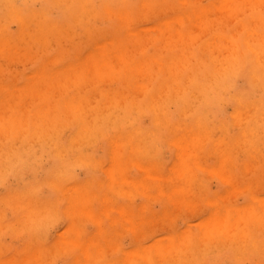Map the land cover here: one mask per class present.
Segmentation results:
<instances>
[{"label":"rangeland","instance_id":"rangeland-1","mask_svg":"<svg viewBox=\"0 0 264 264\" xmlns=\"http://www.w3.org/2000/svg\"><path fill=\"white\" fill-rule=\"evenodd\" d=\"M3 1H5V3L3 2ZM0 0V25L1 24H3V22H4V18H10L9 16H10V13L8 12V10H7V5H5L4 6V4H6V0ZM54 0H13V6H15V7H13L14 9H15V15H14V17L13 18H11L10 20H8V23L6 22H4L5 24H6V26L4 27V25L2 26H0V27H3V29H2V32L0 31V52H5V53H8V51L7 50H9V49H12V50H9V52L11 51V53H9L10 55H8V57L6 58V56L4 57V55H5V53L3 54V53H0V57L2 58H0L1 59V66H0V69H2V70H0L1 71V74H0V81L1 80H3V81H1V83L0 84H3V88H2V85L0 86V115H2L3 116V119H2V116H1V118H0V126L2 127H0V179H1V182H0V196L2 197H0V205H1V208H0V221H2V223L0 222V227H1V231H0V243L2 242V244H0V264L2 263H4L3 261H5V264H16V262H17V264H21V259H23L22 260V262H26V263H28V262H30V263H28V264H37V263H41V264H107L109 261L110 262H112V263H110V264H117V261L119 262V264H126V262L128 263V264H138V263H140V262H138V261H142L143 259H145L144 257H146V261L145 260H143V261H145V262H142V263H140V264H147L146 262H148V264H154V262L156 261L155 260V258L157 257V260H158V263H157V261H156V263L157 264H163V263H165V264H184L185 262H189L188 264H264V224H261L260 223V220H262V218L264 219V216H263V214H264V122H262V121H264V111H262V110H264V65H263V68H262V63H264V60H261L263 57H264V54H262V52L264 53V39L263 40H261L260 39V37L261 36H264V7H262V6H264V4L263 3H260V4H253V5H251V4H248V6H245V5H247V3L246 4H242L238 9H236V10H234L233 11V14L231 15V11L229 12H227V9L224 7V5H222V6H219L218 8H213V9H210V11H207L206 12V14L207 13H209V12H211V11H214V12H211L210 14H207L206 16L208 17L207 19H208V21H206V22H209V25L210 26H212V29H210L209 28V25L208 24H206V22H205V20H206V17H203L204 15H205V13L203 14L202 12H205V11H200L199 9L200 8H202V6H204V7H208L209 6V4L211 5V4H213L214 2H218V3H220V2H222V0H200V2H199V0H196L197 1V3H195V0H189L188 2H187V0H185L186 2H184V0H145L146 1V4H147V2L149 1V3H148V5L150 4V6H145V4L144 5H142V4H140L141 2H144V0H61L60 2H59V0H55V3L53 2ZM71 1V2H70ZM83 1V2H82ZM172 1H173V3H172ZM194 1V2H193ZM2 2V3H1ZM57 2V3H56ZM67 2H70L69 3V5L68 4H66ZM178 2V3H177ZM210 2H212V3H210ZM262 2H264V1H262ZM53 3V4H52ZM60 3V4H59ZM136 3V4H135ZM145 3V2H144ZM191 3V4H190ZM209 3V4H208ZM223 3V2H222ZM21 4V8H23V9H18L17 8V6H19ZM56 4V5H55ZM97 4V5H96ZM104 4H107V5H104ZM183 4V5H182ZM186 4H189V5H186ZM17 5V6H16ZM23 5V6H22ZM25 5V6H24ZM28 5L30 6V8H28ZM52 5H54V6H52ZM61 5H63V6H61ZM175 5V6H174ZM186 5V6H185ZM200 5V6H199ZM249 5H251V6H249ZM258 5V6H257ZM262 5V6H261ZM4 7V9H2L3 7ZM47 6V7H46ZM142 6V7H141ZM184 6L186 7V8H184ZM193 6H195V7H193ZM197 6V7H196ZM198 6L200 7V8H198ZM253 6V8H251ZM43 7V8H42ZM46 7V8H45ZM52 7V8H51ZM57 7H58V9H57ZM65 8V9H63V8ZM84 7H86V8H84ZM139 7H140V9H139ZM174 7H175V9L178 7V9H174ZM192 7H193V10H192ZM224 9H223V8ZM17 8V9H16ZM39 8V9H38ZM42 8V9H41ZM45 8V9H44ZM50 8V9H49ZM105 8V9H104ZM107 8H108V10H107ZM144 8H146L145 10H146V12H147V9L148 8H152V12L150 13L151 15H152V13L155 11V13L152 15V16H150V14H147L146 12H145V10H144ZM194 8H196V9H194ZM257 8V9H256ZM2 9V10H1ZM26 9H28V10H26ZM61 9V10H60ZM89 11H88V10ZM104 9V10H103ZM109 9L110 10H112V12H110L109 11ZM215 9V10H214ZM222 9L224 10V11H222ZM30 10H34V11H30ZM37 10H39L38 12H37ZM49 11V12H47L46 13V17L44 16V15H42V14H44L46 11ZM87 12H86V11ZM140 10V11H139ZM198 10V11H197ZM218 10H221L222 11V13H221V11H219V12H217ZM248 10V11H247ZM27 11H29V12H27ZM45 11V12H44ZM51 11V12H50ZM80 11V12H79ZM179 11H183V12H179ZM191 13V14H189V12ZM196 11V12H195ZM226 11V12H225ZM32 12H34V13H36V14H39V15H36V14H32ZM44 12V13H43ZM67 12H68V14H69V16H68V14H67ZM80 14H79V13ZM88 12H92L93 13V16L90 14V16H88L87 15V13ZM105 12L107 13L106 15H105ZM139 12V13H138ZM163 13L162 15L161 14H159L158 15V13ZM195 12V13H194ZM197 12H199V13H197ZM217 12V13H216ZM223 12H225L226 14L227 13H230V15L231 16H229V14H227L230 18L233 16L234 17V15H236V17H234L235 18V21L234 22H232L231 23V21H233V19H231L230 20V18H227L228 16L224 13L223 14ZM237 12H238V14H240V15H238L237 14ZM7 13V14H6ZM22 13V14H21ZM66 13V14H65ZM118 13L120 14V16H118ZM122 13H123V15L124 16H121L122 15ZM212 13H214V15L212 14ZM234 13H236V14H234ZM17 14H19V16L17 15ZM23 15L24 16V18L25 19H27V20H25V19H23V21H22V18L23 17H21L20 18V16L21 15ZM34 16V17H32V15ZM65 14V15H64ZM83 14H85V15H87L86 16V19H84L83 20V18H85L84 16L85 15H83ZM112 14H114V15H112ZM136 14V15H135ZM138 14V15H137ZM198 14H200V16L198 15ZM203 14V15H202ZM7 15H9L8 17H6ZM40 15H41V17H40ZM79 15H80V17H79ZM109 17H108V16ZM140 15V16H139ZM186 16L184 19H183V21H184V24L187 22V21H189V20H191L190 22H191V24H190V22H187L185 25H181L182 26V32L183 33H181V35L180 36H182V34H188L187 32H189L188 31V29L190 30V28H191V31H190V39H189V36L186 38V39H188L187 41H181L182 39H180L179 37H176L177 36V34H178V32L179 31H177L178 29H180V28H178L179 27V20H178V18L181 16V17H183V16ZM213 15V18L211 17ZM220 16V18L221 19H219V17L218 16ZM243 15V16H242ZM12 16V15H11ZM16 16V17H15ZM20 18V20H19V18ZM30 16V17H29ZM36 16H38L37 18H36ZM112 16H114V17H112ZM128 18H127V17ZM135 16V17H134ZM160 16V17H159ZM192 16V17H191ZM210 16V17H209ZM215 16H217L218 17V20H217V17L215 18ZM239 16H241V17H239ZM255 16H256V18H255ZM41 19H40V18ZM49 19H48V18ZM68 17V18H67ZM69 17H71V18H69ZM102 17H103V19H102ZM112 17V18H111ZM117 17L121 20V22H119V21H117L118 19H117ZM124 19H123V18ZM140 17V18H139ZM142 17V18H141ZM171 17H173L175 20H174V22H175V25H174V27L172 26L173 24H170L169 23V20H171L170 18ZM190 19H189V18ZM199 17H200V19L202 20V22H199L200 21V19H199ZM36 18V19H35ZM43 18H46L45 20L43 19ZM132 19V21H134V22H132L131 21V19ZM136 18H137V20H141V19H143V20H141V21H138V22H136ZM163 18H165V20L163 19ZM209 18H210V20H209ZM241 18H242V20H241ZM252 18H255L254 20H257V21H254ZM258 18V19H257ZM260 18V19H259ZM14 19V20H13ZM35 19V20H34ZM50 19H51V21H50ZM66 19V20H65ZM70 19V20H69ZM81 19V20H80ZM92 19V20H91ZM101 19V20H100ZM262 19V21H260ZM16 20V21H15ZM30 20V21H29ZM38 20V21H37ZM56 20V21H55ZM58 20H59V22H58ZM77 20H78V23H76V24H79V25H77V27H76V24H75V22H77ZM88 20V21H87ZM124 22H123V21ZM126 20H128V21H126ZM182 20V19H181ZM211 20L212 21H215V23L213 22L212 23V25L210 24L211 23ZM1 21H3L2 23H1ZM5 21H7V19L5 20ZM21 21H22V23L24 24V25H22V23H21ZM35 21V23H33ZM40 21H41V23L42 24H40ZM47 23H46V22ZM64 21V22H63ZM84 21V22H83ZM131 21V22H130ZM168 21V25L170 26L171 25V28H169V26L168 25H163L164 23L166 24V22ZM172 21V20H171ZM241 21V22H240ZM260 22V24L258 25L256 22ZM12 22V23H11ZM56 24H55V23ZM74 22V23H73ZM80 22V23H79ZM83 22V24H82V27L80 26L81 25V23ZM122 22H123V24H122ZM127 22V23H126ZM139 22H140V24H139ZM144 22V23H143ZM155 22V23H154ZM173 22V21H172ZM179 22V23H178ZM197 24H196V23ZM204 22H205V24L208 26V28L209 29H207L206 27L207 26H203L202 25V23L204 24ZM253 22H255V26L254 25H252L253 24ZM258 22V23H259ZM38 23V24H37ZM61 23V24H60ZM73 23V24H72ZM86 23H87V25H89V26H91V27H89L88 26V28H87V25H86ZM129 23V24H128ZM130 23H131V25H130ZM134 23V25L132 26V24ZM176 23H177V25H176ZM182 23V22H181ZM180 23V24H181ZM244 23V24H243ZM8 24V25H7ZM20 24H21V26H20ZM34 24V25H33ZM50 24V25H49ZM51 24H52V26H51ZM125 24H127V26L125 25ZM135 24H137V25H135ZM183 24V23H182ZM216 24V26L214 27V25ZM242 24H243V26H242ZM37 25H40V27H38ZM44 25H45V27H44ZM48 25L50 26V27H53V28H51V31L50 32H48L49 30H50V27L48 28L49 30L47 31V28L46 27H48ZM58 25V26H57ZM63 27H62V26ZM68 25H70V26H68ZM74 25V26H73ZM103 25V26H102ZM121 25V26H120ZM150 27H149V26ZM159 25V26H158ZM196 25H199V27L198 26H196ZM23 26V27H22ZM86 26V27H85ZM142 26V27H141ZM146 26V27H145ZM147 26L149 27V28H147ZM158 26V27H157ZM162 26H164V27H162ZM168 27L169 29H173V30H168V29H165V27ZM178 26V27H177ZM184 26H185V28H184ZM189 26V27H188ZM193 26V27H192ZM200 26H202V27H200ZM256 28H254V27ZM19 27V28H18ZM36 27V28H35ZM59 27H61V29L63 28V31L62 30H60V28ZM65 27H67V28H70V29H72L71 31L69 30L68 32H67V28L65 29ZM159 27H162L161 29H156V28H159ZM166 27V28H167ZM196 27V28H195ZM197 27H198V29H197ZM6 28V29H5ZM22 28H24L23 29V31L21 30ZM29 28H32V29H29ZM38 28V30L37 31H35L36 29ZM39 28H43V30H41V29H39ZM45 28V29H44ZM85 28V29H84ZM135 28H137V29H135ZM139 28V29H138ZM147 28V33L149 32V31H151L152 33H150V34H152V35H150L149 33L147 34L146 33V29ZM175 28H177V29H175ZM193 28V29H192ZM206 28V29H205ZM223 28H225V30L223 29ZM238 28H239V31H238ZM251 28H254L253 30H255V32L257 33V34H259L260 35V33H261V35L259 36H257L256 35V33L255 32H253L252 31V29ZM61 31L60 32V34L61 33H63V34H65V36H63V34H58V32H59V30ZM118 29V30H117ZM128 29H130V31L128 30ZM149 29V30H148ZM162 29H163V32H161L162 31ZM197 29V30H196ZM199 29H201V30H203V31H201V33L203 32H205L204 34H202V36H200V34H199V37H196V35L194 36V34H196L195 32L196 31H198V32H200V30ZM205 29V30H204ZM221 29V30H220ZM247 29H251V30H247ZM4 30V31H3ZM7 30V31H6ZM8 30H9V32H8ZM16 30V31H15ZM52 30H58L57 32H56V34L58 35V37L60 36V38H56V34H54V33H52L53 31ZM82 30H84V32H85V30H86V34H84V32L82 31ZM88 30H89V33H88ZM92 30V31H91ZM112 30V31H111ZM132 30H133V32H134V34H139L141 37H139V35H138V37L139 38H142V37H144L143 39H145V37H147L146 39H145V41H147V39L148 38H150L149 39V41H151V43L150 44H148V46L146 47L145 45H144V48H142L143 47V44H145V43H143L142 41L143 40H141V39H139V38H136V35H132L133 33H132ZM140 30H142V32L140 31ZM153 30V31H152ZM154 30H156V31H154ZM159 30H161L159 33H162V34H164L165 35V37H166V39H165V37H164V35L162 36V34H159V36L160 37H164V38H159V40H158V31ZM169 32H168V31ZM186 30V33L184 32V31ZM192 30L194 31V33L192 32ZM206 30H207V32H206ZM211 30V31H210ZM258 32H257V31ZM7 33H6V32ZM12 31V32H11ZM21 31V32H20ZM27 31V32H26ZM29 31H30V33H29ZM35 31V32H34ZM44 31V33H42ZM47 31V32H46ZM66 31V32H65ZM74 31V32H73ZM127 31V32H126ZM181 31V30H180ZM210 31V33H208ZM232 31L234 32V34L232 33ZM236 31V32H235ZM37 32V33H36ZM41 32V33H40ZM55 32V31H54ZM71 32L72 33H75V35H76V33H77V35L75 36L74 34H71ZM130 32L132 33V34H130ZM137 32V33H136ZM144 32V33H143ZM155 32V33H154ZM156 32H157V34H156ZM170 32H173L172 34L174 35V33H176L175 34V36H171L172 34L170 33ZM191 32H192V37L194 36V38H196V39H192L191 38ZM245 32H246V34H247V36H248V34H249V38L252 40L251 41V43H250V41H249V39H248V37L246 36V34H245ZM19 33H22V34H18ZM25 33H27L26 35H25ZM36 34V36L35 35H31V38H30V34ZM40 33V34H39ZM45 33H47V35L45 34ZM49 33H50V35H49ZM51 33H52V35H51ZM97 33V34H96ZM125 33V34H124ZM208 33V34H207ZM251 33H254L253 35L254 36H252V34ZM5 34V38L3 37V35ZM13 34H14V36H13ZM29 34V35H28ZM45 34V35H44ZM82 34V35H81ZM84 34V35H83ZM92 34V35H91ZM144 34V35H143ZM188 34V35H189ZM198 34H197V36H198ZM8 35V36H7ZM21 35V36H20ZM25 35V36H24ZM49 35V36H48ZM69 35V36H68ZM71 35H72V37H71ZM78 35H80L81 37H79ZM86 35H88V36H86ZM131 37H133V38H130V36ZM147 35V36H146ZM148 35H149V37H148ZM169 35L173 38V37H176V38H178L179 39V41H175V39L173 40L171 37H169ZM179 35V34H178ZM205 35V36H204ZM216 35V36H215ZM221 35V36H220ZM222 35H226L225 36V38H223V36ZM227 35H228V38L227 39H229L230 41H232V42H227L228 40L226 39V37H227ZM234 35V36H233ZM235 35H237V36H235ZM9 36H11V37H9ZM14 37V39H13V37ZM17 36V37H16ZM35 36V38H33V37ZM43 36V37H42ZM51 36V37H50ZM63 36V37H62ZM83 36V37H82ZM94 36H96V38L94 37ZM151 36H153V37H151ZM230 36V37H229ZM6 37H8V38H6ZM19 37H26L25 39H27V37L29 38V39H27L26 41H25V43H24V40L25 39H23L22 41H19L21 38H19ZM70 37L72 38V39H70ZM80 39H79V38ZM109 37H110V40H108L109 39ZM126 37H129V38H126ZM135 37V38H134ZM186 37V36H185ZM184 37V38H185ZM214 37H215V40L217 39V37H218V39H217V41H215L214 40ZM236 37V38H235ZM237 37H238V39H237ZM247 37V38H246ZM253 37H256V39H257V41L258 40H260L259 41V43L257 42V41H255V38H253ZM257 37H259V38H257ZM6 40V39H8L9 41H11V39L13 40V41H11V43H12V46H13V44H15L17 41V43L15 44V45H19L20 47L18 48V45H17V47H15V46H9V45H7V40L5 41L4 39ZM19 38V39H18ZM33 38V39H32ZM41 39L42 41H43V43H42V41L40 42L39 40H38V42H40V43H38L37 42V39ZM51 38V39H50ZM53 38V39H52ZM56 38V39H55ZM63 38V39H62ZM64 38H65V40H64ZM84 38H86V39H84ZM104 38H107V39H105L104 40ZM119 38V40H117ZM123 38V39H122ZM183 38V37H182ZM183 38V40H185ZM212 38V39H211ZM231 38V39H230ZM263 38V37H262ZM16 39V40H15ZM76 39H78L77 41H72V40H76ZM112 39V40H111ZM125 39H127V40H125ZM132 39H134L133 41H132ZM138 39L139 40H141V41H139L138 42ZM161 39V40H160ZM177 39V40H178ZM227 41H226V40ZM33 41V42H31L32 44H30V42H28V43H26L27 41ZM34 40H36V42L34 41ZM44 40H46V41H50L51 43L52 42H55V43H50V42H48V43H50L49 45H48V43H47V45H46V41H44ZM54 40V41H53ZM58 40H60V41H58ZM69 40H71L70 41V43L68 42ZM81 40L83 41L82 43H81ZM89 40V41H88ZM108 40V41H107ZM117 40V41H116ZM131 41V43H129L130 41ZM163 40H165V42H164V44L162 43V41ZM191 42H190V41ZM199 40V41H198ZM212 40V41H211ZM214 40V41H213ZM255 42H254V41ZM2 41H3V43H2ZM96 41H97V43H96ZM102 42V44H101V42ZM128 41V42H127ZM144 41V42H145ZM152 41H154V42H152ZM161 41V42H160ZM189 41V42H188ZM206 41V42H205ZM208 41H209V43H208ZM223 41H224V43H225V41H226V43L225 44H227V45H229V44H232V43H235L234 45H236V43H237V46H236V48L234 47V45H233V47L234 48H231V47H226L225 46V44L223 43ZM246 43H248V45H247V49H246V44H245V42ZM249 41V42H248ZM61 42H62V45H61ZM72 42H73V45H75V46H73L72 45ZM86 42V43H85ZM110 44H109V43ZM140 43V42H142V43H140V44H142V45H139L138 43ZM148 42V41H147ZM146 42V43H147ZM195 42H197V43H195ZM211 42H214V43H212L211 44ZM222 42V43H221ZM253 42H254V45H253ZM20 43V44H19ZM25 45H24V44ZM60 43V44H59ZM89 44V46H88V44ZM149 43V42H148ZM208 43V44H207ZM218 43V44H217ZM222 45H224L223 46V48H221V44ZM9 44H10V42H9ZM22 44V45H21ZM38 44V45H37ZM43 44H44V47H43ZM59 44V45H58ZM70 44V45H69ZM79 44V45H78ZM86 44H87V46H86ZM99 44V45H98ZM132 44V45H131ZM134 44H136V45H134ZM200 44V45H199ZM206 44V45H205ZM218 45L219 46V44H220V49H214L213 48V46H215V45ZM73 46V49H72V46ZM78 45V46H77ZM80 45H81V47H80ZM94 45V46H93ZM101 45V46H100ZM110 46V47H108V46ZM130 45H131V48H130ZM168 46V48H166L165 49V46ZM172 45V46H171ZM198 45L200 46V48H198ZM213 45V46H212ZM216 45V46H217ZM231 45V46H232ZM239 45H240V47H239ZM251 45V46H250ZM256 45V47H254ZM1 46L4 48V46L6 47V50L4 51L3 49H1ZM7 46H9L10 48L8 49L7 48ZM31 46H34V50L31 48ZM36 46H38V48L40 47L41 49H38V48H36ZM45 46H50V47H45ZM65 46V47H64ZM66 46H67V48H66ZM76 46H77V48L79 49V51H80V53H78L79 51L78 50H76L77 48H76ZM98 47L99 46V48H101L100 50H102V48H103V50L102 51H100V53H99V51L97 52L96 50L97 49H99V48H96V47ZM129 46V47H128ZM138 46H140V48L142 49H140V50H138L139 49V47ZM155 46H157V47H155ZM162 46H163V50H162ZM171 46V47H170ZM208 46V47H207ZM12 47V48H11ZM22 47V48H21ZM57 47H59V48H57ZM74 47H75V49H74ZM80 47V48H79ZM94 47V48H93ZM107 47V48H106ZM133 47H136L135 49L133 48ZM138 47V48H137ZM211 47L214 49H211ZM249 47H251V50H252V52H251V50L249 49ZM258 47H260V50L258 49ZM14 48H16L15 49V51H19V49H20V51H19V53L17 54L15 51L13 52V49ZM26 48V49H25ZM31 48V49H30ZM55 48V49H54ZM67 50H66V49ZM69 48V49H68ZM110 48V49H109ZM120 48V49H119ZM125 48H128V49H125ZM226 50H225V49ZM25 49V50H24ZM45 49L46 51H48V52H46L45 50L43 51V50ZM48 49V50H47ZM89 49H90V51L92 52V54H90L91 52L89 51ZM96 49V50H95ZM109 49V50H108ZM117 49V50H116ZM119 49V50H118ZM209 49V50H208ZM232 49V51H235L234 53H232V51H231V54H230V50ZM235 49V50H234ZM23 50V51H22ZM33 50V51H32ZM36 50V51H35ZM42 50V51H41ZM77 52H76V51ZM87 50V51H86ZM133 50V51H132ZM136 50H138V54H137V51ZM207 50H208V53H205V52H207ZM211 50V51H210ZM212 50H213V52H212ZM221 50V51H220ZM246 50V51H245ZM257 52L258 50L259 51H261V52H259L258 51V53L256 54V52ZM21 51H22V53H21ZM51 51V52H50ZM55 52V53H53V52ZM58 51H59V54H58ZM69 51H70V53H69ZM71 51H73V53L71 52ZM86 51V52H85ZM89 51V52H88ZM117 51V52H116ZM121 51H124V54H122V52ZM135 51V52H134ZM159 51V52H158ZM251 53H250V52ZM32 52V53H31ZM34 52L36 53L35 55H34ZM39 52H41V53H39ZM57 52V53H56ZM108 52V53H107ZM116 52V53H115ZM193 52V54L191 55V53ZM14 53H16V57H15V54ZM25 53H26V57H25ZM29 53V54H28ZM40 55H39V54ZM44 53V54H43ZM50 55H49V54ZM60 53H61V55H60ZM77 53V54H76ZM93 53L95 54L96 53V55L98 54V56H96V57H94V55H93ZM101 53H103V55H100ZM116 54L117 55V57L115 56V55H113V54ZM117 53H121V54H117ZM132 53V54H131ZM188 53V54H187ZM212 53H213V55H212ZM226 53H229L230 54V56L228 57V59H227V55H226ZM236 53V54H235ZM1 54L3 55V56H1ZM28 54V55H27ZM31 54V55H30ZM48 54V55H47ZM58 54V55H57ZM73 54H74V56H73ZM77 55V57H75L76 55ZM79 54V55H78ZM105 54H107V55H105ZM111 54V55H110ZM157 54V55H156ZM203 54V55H202ZM252 54H256V57H255V55L254 56H252ZM261 54V55H260ZM34 55V57H35V60L33 61V56ZM37 55H39V56H37ZM46 55V56H45ZM53 55V56H52ZM63 55V56H62ZM87 55H89V59H91L92 60V63H90L91 61L90 60H88L87 58H86V56ZM119 55V56H118ZM170 55V56H169ZM212 55V56H211ZM217 55H219V56H217ZM233 55H235V56H233ZM18 56V57H17ZM24 56V57H23ZM41 56H43V57H41ZM62 56V57H61ZM71 56V57H70ZM104 56H106L105 58H104ZM108 56V57H107ZM111 56V57H110ZM113 56H115V57H113ZM122 56H123V58H122ZM148 56V57H147ZM166 56V57H165ZM217 56V58H215ZM225 56H226V58H225ZM263 56V57H262ZM30 57V58H29ZM36 57H38V58H36ZM43 58V59H41V58ZM47 57H48V59H47ZM52 57V58H51ZM57 57V58H56ZM83 57H85L84 59H82ZM167 57H169V58H167ZM181 57H183V59L185 60H183L184 62L181 64V63H179V62H182L181 60ZM185 57V58H184ZM200 59H199V58ZM223 57H224V59H223ZM238 57V58H237ZM255 57V58H254ZM3 58H5L4 60H3ZM10 58V59H9ZM22 58V59H21ZM29 58V61H28V63H27V61H26V59H28ZM53 59V60H51V59ZM62 58V59H61ZM116 58V60H114ZM118 58L119 59H121V61L120 60H118ZM129 58H130V60H129ZM139 58H141V59H144V60H140ZM149 59V60H146V59ZM165 58L167 59V60H165ZM175 58H176V60H175ZM205 58V59H204ZM230 58V59H229ZM233 58V60L234 61H232V62H234V63H232L230 60ZM251 58V59H250ZM8 59V60H7ZM15 59V60H14ZM30 59L32 60V62H30ZM39 59V60H38ZM57 59V60H56ZM61 59V60H60ZM105 61H104V60ZM111 59H113V62H111ZM169 59V60H168ZM178 59V60H177ZM201 59H203V60H205V61H200ZM221 59H223V60H221ZM20 60H22L23 61V63H22V61H20ZM48 60V61H47ZM51 60V61H50ZM60 60V61H59ZM80 60V61H79ZM118 60V61H117ZM125 60V61H124ZM145 60L148 62H145ZM225 60V61H224ZM8 61V62H7ZM12 61V62H11ZM13 61H14V66H13ZM37 61V62H36ZM52 62L51 64L53 65H51L50 63H46V62ZM85 61V62H84ZM89 61V62H88ZM96 61V62H95ZM97 61H98V64H99V66H101L100 64L101 63H103L102 65H104L105 63V66H103V68H104V70H103V68H100L99 66H98V64H95V63H97ZM115 61V62H114ZM139 61H140V63H139ZM141 61H143V64L141 63ZM152 61H154V62H152ZM162 61H164V63L162 62ZM172 62V61H175L174 63H172V64H169L170 62ZM198 61H200V62H198ZM207 61V62H206ZM260 61H262V63L259 65V63H260ZM16 62H17V64H16ZM20 64H19V63ZM49 64V67H47L45 64ZM66 62V63H65ZM69 62V63H68ZM73 62V63H72ZM75 62V63H74ZM94 62V63H93ZM108 62V63H107ZM116 62H118L120 65H117L118 63H116ZM133 62H135V63H133ZM139 64H142L141 65V67H135L134 65H138V63ZM167 62V63H166ZM169 62V63H168ZM221 62V63H220ZM224 62V63H223ZM256 62H259V63H257L256 64ZM8 63V65H6ZM25 63H27V65L25 64ZM53 63H55V64H53ZM72 63V64H71ZM76 63H78V64H76ZM87 63H89V64H87ZM110 63H112V64H110ZM122 63V64H121ZM190 63H191V65H190ZM209 63H211V64H209ZM235 63H237L236 65H231V64H235ZM23 64H25V66H23ZM32 64V65H31ZM40 64H43V65H40ZM65 64H69V70L70 69H72L73 70V72H72V70H70V71H68V68H67V65H65ZM76 64V65H75ZM92 64H93V67H95V66H97L96 68H95V70L93 69V67H92ZM108 64H109V66H108ZM115 64V65H114ZM127 64H130V68H132V67H134V68H132L131 70H135V68H137V71L138 70H142L141 72H143L142 73V75H141V73L139 72L138 74H140V76L139 77H137V74H135L137 71L135 70H133V72H135L134 74L132 73V71L129 69V68H127L128 67V65ZM133 64V65H132ZM152 66H150V65ZM180 64H181V66H180ZM185 64H186V66H185ZM192 64H194V65H192ZM220 64V65H219ZM256 64V65H255ZM5 65V66H4ZM42 67L41 69H40V66ZM45 65V66H44ZM51 65V66H50ZM64 65V66H63ZM70 65H71V67H74V68H71L70 67ZM86 67H85V66ZM119 67H117V66ZM149 65V66H148ZM155 65V66H154ZM162 65H163V67H162ZM165 65H167V66H165ZM175 65V66H174ZM217 67H216V66ZM226 66L227 67V65H229V67H227V70H225L226 69V67L224 68L223 66ZM9 68H8V67ZM21 66V67H20ZM27 66H28V68H27ZM35 66V67H34ZM63 66V67H62ZM132 66V67H131ZM144 66H146L145 68H144ZM178 66L180 67V69L178 68ZM218 66H220V68H222V69H220ZM230 66H231V68H230ZM233 66V67H232ZM244 66V67H243ZM8 69H7V68ZM17 67V68H16ZM19 67V68H18ZM29 67L32 69H29ZM43 67H45L44 69H46L45 71H44V69H43ZM50 67H51V69H52V67H53V70H51L50 69ZM76 67V68H75ZM78 67V68H77ZM82 67V68H81ZM85 67V68H84ZM92 67V68H91ZM102 67V66H101ZM106 67V68H105ZM108 67V68H107ZM116 67H117V69H116ZM155 67H156V69H155ZM168 69H167V68ZM171 67H172V69L176 72H174L175 73V75H174V73L173 72H171L170 73V70L172 71V69H171ZM178 68V69H174V68ZM202 67V68H201ZM239 67H240V70H239ZM59 68V70L58 71H56L57 69ZM66 68V69H65ZM98 68H99V70L101 71V72H99V70H98ZM138 68H140V69H138ZM142 68H144V70L142 69ZM182 68H183V71H182ZM215 68V69H214ZM11 69H12V71H11ZM14 69V70H13ZM15 69H16V71H15ZM35 69H36V71H37V74H35ZM37 69H39V71L41 70H43V72H46V74L44 73H41V71L39 72ZM49 69V70H48ZM65 69V70H64ZM84 69H86V71H84ZM107 69V70H106ZM110 69V70H109ZM111 69H113V70H111ZM128 69V72H126V70ZM161 69V70H160ZM216 69H220L221 71L223 70V72H221V71H216ZM228 69H230V71L228 70ZM232 69H233V72H232ZM242 69H243V71H242ZM263 69V70H262ZM6 70H9V71H6ZM22 70L24 71L25 70V73L24 72H22ZM33 70H34V72H33ZM48 70V71H47ZM55 70V72L54 73H58L57 75H60V73L62 72V70L64 71L63 72V76L62 75H60V76H55V75H52V76H55V77H53L54 78V80H56L57 78H58V80L57 81H53V78L51 77V74L53 73L52 71H54ZM67 70V71H66ZM82 70V71H81ZM115 70L117 71V70H119L120 72L119 73H117V72H115ZM158 70H159V72H158ZM163 70V71H162ZM248 70V71H247ZM254 70V72H252ZM13 71L15 72V73H13ZM19 71V72H18ZM21 71V72H20ZM50 71H51V73H50ZM59 71H60V73H59ZM66 71V72H65ZM76 71H77V74H75L76 73ZM92 71H94L95 73V77H94V74H93V72ZM150 71V72H149ZM179 71V72H178ZM33 72V73H32ZM81 72V73H80ZM88 72L91 74H88ZM99 72V73H98ZM131 72V73H130ZM158 72V73H157ZM211 72V73H210ZM242 72V73H241ZM255 72L257 73V74H255ZM15 75V76H17L18 78H17V80L15 79L16 77L13 75V74ZM22 73H24V75L22 74ZM28 73H29V75H28ZM42 74V77L40 78V75ZM50 73V74H49ZM66 75H65V74ZM68 73V74H67ZM75 74V75H73V74ZM83 73H85V77L87 78V79H85V78H83L84 77V74ZM87 73V74H86ZM125 73V74H124ZM221 73V74H220ZM234 73V74H233ZM11 76H13V77H11ZM22 74V75H21ZM30 74H32V75H30ZM33 74H35V75H33ZM82 74V75H81ZM93 74V75H92ZM102 74H103V76L106 78H103V80H102ZM128 74L129 75H131V78H130V76H128ZM143 74H145V76L143 75ZM166 74V75H165ZM189 74H191L190 76H192V78L190 79V76H189V78H188V80L186 79V77H188V75ZM263 74V75H262ZM19 75V76H18ZM26 75H28V76H26ZM39 77H38V76ZM46 75V78L47 79H45V76ZM50 75V76H49ZM65 75V76H64ZM69 75V76H68ZM80 77V75H81V77L84 79H82V78H79L78 76ZM90 75V76H89ZM117 75V76H116ZM118 75H120L119 77H118ZM122 75H123V77H122ZM124 75H126V77L124 76ZM136 75V77L135 78H133L134 76ZM211 75H212V77H211ZM221 75H223V77L221 76ZM241 77H240V76ZM3 76V77H2ZM34 76V77H33ZM49 76V77H48ZM70 76H72V82H70V80H68V81H65V78H70ZM98 78H97V77ZM112 76H113V78L114 77H116V79H117V81L115 80V81H113V79H112ZM141 76H142V78H141ZM153 76H155V77H153ZM208 76V77H207ZM212 78V81H211V79H210V77ZM239 76V77H238ZM245 76H247V78L245 77ZM251 76H253V77H255V78H252ZM262 76V77H261ZM9 77V78H8ZM15 77V78H14ZM21 79H20V78ZM24 77V78H23ZM28 77V78H27ZM35 79V77H37L36 79H35V82L36 83H38V80L40 79L41 81H39V85H40V83L42 82V80L44 79L45 81H43V83L40 85V86H37V84L35 83L34 84V80H33V78ZM50 77H51V79H52V81H49L50 80ZM57 77V78H56ZM61 77V78H60ZM64 77V78H63ZM75 77H76V79H75ZM124 77H125V79H124ZM127 77H128V79H127ZM145 77V78H144ZM147 77H149V78H147ZM173 77V78H172ZM219 77V78H218ZM257 77V78H256ZM3 78V79H2ZM8 78V79H7ZM13 78V79H12ZM31 78H32V80H31ZM48 78H49V80H48ZM56 78V79H55ZM91 78H95V80H97V83L95 84V85H91L90 86V84L89 83H91L92 82V84H94L93 82L95 81L94 79L92 80ZM99 78L103 81V82H105L104 83V85L103 86H101V84H103V82L100 80V82L98 81L99 80ZM120 80H119V79ZM130 78V79H129ZM19 79V80H18ZM66 79V80H67ZM79 79L82 81V83H80V81H79ZM91 79V80H90ZM115 79V78H114ZM122 79V80H121ZM125 81H124V80ZM127 79V80H126ZM134 79H136V80H134ZM146 79V80H145ZM240 79V80H239ZM5 80H7V81H5ZM28 80V81H27ZM50 82L49 83V85L47 84L48 83V81ZM59 80H61V83H59L58 81ZM66 82H64V81ZM77 82H79V83H77ZM105 80V81H104ZM137 80H139V81H137ZM143 80V84L142 85H138V83L139 84H141V82L140 81H142ZM170 80V81H169ZM187 80V81H186ZM243 80V81H242ZM17 81H19V82H17ZM24 81V82H23ZM31 81V82H30ZM62 81L64 82V84H65V86L68 84H70V86L69 87H67L66 86V88H69V89H63L65 86L63 85V83H62ZM75 81V82H74ZM90 81V82H89ZM107 81H108V83H107ZM111 82V84H110V82ZM123 81V82H122ZM127 81L129 82V83H127ZM184 81H186V85H185V82ZM188 81H189V83H188ZM202 81V82H201ZM229 81V82H228ZM254 81H256V82H254ZM16 82H17V84H16ZM70 82V83H69ZM75 84H74V83ZM83 82L84 83H86V84H83ZM113 82V83H112ZM130 82H132L131 84H130ZM134 82V83H133ZM149 82H150V84H149ZM159 82V83H158ZM169 82V83H168ZM173 82V83H172ZM192 82V83H191ZM198 82V83H197ZM200 82V83H199ZM236 82V83H235ZM243 82V83H242ZM12 83V84H11ZM21 83V84H20ZM23 83V84H22ZM27 83V84H26ZM78 85H77V84ZM88 83V84H87ZM106 83L107 84H110L109 86L107 85L106 86ZM118 83V84H117ZM137 83V84H136ZM160 83H162V84H160ZM164 83H166V85H167V88H166V86H165V84ZM171 83V84H170ZM228 83V84H227ZM230 83V84H229ZM5 84V85H4ZM25 84V86L27 87V89H26V87L24 86L23 87V85ZM55 85V87H54V85ZM61 84V85H60ZM79 84H80V86H79ZM85 85V87L88 85V88H86L85 89V87L83 86V85ZM122 84H124V86L122 85ZM126 84H129V85H126ZM133 84V85H132ZM169 84V85H168ZM234 84V85H233ZM7 85V86H6ZM17 86L18 85V87H14V86ZM21 86V88H25L26 90V92H28V93H26L24 90H22V92H20L21 90V88H19L20 86ZM30 85L32 86V88L30 87ZM48 87H47V86ZM114 85V86H113ZM122 85V86H121ZM137 85V86H136ZM181 86V88H180V86ZM198 87H197V86ZM206 85V86H205ZM224 85V86H223ZM35 86H36V89H34V92H33V88H35ZM44 86H46V87H44ZM59 86H61V87H59ZM62 86H64L63 88H62ZM102 88H101V87ZM120 86V88H122V90H123V92H121V89L119 88L118 89V87ZM132 86V87H131ZM135 86V87H134ZM141 88L140 89V91H139V87ZM159 86H161V87H159ZM163 86H165L164 88H163ZM178 86H179V88H178ZM200 86H201V88H200ZM204 88H203V87ZM207 86L209 87V88H207ZM217 86H218V89H217ZM223 86V87H222ZM5 87H6V89H5ZM40 87V88H39ZM59 87V88H58ZM90 87L91 88H93L94 89V87H95V90H93V89H91L90 90ZM99 87V88H98ZM109 87H110V89L112 90H110L109 89ZM116 87V88H115ZM126 87V88H125ZM129 87V88H128ZM138 87V88H137ZM173 87L175 88V90H173ZM176 87H177V89H176ZM185 87H187V90H186V88ZM220 87H221V90H219L220 89ZM235 87V88H234ZM29 88V89H28ZM40 89V92H39V89ZM41 88L43 89V90H41ZM46 88V89H45ZM84 88V90H85V92H86V95L84 94L85 92H84V90L82 91V89ZM96 88H98V89H96ZM115 88V89H114ZM137 89L136 91H138L140 94H142V96H140V95H138V93L134 90V89ZM142 88H144V89H142ZM160 88H163L162 89V91L160 90ZM198 88V89H197ZM223 88V89H222ZM38 89V90H37ZM54 89V90H53ZM76 89H78L77 90V92H76ZM105 89H107V90H105ZM113 89H114V91H113ZM117 89V90H116ZM130 89H131V91H130ZM165 89V90H164ZM195 89H196V91H195ZM200 89H201V91H200ZM216 89H217V91H216ZM224 89H225V91H224ZM9 90V91H8ZM36 90H37V92L39 93H37V94H35L36 93ZM52 90V91H51ZM59 90V92H56V91H58ZM60 90H61V92H60ZM74 90H75V92H74ZM97 90V91H96ZM98 90H100V91H98ZM129 90V91H128ZM143 90V91H142ZM180 90V91H179ZM182 90H184V91H182ZM12 91V92H11ZM32 91V92H31ZM46 91V92H45ZM50 91V92H49ZM79 91V92H78ZM92 91V92H91ZM102 91V92H101ZM116 91H118V92H116ZM145 91V92H144ZM160 91V92H159ZM174 91V92H173ZM193 91H195V92H198L199 94H197V93H195V92H193ZM215 91V92H214ZM224 91V92H223ZM231 91V92H230ZM7 92H8V96H7ZM14 92L17 94L18 92H19V94H14ZM56 94H54V93ZM93 92H95V93H93ZM131 92H132V94H131ZM157 92H158V94H157ZM162 92V93H161ZM173 92V93H172ZM179 92L182 94H179ZM184 92L186 93V94H184ZM220 92H222V93H220ZM236 92V93H235ZM10 93V94H9ZM22 93V94H21ZM33 93V94H32ZM41 93H45V95L43 94V96L41 97ZM49 93V94H48ZM58 93V94H57ZM101 93V94H100ZM115 93H117V94H115ZM120 93V94H119ZM121 93H123L122 95H121ZM134 93V94H133ZM135 93H137V94H135ZM153 93V94H152ZM175 93V94H174ZM192 93V94H191ZM216 93V94H215ZM218 93V94H217ZM2 94H5L4 95V97H3V95ZM29 94H30V96H29ZM52 94H54V95H52ZM81 94V95H80ZM82 94H84V95H82ZM119 94V95H118ZM125 94H126V96H125ZM161 94V95H160ZM172 94H174L173 96H172ZM193 94L195 95V96H197V97H200V94L203 96V97H200V98H198V99H195V96L192 98V96H193ZM215 94V95H214ZM223 94H226V95H223ZM12 95V96H11ZM21 95H22V97H21ZM25 95H28V96H25ZM32 95H34V96H32ZM35 95H37V97L35 96ZM38 95L40 96V97H38ZM47 95V96H46ZM49 95V96H48ZM52 95V96H51ZM75 95V96H74ZM127 95H130V97H131V99H130V97L128 98L127 97ZM132 95V96H131ZM133 95H135V97L134 98H137L138 97V100L136 101V103H134V98H133ZM138 95V96H137ZM150 95V96H149ZM157 95H158V97H157ZM160 95V96H159ZM184 95V96H183ZM192 95V96H191ZM11 96V97H10ZM16 96H17V99H16ZM82 96V99L80 98ZM90 96V97H89ZM100 96V97H99ZM115 96H116V98H119V99H115ZM118 96V97H117ZM120 96H121V98L122 99H124L123 100V102H122V99H120ZM137 96V97H136ZM140 96V97H139ZM163 96V97H162ZM230 96V97H229ZM236 96V97H235ZM2 97V98H1ZM27 97H29L28 99H27ZM33 97V98H32ZM34 97H36V98H34ZM46 97H48V98H46ZM53 97V98H52ZM59 97V98H58ZM73 97H76V98H73ZM77 97H79V99L77 98ZM87 97H89V100H88V98ZM110 97V98H109ZM126 97L129 99H126ZM151 97H152V99H151ZM155 97V98H154ZM162 97V98H161ZM177 97V98H176ZM196 97V98H197ZM8 100H7V99ZM22 99V100H20V99ZM31 98H32V100H31ZM39 98H41V99H38ZM45 98V99H44ZM64 98V99H63ZM85 98H86V100H85ZM99 98V99H98ZM108 98V99H107ZM157 98L159 99L158 101H157ZM202 98V99H201ZM216 98V99H215ZM219 98H221V100L219 99ZM26 99V100H25ZM29 99H30V101H29ZM91 99H94V102H93V108H95V106H96V108H97V110H96V108L94 109V111H93V109L91 110V108H92V106H91V104H92V102H91ZM126 99V100H125ZM225 99V100H224ZM237 99V100H236ZM12 100V101H11ZM36 100V103H34L33 101H35ZM40 101V102H38V101ZM57 102V100H58V102H57V105H56V108H55V101ZM61 100V101H60ZM76 100V101H75ZM150 100L152 101L151 102V104H150ZM155 100H156V102H155ZM160 100L162 101V102H160ZM202 100H203V102H202ZM214 100H217L216 102H214ZM11 101V103H9ZM17 102V103H15V102ZM19 101H21V102H19ZM27 101V102H26ZM33 103H32V102ZM53 103H52V102ZM64 101H65V103H64ZM67 101H70V102H67ZM88 101H90V102H88ZM93 101V100H92ZM153 101H154V103L155 104H153ZM199 101V102H198ZM252 101V102H251ZM6 102H8L7 104H6ZM24 102V103H23ZM31 102V103H30ZM46 102V103H45ZM66 102L67 103H69L68 105L66 104ZM81 102V103H80ZM105 102V103H104ZM158 102V103H157ZM197 102V103H196ZM12 103L16 106H14V108H11L13 105H12ZM27 103H29V104H27ZM82 103H84V105L82 104ZM90 103V104H89ZM95 103V104H94ZM97 103V104H96ZM103 105H102V104ZM133 103V104H132ZM226 103V104H225ZM240 103L243 105H240ZM18 104H21L20 106H18ZM25 104H27V105H25ZM34 104H35V106H34ZM40 104V105H39ZM51 104V105H50ZM67 106H66V105ZM119 104V108H117V109H121L122 107L124 108H122L123 110L122 111H124V112H122V113H119V112H121V111H119L118 112V114L116 113L115 114V111H114V109L116 110V107L115 106H117ZM121 104H123V105H121ZM127 104V105H126ZM132 104V105H131ZM135 104V105H134ZM149 104H150V107H149ZM186 104V105H185ZM217 104V106H215ZM263 104V105H262ZM2 105V106H1ZM3 105H7L6 107L5 106H3ZM10 105V106H9ZM47 105V106H46ZM75 105H78V109H77V106H75ZM80 105V106H79ZM89 105V106H88ZM104 105L106 106L105 108H104ZM130 105V107H128ZM151 105H153L155 108H153V109H151ZM163 105V106H162ZM191 105V106H190ZM195 105V106H194ZM223 105V106H222ZM44 106V107H43ZM52 106V107H51ZM120 106H122L121 108H120ZM152 106V107H153ZM194 106V107H193ZM241 108H240V107ZM247 106V107H246ZM253 107V109L251 110V108ZM3 107H5L7 110H5V108L3 109V110H5V112H3L1 109ZM10 107V108H9ZM23 107V108H22ZM28 107V108H27ZM30 107V108H29ZM33 107V108H32ZM38 107V108H37ZM40 107V108H39ZM43 107V108H42ZM47 107V108H46ZM85 107V108H84ZM88 107V108H87ZM102 107V108H101ZM132 107V108H131ZM149 107V108H148ZM183 107V108H182ZM191 107V108H190ZM220 107V108H219ZM223 107V108H222ZM20 108L22 109V110H20ZM25 108V109H24ZM49 108V109H48ZM53 110H55V111H53ZM125 108H126V110H125ZM130 108V109H129ZM137 108V110H135ZM158 108V109H157ZM165 108V109H164ZM206 108V109H205ZM234 108H235V110H234ZM238 109V111H237V109ZM10 109H13V111L15 110V112H13V111H11ZM35 109V110H34ZM44 109L45 110H48L47 112L46 111H44ZM76 109L79 111L78 113L79 114H77V111H76ZM131 109H132V111H131ZM151 109V110H150ZM155 109H156V111L158 112H156L155 111ZM185 109V110H184ZM189 109H191V110H189ZM213 109V110H212ZM221 109V110H220ZM255 109H257V110H255ZM25 112H24V111ZM49 110H50V112H49ZM99 110V111H98ZM101 110H103L102 112H101ZM133 110H135L136 111V113H134V111ZM172 110V111H171ZM181 110V111H180ZM184 110V111H183ZM189 111L188 113H187V111ZM205 110H207L206 112L208 113L209 112V114L207 115L206 114V112H204ZM21 111V112H20ZM43 111V112H42ZM85 111V112H84ZM92 111H93V113H95L94 114V116L92 115L91 116V114H93L92 113ZM95 111H98L97 113L98 114H96V112ZM105 111V112H104ZM111 111H113V112H111ZM138 111H140L141 112V114H140V112H138ZM164 111V112H163ZM175 111V112H174ZM239 111H243L242 113H244V115H245V117L244 118H246V114H248L249 115V117H257V119H258V121H256L257 119H254L253 117H252V119L254 120H252L251 121V123H250V125H248V127H247V123H246V119L248 118V115H247V118L246 119H243V120H239V117H240V115H241V117L243 118V114H240L239 115ZM2 112V113H1ZM10 112V114H9V116H8V113ZM11 112H12V114H11ZM23 112V113H22ZM28 113L29 115H26L25 113ZM37 112H39V113H41V114H37V115H33V117H32V114L31 113H37ZM103 112L105 113L104 114V116H103ZM116 112H117V110H116ZM160 112V113H159ZM169 112V113H168ZM172 112V113H171ZM217 112V113H216ZM236 112V115L234 114V113ZM240 112V113H241ZM250 112V113H249ZM262 114H261V113ZM4 113V114H3ZM15 113V114H14ZM45 113V114H44ZM52 113V114H51ZM61 113H62V116H61ZM89 113V114H88ZM99 113L102 115V117H101V115H99ZM107 113V114H106ZM113 113V114H112ZM147 113V114H146ZM154 113H157L158 115H160V119L161 120H156L159 116L157 115V114H154ZM176 113V114H175ZM180 113V114H179ZM232 113H233V116H232ZM238 113V114H237ZM259 113V114H258ZM14 114V115H13ZM47 114V115H46ZM51 114V115H50ZM66 114V115H65ZM84 114V115H83ZM88 115V116H86V115ZM170 114V115H169ZM174 116H173V115ZM183 114V115H182ZM19 116L18 117V119H17V117L16 116ZM23 115H24V117H23ZM43 115V116H42ZM49 115V116H48ZM73 115V116H72ZM76 115V116H75ZM78 115V116H77ZM90 115V116H89ZM97 115V116H96ZM118 115H119V117H118ZM121 115V116H120ZM127 115V116H126ZM130 115V116H129ZM155 115V116H154ZM176 115H177V117H176ZM239 115V116H238ZM256 115V116H255ZM7 118H6V117ZM13 116V117H12ZM21 116V117H20ZM27 116V117H26ZM37 116V117H36ZM40 116H41V118H40ZM47 116V117H46ZM71 116V117H70ZM111 116H114V117H111ZM117 116V117H116ZM124 116V117H123ZM141 116V117H140ZM169 116V117H168ZM224 116V117H223ZM23 117V118H22ZM30 117H32V118H30ZM35 117V118H34ZM39 117V118H38ZM53 117V118H52ZM55 117V118H54ZM65 117V118H64ZM73 117V118H72ZM89 117H92V119L91 118H89ZM100 117H101V121L103 120V123L101 122L100 123V128H99V130H98V125H99V123L97 124V121L100 119ZM111 117V118H110ZM116 117V118H115ZM126 117H128V120L126 119ZM130 117V118H129ZM172 117H174V118H172ZM232 117V118H231ZM16 118V119H15ZM34 118V119H33ZM45 119V120H43V119ZM70 118H71V120H70ZM78 118V119H77ZM88 118V119H87ZM99 118V119H98ZM121 119V120H118V122L116 121V119ZM132 118V119H131ZM155 118V119H154ZM194 118V119H193ZM198 118V119H197ZM223 118V119H222ZM234 118V119H233ZM261 118H262V120H261ZM36 119V120H35ZM42 119V120H41ZM47 119V120H46ZM84 119V120H83ZM92 121H91V120ZM96 119V123L95 124H93L92 122H95V121H93V120H95ZM113 119V120H112ZM115 119V120H114ZM124 119V120H123ZM129 119H131V120H129ZM151 119V120H150ZM163 119H165V120H163ZM168 119V120H167ZM192 120V122H191V120ZM238 119V120H237ZM241 119V118H240ZM13 120H14V122H13ZM26 120V121H25ZM28 120V121H27ZM29 120H31V121H33L34 122V124H33V122H30L29 123ZM38 120V121H37ZM56 122H55V121ZM61 120V121H60ZM90 120V121H89ZM105 120V121H104ZM110 122H109V121ZM127 122H126V121ZM175 120V121H174ZM187 122H186V121ZM234 120H237V121H234ZM19 121V122H18ZM25 121V122H24ZM37 121V125H35V122ZM40 121H42V122H40ZM45 121H46V123H45ZM60 121V122H59ZM65 121V122H64ZM73 121H75L74 122V124L72 125V122ZM79 121V122H78ZM83 121V122H82ZM113 121H115V123H118V124H115V125H117V126H115L114 125V123H113ZM119 121L121 122V124H120V127H118L119 126ZM124 121V122H123ZM129 121V122H128ZM154 121V122H153ZM156 121V122H155ZM183 121V122H182ZM243 121V122H242ZM259 121H261L262 123H260ZM9 122H11L12 124H8V126H7V123H9ZM16 122V123H15ZM23 124H22V123ZM70 124H69V123ZM89 122V123H88ZM159 122H163V123H159ZM169 122V123H168ZM177 122V124H175ZM178 122H179V124H178ZM181 122V123H180ZM238 122H240V123H238ZM241 122H242V124L243 125H240L241 124ZM255 122H258L259 124H257V123H255ZM3 123V124H2ZM19 123V124H18ZM51 123V124H50ZM67 123L69 124V125H67ZM78 123V124H77ZM84 123V124H83ZM92 123V124H91ZM106 123V124H105ZM112 123H113V125H112ZM123 123V124H122ZM153 123H155V124H153ZM184 123V125L182 126V124ZM221 123V124H220ZM227 123H228V125H227ZM232 123V124H231ZM235 123V125H237V126H235V125H233ZM22 124V125H21ZM25 124V126H27L26 128L23 126ZM27 124V125H26ZM30 124V125H29ZM34 126H33V125ZM50 125V127L49 126H47V125ZM53 124V125H52ZM90 124H91V126H95V125H97L93 130H94V132L95 133H93V130L92 129H90L91 128V126H90ZM110 124L112 125L111 127H110ZM142 124V125H141ZM145 124V125H144ZM151 124V125H150ZM161 124H162V126H161ZM172 124V125H171ZM174 124H175V126H174ZM190 124V125H189ZM224 124H226V125H224ZM20 125V127L18 128V126ZM58 125V126H57ZM65 125H67L66 127H65ZM79 127H78V126ZM101 125H102V127H101ZM122 125V126H121ZM154 125H157V126H155L154 127ZM177 125V126H176ZM16 126V127H15ZM23 128H22V127ZM54 126V127H53ZM56 126V127H55ZM78 127V130H76L77 129V127ZM83 126V127H82ZM105 126H109L108 128H106ZM126 126V127H125ZM175 128H174V127ZM198 126V127H197ZM224 126V129L223 128H219V127H223ZM244 126V127H243ZM10 127V128H9ZM11 127L12 128H14L13 130L14 131H12V129H11ZM31 127V128H30ZM53 127V129H49V128H52ZM76 127V128H75ZM138 127V128H137ZM150 127V128H149ZM152 127V128H151ZM170 127V128H169ZM201 127V128H200ZM237 127V128H236ZM243 127V128H242ZM256 127V128H255ZM7 128V129H6ZM18 128V129H17ZM21 128V129H20ZM27 128H28V130H27ZM36 128V129H35ZM41 128V129H40ZM43 128H46V129H43ZM84 128V129H83ZM85 128L87 129V131L85 130ZM97 128V129H96ZM106 128V129H105ZM117 128V129H116ZM120 128V129H119ZM134 128V129H133ZM140 128V129H139ZM155 128H157L156 130H155ZM163 128V129H162ZM179 128V129H178ZM208 128V129H207ZM217 128H219V130L217 129ZM242 128V129H241ZM251 128H252V130H251ZM258 128V129H257ZM2 129V130H1ZM8 129H10L9 131L11 132H9V135L8 134H6V133H8L7 131H8ZM17 129V131H15ZM24 130V129H26L25 130V133H24V131L22 132V133H20V130ZM31 130V132H30V130ZM43 129V130H42ZM73 129H75V130H73ZM81 129V130H80ZM105 129V130H104ZM109 129V131H107ZM131 129L132 130H134L133 131V134H135L134 136L133 135H131L132 133V131H131ZM136 129H138L139 131H137L136 132ZM141 129H145V130H141ZM200 129V130H199ZM217 129V130H216ZM222 129H223V132H226V133H223L222 132ZM240 129V130H239ZM247 129L248 130H250V132H253V133H251L249 136L251 137H254V139H256L255 141H250L251 140V138H249V143H245L246 142V138L244 137L245 136V133L247 132ZM261 129V130H260ZM263 129V130H262ZM3 130H5V131H3ZM48 132V133H46V131ZM54 130H56V131H53ZM97 130V131H96ZM114 130V131H113ZM169 130V131H168ZM206 130H208V131H206ZM256 130H258L259 132H260V135H259V132L258 131H256ZM27 131H28V133H27ZM61 131H63V132H61ZM74 131H76V132H74ZM78 131V132H77ZM80 131H82L81 133H79ZM91 131V132H90ZM105 131H107V132H105ZM113 131V132H112ZM117 131H121V133L120 132H118L117 133ZM147 131H148V133H147ZM150 131V132H149ZM171 131H172V134H171ZM177 131V132H176ZM217 131H218V133H217ZM236 131V132H235ZM254 131H255V133H254ZM3 132V133H2ZM19 133V134H17V133ZM34 134H33V133ZM51 132V133H50ZM83 132H87V134L85 135V134H82ZM112 132V133H111ZM222 132V133H221ZM231 132H232V134H231ZM234 132V133H233ZM263 132V133H262ZM2 133V134H1ZM32 133V134H31ZM46 133V134H45ZM92 134V136H90L89 134ZM130 133V134H129ZM191 133H194V134H191ZM196 133V134H195ZM199 133H203V136H200L199 135ZM205 133V134H204ZM15 134H16V137H13L12 135H14L15 136ZM43 134H44V136H43ZM51 134H52V136H51ZM81 134V135H80ZM95 134V135H94ZM98 134H100V135H98ZM118 134V135H117ZM127 134L129 135L128 137H129V139H130V141H128L127 140ZM162 134V135H161ZM184 134H186V135H184ZM191 134V135H190ZM221 134H222V136H223V138H224V136L225 137H227V138H225V139H222V136H221ZM253 134V135H252ZM255 134H258V135H255ZM9 136V137H7V136ZM46 135H47V138H46ZM49 135V136H48ZM58 137H57V136ZM102 135V136H101ZM111 135H112V137H111ZM114 135H116V136H114ZM121 135V136H120ZM179 135H180V137H179ZM188 135V136H187ZM189 135L191 136V137H194L193 138V140L194 139H196V140H192V138L191 137H189ZM193 135V136H192ZM194 135H197V136H199L198 138H197V136H194ZM202 135V134H201ZM210 135V136H209ZM39 138H37V137ZM57 138H56V137ZM66 136V137H65ZM87 136V137H86ZM89 136V137H88ZM119 136V137H118ZM12 137H13V140H12ZM36 139H35V138ZM43 137L44 138H46L47 140H46V144L44 143L45 142V139H44V141H43ZM51 137H53V138H51ZM54 137H55V139H57L56 141H55V139H54ZM71 137H74L73 139L71 138ZM76 137V138H75ZM111 137V138H110ZM115 137H116V139H115ZM183 137V138H182ZM189 137V138H188ZM203 137V138H202ZM206 137V138H205ZM208 137V138H207ZM221 137V138H220ZM256 137V138H255ZM11 138V139H10ZM18 140H17V139ZM49 138L51 139V140H49ZM65 138V139H64ZM87 138H89L88 140H87ZM97 138V139H96ZM119 138V140L117 141V139ZM138 138L140 139L141 138V142L138 140ZM148 138V139H147ZM163 138V139H162ZM185 138V139H184ZM188 138V139H187ZM205 138V139H204ZM211 138V139H210ZM218 138V139H217ZM231 138V139H230ZM233 138H234V140H233ZM262 138V139H261ZM24 139H25V141H24ZM53 139V140H52ZM67 139V140H66ZM110 139V140H109ZM114 141H113V140ZM124 139V140H123ZM127 140V142L125 143V141ZM132 139V140H131ZM144 139H146L147 141H145ZM167 139H169V140H167ZM183 139H184V141H183ZM215 139H216V141H215ZM222 139V140H221ZM230 139V140H229ZM253 139V138H252ZM11 140V141H10ZM50 142H49V141ZM65 140V141H64ZM75 140H76V142H75ZM85 140H86V142H85ZM89 140H90V142H91V144L92 145H88V144H90L89 143ZM95 140V141H94ZM111 141V143L109 142V141ZM139 141V146L140 145H142V148H140L139 149V153H138V150H136V148H138V145H137V141ZM187 142H191V145H190V143H186V141ZM189 140V141H188ZM201 140V141H200ZM218 140H221L219 143H217L218 142ZM226 140H228V141H226ZM11 143H10V142ZM17 141H18V143H17ZM31 141V142H30ZM33 141V142H32ZM36 141V142H35ZM38 141H39V143H38ZM52 141H54V142H52ZM58 141L60 142V144L58 143ZM74 142L75 144H74V146L72 145V142ZM81 141V142H80ZM82 141H84V142H82ZM121 141H123V142H121ZM143 141L145 142V143H143ZM150 143H149V142ZM157 141V142H156ZM166 141V142H165ZM23 142V143H22ZM29 142V143H28ZM35 142V143H34ZM41 142V143H40ZM48 142V143H47ZM53 143V145H55L54 147H53V145H52V143ZM88 142V143H87ZM100 142V143H99ZM106 142V143H105ZM132 144H131V143ZM133 142H134V144H135V142H136V144L135 145H133ZM160 142H162V143H160ZM172 142V143H171ZM198 142V143H197ZM202 142V143H201ZM213 142L214 143H217V145H214L213 144ZM231 142H232V144H231ZM5 145H4V144ZM15 143H17L16 145H15ZM63 143V144H62ZM77 143H79V144H77ZM108 143V144H107ZM117 143H119V144H117ZM141 143V144H140ZM143 143V144H142ZM147 143H148V145H147ZM156 143H157V145H156ZM171 143V144H170ZM182 143V148H183V146L185 145V144H187L186 145V147L188 148H186L187 149V151L189 152L188 154H187V151H185L184 153L185 154H181L183 151H182V149L180 148V144ZM197 143V144H196ZM252 143V144H251ZM255 143V144H254ZM9 144H10V147H8L9 146ZM11 144L13 145V146H11ZM27 145V148H26V145ZM28 144H31V145H28ZM41 144H43L42 146H41ZM62 144V145H61ZM77 144V145H76ZM82 144V145H81ZM105 144H106V146H105ZM122 144V145H121ZM149 144H150V146H149ZM172 144H174V145H172ZM200 144V145H199ZM212 144V145H211ZM218 144H219V146H221V149L219 150V148L218 149H216V147H218ZM238 144V145H237ZM247 144V145H246ZM253 144H254V146L256 145V147H254L253 146ZM258 144H261V146H259ZM20 145H22V146H20ZM34 145H36L35 147H34ZM49 145H51V146H49ZM58 145H59V147H58ZM64 145H65V147H64ZM86 145H87V147H86ZM116 145V146H115ZM166 145V146H165ZM210 145V146H209ZM214 145V147H212ZM227 145V146H226ZM235 145H236V147H235ZM241 145V146H240ZM244 145H246L245 147H244ZM251 145V146H250ZM5 146V147H4ZM7 146V147H6ZM24 146V147H23ZM67 146V147H66ZM73 146V147H72ZM92 146V148H90ZM130 146H134L135 148H133V147H130ZM137 146V147H136ZM146 146H148L147 148H146ZM155 146H157V147H155ZM197 148H196V147ZM204 148H203V147ZM225 146V147H224ZM3 147V148H2ZM39 147V148H38ZM42 147V148H41ZM47 147V148H46ZM63 147L64 149L65 148H67L68 150H64V149H62V150H60L61 148ZM87 148V149H85V148ZM115 147H117L119 150H121L120 152H119V150L118 149H115ZM130 147V148H129ZM144 147V148H143ZM150 147V148H149ZM163 147V148H162ZM185 147V146H184ZM212 147V148H211ZM241 149H240V148ZM242 147H244L243 149H242ZM251 147H254L255 148V150H254V148H251ZM60 148V149H59ZM69 148H70V150H69ZM71 148H73V149H71ZM75 148V149H74ZM82 148H84V149H82ZM98 148V149H97ZM104 148H106V149H104ZM113 148L115 149V150H113ZM134 150V152H133V150ZM190 148V149H189ZM211 148V149H210ZM229 148V149H228ZM230 148L231 149H233L234 151L235 150H237V151H235V153L233 152V150H230ZM258 148H260L259 149V151L257 150ZM262 148V149H261ZM39 149V150H38ZM44 149V150H43ZM48 151H46V150ZM53 149V150H52ZM57 149V151H58V149H59V151L58 152H60L59 154H61L63 151H65V152H63L60 156L62 157V159H60L59 158V154L57 153V151H54V150H56ZM82 149V151H85V152H79V150H81ZM107 149H109V150H107ZM127 149V150H126ZM129 149H131V153L129 154L128 152H130L129 151ZM217 151H216V150ZM248 149H250L249 151H248ZM10 150H12V151H10ZM17 150H18V152H17ZM21 150V151H20ZM30 150V151H29ZM52 152H51V151ZM93 150V151H92ZM96 150V151H95ZM103 150V151H102ZM104 150H106V151H104ZM111 150V151H110ZM116 150H118V151H116ZM144 150V151H143ZM146 150V151H145ZM210 150V152H208ZM222 150V151H221ZM239 150H241V152L239 151ZM251 150H254V153H253V151H251ZM261 150V151H260ZM6 153H5V152ZM27 151H29V152H27ZM41 152V153H39V152ZM53 151H54V153H53ZM68 151V152H67ZM75 151H77V152H75ZM108 151V152H107ZM123 151V152H122ZM135 151H137V152H135ZM151 153V155H150V153ZM151 151H153V153L151 152ZM214 151L217 153H215L216 155H214V154H212V153H214ZM218 151L219 152H221V154L220 153H218ZM224 151V152H223ZM226 151V152H225ZM227 151H229L230 153H231V155L229 154V152H227ZM235 154V155H233V157H232V152ZM257 151V152H256ZM263 151V152H262ZM8 152V153H7ZM15 152V153H14ZM43 152V153H42ZM46 152V154L44 155V153ZM79 152V158H78V154H76V153H78ZM89 152H90V154H89ZM93 152V153H92ZM111 152H112V154H111ZM140 152H142L143 154H140ZM146 152V153H145ZM237 152V153H236ZM256 152V153H255ZM259 152H261V153H259ZM17 153V154H16ZM37 153H38V155H37ZM49 153V154H48ZM55 153H57V154H55ZM87 153V154H86ZM107 153H110L111 155H113L114 153H115V155L114 156H111L110 154H107ZM117 153H118V155H117ZM127 153H128V155H127ZM178 153V154H177ZM240 153V154H239ZM248 153H249V155H248ZM261 154V155H259V154ZM20 154H21V156H20ZM41 155V158H40V155ZM50 154H53V156L52 155H50ZM73 154V155H72ZM75 154V155H74ZM80 154H86V157L88 158H85V157H83V158H81V155ZM94 154V155H93ZM120 154V155H119ZM123 156H122V155ZM124 154H126V155H124ZM134 154V155H133ZM145 154V155H144ZM197 154L199 155V154H201V157H199V156H197ZM203 154H205L204 156H206V158L203 156ZM210 154L211 155H213L212 157H210ZM220 154V155H219ZM225 154V157L223 156V155ZM255 156V157H253V155ZM257 154V155H256ZM2 155H4V156H2ZM13 155V156H12ZM42 155H44V156H42ZM50 155V156H49ZM65 155H67V157H64ZM77 155V156H76ZM104 155V156H103ZM133 155V156H132ZM137 157H136V156ZM165 157H164V156ZM170 155V156H169ZM209 155V156H208ZM222 155V156H221ZM228 155V156H227ZM252 155V156H251ZM261 156V158L259 157V156ZM8 156V157H7ZM35 156V157H34ZM55 156V157H54ZM77 158H76V157ZM94 156V157H93ZM99 156V157H98ZM112 158H111V157ZM146 157V158H148V159H144L143 157ZM217 156V157H216ZM220 156V158H218ZM231 158H230V157ZM250 157V162L248 161L249 160V157ZM19 157V158H18ZM28 157H30V158H28ZM72 157H73V160H72ZM91 159H90V158ZM95 157L97 158V162H96V164H95ZM104 157H106L105 159H106V161H105V159H104ZM109 157H110V161H109ZM117 157H119L120 158V162H119V160H118V158ZM126 157V160H124V158ZM131 157L133 158V159H131ZM135 157H136V159H135ZM183 157H185V158H183ZM193 157H195V158H198L199 157V162H198V159L195 161V162H193L192 163V161H194L195 159L193 158ZM216 157V158H215ZM224 157V158H223ZM226 157H228V159L226 158ZM257 157V158H256ZM39 158V159H38ZM46 158V159H45ZM52 158H54V159H52ZM59 158V161L57 160ZM64 158H66L65 160H64ZM69 158V159H68ZM98 158H100L99 160H98ZM108 158V159H107ZM116 158V159H115ZM202 158H204L203 160H201ZM209 158V159H208ZM218 158V159H217ZM225 158L227 159V161L229 160V159H232V161L233 162H231V160H229L228 162H223L222 164H226V165H228L227 167L225 166V165H223V166H225L226 168V170L225 169H221L223 166L220 164L219 166H220V168L218 167V165H216L218 162H220L222 159H224L225 160ZM15 159V160H14ZM44 159V160H43ZM48 159H50V160H48ZM78 159H79V161H78ZM85 159V160H84ZM87 159V160H86ZM89 159H90V162L91 163H89ZM92 159H94V160H92ZM122 159V160H121ZM173 159V160H172ZM184 159V160H183ZM194 159V160H193ZM257 159V160H256ZM2 160V161H1ZM10 160V161H9ZM41 160V161H40ZM77 160V161H76ZM124 160V161H123ZM133 160V161H132ZM176 160V161H175ZM189 160H192V161H189ZM206 160H207V162H206ZM217 160V161H216ZM220 160V161H219ZM223 160V161H224ZM252 160L255 162H252ZM7 161V162H6ZM18 161L20 162V163H18ZM24 161V162H23ZM37 161H39V162H37ZM55 161V164H53V162ZM73 161H74V163H73ZM94 161V162H93ZM100 161H103V163H105L104 165H102L103 163L101 162L100 163ZM146 161H149L150 162V164L147 162V167H146ZM151 161H153V162H155V164L157 163H159L158 165H157V170H156V168L154 169V167H153V169L155 170V171H148V172H150L152 175H151V177H150V180L148 181V179L149 178H147V176H150V173L148 174V172H147V170L148 169H150L151 167H152V165H154V163L153 162H151ZM179 161V162H178ZM183 161V162H182ZM72 162V163H71ZM75 162H78V163H76L75 164ZM80 162V163H79ZM93 162V163H92ZM124 162V163H123ZM130 162V163H129ZM132 162V163H131ZM168 162V163H167ZM181 165H183V168H184V166H185V168H184V171H183V169H180V167H177V165L176 164H178V163ZM190 162H191V165H190ZM204 162V163H203ZM245 163V165H244V163ZM248 162V163H247ZM256 162H258L257 164H256ZM14 163V164H13ZM36 163V164H35ZM39 163V164H38ZM58 163V164H57ZM72 164V166H73V164H74V166L71 168L70 166L71 165H68V164ZM86 163V164H85ZM98 163H100V164H98ZM108 163H109V165H108ZM122 163L124 164L123 166H122ZM133 163H136V165H137V167L138 168H140V169H138L137 167H136V165L135 164H133ZM165 163V164H164ZM172 163V164H171ZM174 163V164H173ZM199 163H200V165H202V166H200L199 165ZM202 163V164H201ZM231 163V164H230ZM233 163V164H232ZM235 163V164H234ZM243 163V164H242ZM247 163V164H246ZM17 164V165H16ZM33 165V168H31V166ZM84 166H83V165ZM130 164V165H129ZM219 164V163H218ZM7 165V166H6ZM9 165H10V167H9ZM16 165V166H15ZM31 165V166H30ZM37 165H39V166H37ZM65 165V166H64ZM91 165H92V167H91ZM95 165V166H94ZM107 165V166H106ZM121 165V166H120ZM127 165V166H126ZM134 165V166H133ZM148 165L149 166H151L150 168H148ZM156 165H155V167H156ZM231 166V169L233 168V170H230V166ZM233 165V166H232ZM244 165V166H243ZM254 165V166H253ZM18 166V167H17ZM35 166V167H34ZM50 166H51V168H50ZM67 166H68V168H71L72 170H74V171H72L71 169L69 170L68 168H67ZM76 166V167H75ZM91 167V168H89V167ZM98 166V167H97ZM100 166H101V168H100ZM109 166H110V168L112 167V169L110 170L109 169ZM126 166V167H125ZM131 166H133V167H131V169H130V167ZM172 166V167H171ZM188 166L189 167H191V168H188ZM193 166V167H192ZM195 166V167H194ZM206 168H205V167ZM212 166V169L210 168ZM241 167V170L242 169H244L243 171H241L240 170V167ZM248 168H247V167ZM7 169H6V168ZM17 167V168H16ZM20 167V168H19ZM55 167V168H54ZM65 167H66V169H67V171L69 172H67L66 171V169H65ZM82 167V168H81ZM122 167H124L125 169L123 170V168ZM129 168V172L128 173H124L125 171H126V169L128 170V168ZM145 167H146V170H145ZM165 167V168H164ZM175 167H177V169H175ZM186 167H187V169H186ZM197 167V168H196ZM215 167H218V168H215ZM244 167V168H243ZM249 167H254V169H252V168H249ZM9 168V169H8ZM15 168V169H14ZM25 168H28V169H25ZM57 168V169H56ZM92 168H94V171H92L93 169ZM108 168V169H107ZM148 168V169H147ZM169 168L170 169H172L173 170V172L174 173H172V170H170L169 171ZM174 168V169H173ZM180 170H179V169ZM182 168V167H181ZM215 168V169H214ZM32 169H33V172H32ZM35 169V170H34ZM49 169L50 170H52V171H49ZM55 169V170H54ZM64 169H65V171L67 172H65V173H63L64 172ZM84 169V170H83ZM105 169H107L106 170V173H108L107 171H113L112 173H114L113 175H112V173L109 171V173H108V175L110 174V176H108L106 173H105ZM191 169V171H189V170ZM195 169V170H194ZM211 170V171H209V170ZM258 169V170H257ZM2 170V171H1ZM5 170L7 171V170H9V171H7V177L5 176V177H3V175H6L5 174ZM25 170V171H24ZM41 170V171H40ZM48 170V171H47ZM86 170V171H85ZM131 170V171H130ZM140 170H141V172H140ZM146 171L147 172V174L148 175H146V177H145V173L146 172H144V171ZM178 171L179 170V173H178V175H179V177L181 176V178L185 181V179L187 178L188 180H189V182L191 183V185L192 186H194L195 185V187L194 188H192V186L190 185V187L189 186H187L188 185V183L189 182H187V180H186V184H185V182H184V184H181V178H179L178 177V175L175 173L176 171ZM182 170V171H181ZM186 170V171H185ZM202 170V171H201ZM205 170H207L206 171V173H205ZM231 172H230V171ZM234 170H236V171H234ZM15 171H16V173H15ZM31 171V172H30ZM37 173H36V172ZM57 171H58V174L60 175H58L57 177H55L56 175H55V172L57 173ZM72 171V172H71ZM82 171V172H81ZM137 171H139V172H137ZM158 171V172H157ZM160 171V172H159ZM164 171V172H163ZM190 172V173H188V172ZM212 171H213V173H212ZM214 171H215V174H214ZM228 171V172H227ZM233 171V172H232ZM238 171V172H237ZM244 171H246V172H244ZM10 172V173H9ZM49 172V173H48ZM61 172H62V174H61ZM72 173V175H71V173ZM127 172V171H126ZM153 172V173H152ZM183 172H185L184 174H183ZM201 172H203V173H201ZM207 172H208V174H207ZM219 172V173H218ZM225 172H227L226 174V176H229L230 177V179H229V177L227 178L225 175H223V176H225V177H223L222 176V180L220 179L221 177H220V173H224L225 174ZM235 172H236V174H235ZM242 172V173H241ZM48 173V174H47ZM52 175H51V174ZM79 173V174H78ZM86 173V174H85ZM90 173V174H89ZM93 173V174H92ZM140 173L142 174L141 175V178L140 179H137V177H140ZM157 173V174H156ZM160 173L162 174V177H166V175H168V176H170V177H166L167 179H164L165 181L162 183V181L161 180H163L162 178H160L161 176H160ZM169 173H171L170 175H169ZM181 173V174H180ZM194 173H196V176H194L195 174ZM209 173L211 174V175H209ZM249 175H248V174ZM15 174V175H14ZM76 174V175H75ZM103 174V175H102ZM128 175V177H132L131 179L129 178H127V176L126 175ZM138 174V175H137ZM172 174L174 175V174H176V175H174V177H178V178H176V179H174L173 177H171L172 176ZM194 174V175H193ZM229 174V175H228ZM233 174H235V175H233ZM263 174V175H262ZM19 175V176H18ZM21 175V176H20ZM25 175V176H24ZM46 175V176H45ZM55 175V176H54ZM62 175V176H61ZM72 176V177H69V176ZM74 175V176H73ZM78 175V176H77ZM144 175V176H143ZM156 175V176H155ZM158 175H159V178H158ZM164 175V176H163ZM184 175V176H183ZM189 175H190V178H188L189 177ZM194 176V178L192 179L191 177L192 176ZM207 175H209V176H207ZM253 177H252V176ZM49 176H51V177H49ZM67 176V177H66ZM107 176H108V178H107ZM137 176V177H136ZM204 176H207L206 178H204ZM217 176H219V178L217 177ZM234 178H233V177ZM241 176V177H240ZM23 177H24V179H23ZM48 177V178H47ZM66 177V178H65ZM69 177V178H68ZM101 177H104V179L103 178H101ZM109 177L111 178V179H113V181H111V179H110V181H109ZM114 177H116V178H114ZM129 180V183L127 182L128 180H126V178ZM154 177V178H153ZM184 177V178H183ZM198 177V178H197ZM209 177V178H208ZM213 177V178H212ZM7 180H6V179ZM17 178V179H16ZM18 178H20V179H18ZM68 178V179H67ZM84 178H86V180L84 179ZM88 178H89V180H88ZM90 178H92L91 179V181H90ZM144 178H146V179H144ZM173 178V179H172ZM212 178V179H211ZM3 179V180H2ZM43 179V180H42ZM63 179H65V180H63ZM115 179L116 180H118V181H115ZM120 179V180H119ZM133 179H136V180H133ZM143 179H144V181H143ZM156 179V180H155ZM157 179H160L159 181H160V183L158 182V180ZM171 179V181H169ZM179 179V180H178ZM224 179H229L228 181L227 180H224ZM250 179V180H249ZM253 179H256L255 180V183H253V184H251L250 182L252 181V182H254V180ZM26 180H27V182H26ZM38 180V181H37ZM40 180H42V181H40ZM62 180V181H61ZM69 180H71V181H69ZM82 181V184L83 185H81L80 183H81V181ZM121 180H123V184H125V186L123 185V184H121L120 182H122ZM126 180V181H125ZM146 180H147V182H146ZM166 180L167 181H169L168 183H170V184H166L167 182H166ZM178 180V184H176V181ZM197 180V181H196ZM200 180V181H199ZM17 181V182H16ZM34 181V182H33ZM49 181H54V182H52L53 183V185L54 186H52V185H50L49 186V184H52L51 182H49ZM77 182L76 183V185H75V183L74 182ZM106 181H108V182H106ZM136 181H138V182H136ZM153 181V182H152ZM173 181V182H172ZM235 181H236V184H235ZM4 182V183H3ZM19 182V183H18ZM29 182V183H28ZM59 182H60V184H62V185H60L59 184ZM85 182V183H84ZM94 182V183H93ZM115 183L113 186H119L120 185V187L123 189H121V191L124 193H126V194H123L122 193V195H124L125 197H123L122 195H121V191H120V189H118V187H117V189H114L115 187H113L112 188V186H111V183ZM124 182H127V184L128 185H130V186H128V185H126V183H124ZM132 182V185L130 184ZM136 182V185L135 184H133V183H135ZM140 182H142V185L140 186ZM196 182V183H195ZM230 182H232V183H230ZM238 182H240V183H238ZM3 183V184H2ZM37 183V185H35ZM40 183V184H39ZM70 183H73V184H70ZM78 183H79V185H78ZM93 184V185H91V186H89L90 184ZM107 183V184H106ZM112 183V184H113ZM118 183H120L119 185H118ZM149 183H151V184H149ZM153 183V184H152ZM157 183H159V184H161L160 186L162 187V188H164V189H161V187L159 188V187H157L158 186V184ZM173 183V184H172ZM175 183V184H174ZM219 183V184H218ZM247 183V184H246ZM257 183V184H256ZM17 184V185H16ZM28 184V185H27ZM41 184H43L42 185V187H41ZM45 184V185H44ZM59 185V186H57V185ZM66 184V185H65ZM144 184V185H143ZM157 184V185H156ZM165 184V185H164ZM198 185V188H196V186ZM229 184H231V185H229ZM254 184H256V185H254ZM6 185V186H5ZM22 185V186H21ZM25 185H26V187H25ZM47 185V186H46ZM55 185L57 186L56 188H53V187H55ZM84 185H86V186H88V192L87 191H85V192H87L88 193V195H85V194H87V193H85V192H82V191H80L79 192V190H80V187L82 188L83 187V190H84V188H85V186ZM98 185H100V186H98ZM133 185L135 186V189H133L134 187H133ZM148 185H149V188H148ZM151 185V186H150ZM153 185V186H152ZM154 185H156V186H154ZM163 185V186H162ZM182 185H185V186H187V187H185V186H183V188H184V190L186 191V193L184 192V190H183V188H182ZM199 185H201V187L199 186ZM206 185V186H205ZM244 185H247V186H244ZM249 185V186H248ZM3 186V187H2ZM15 186V187H14ZM51 186H52V188H51ZM108 186V187H107ZM109 186H111V187H109ZM126 186H127V188H126ZM136 186H138V189H137V187ZM146 187L147 189H144V187ZM172 186H174V188H175V190L177 191H175L174 190V192L173 191H171V190H173V188H172ZM223 186V187H222ZM234 186H236L237 187V189L234 187ZM240 186H242V191L241 192H239L240 190H238V187H240ZM252 186H254V188L255 189H253V187ZM39 187V188H38ZM49 187H50V189L51 190H49ZM60 187V189L61 188H63L64 190H65V188L68 190V191H62V190H60V189H58ZM68 187H69V189H70V187L72 188V190H69L68 189ZM92 187V188H91ZM102 187H104V189L102 188ZM168 187H169V189H168ZM250 188V190H249V188ZM36 188V190H34ZM38 188V189H37ZM48 190H47V189ZM90 188V189H89ZM125 188V189H124ZM168 190H167V189ZM226 188H230V189H226ZM232 188V189H231ZM3 190V192H2V190ZM6 191H5V190ZM32 189H33V191H32ZM45 189V190H44ZM55 189L57 190V191H55ZM77 189H79V190H77ZM97 189V190H96ZM100 189V192L98 191ZM106 189V190H105ZM109 189V190H108ZM128 189H130V190H128ZM157 189H159V192H160V194H159V192H156V191H158ZM166 189V190H165ZM190 189H192V190H190ZM239 189H241V187L239 188ZM244 189V190H243ZM251 189H253V190H251ZM260 189V190H259ZM11 190L13 191V193H11ZM32 191L31 193L30 192H28V191ZM59 190V191H58ZM85 190H86V188H85ZM95 190V191H94ZM128 190V191H127ZM143 190L144 191H146V190H148V191H146V192H148L149 193V195H150V198H149V195H148V198H147V193L145 192H143ZM149 190H150V192H149ZM180 190H182V191H180ZM187 190L192 194V195H190V193L187 195ZM228 190H231V191H228ZM246 190H248V191H246ZM15 191V192H14ZM71 191H73L72 193L74 194V196L75 195H77L78 194V196H77V198L76 199H74V196H72V194H69V192L71 193ZM97 191H98V194H97ZM116 191V192H115ZM117 191H119V193L117 192ZM132 191H134L132 194H131V192ZM139 191V192H138ZM142 191V192H141ZM151 191L153 192V193H151ZM162 191H163V193H162ZM164 191H165V195H164ZM228 191V192H227ZM233 191H234V193L236 192V191H238L239 193H237L236 195H233ZM246 191V192H245ZM252 191H254L253 192V194H251L250 192H252ZM256 191V192H255ZM34 192L36 193V194H34ZM37 192H38V194H37ZM77 193V192H79V193H77V194H75V193ZM91 192V194H89ZM135 192H137V194H140V195H136V193ZM171 192V195L170 196H168V199H166L165 198V196L167 197V194L169 195V193ZM175 192H176V194L178 195L179 193H181V192H184V194H186L187 195V197H185V198H188V196H192V198L191 197H189L190 199H192L193 201L192 202H189L190 201V199H185V198H181V201H182V203L181 204H183V205H180V203H179V205L181 206H179L178 205V203H176V201L175 200H178L179 199V197H182V196H184V194L183 193H181V195L179 194L177 197H178V199H177V197H176V194H175ZM193 192V193H192ZM216 192V194H214ZM231 192V194H232V196H236L235 198L234 197H232V196H230L231 198H229V193ZM261 192H263V193H261ZM7 193V194H6ZM23 193H26V194H24L23 195ZM40 193V194H39ZM44 193V194H43ZM56 193H60V194H56ZM85 193V194H84ZM107 193V194H106ZM118 193V194H117ZM128 193V194H127ZM142 193V194H141ZM159 194V196L161 197H163L164 196V199L161 197V198H159L158 199V197H156L158 194ZM174 194V197H173V194ZM8 194H9V196H8ZM20 194V195H19ZM43 194V195H42ZM52 194V195H51ZM80 194H84L82 197H84V199H83V204H82V200L81 199H79V202H81V203H78V197H79V195ZM115 194H117L116 195V197L114 198V196H115ZM135 194V195H134ZM145 194V195H144ZM153 194H156V196L154 195L153 196V198H155V199H153L152 198V196L151 195H153ZM203 194H205L204 196H203ZM224 194H225V196H224ZM17 195H19L18 197H15V196H17ZM22 195V196H21ZM26 195V196H25ZM28 195V196H27ZM51 195V196H50ZM54 195H56V196H54ZM57 195H59V196H61V197H57ZM72 197H71V196ZM90 195V197L88 198V196ZM94 195V197H92ZM96 195V196H95ZM104 195V197L103 198H101V196H103ZM107 195V196H106ZM110 195L111 196H113V198L111 197V198H108V197H110ZM144 195V196H143ZM228 195V196H227ZM245 195V196H244ZM8 196V197H7ZM34 196V198L32 199V197ZM48 196V197H47ZM133 196V197H132ZM141 198H140V197ZM223 196V197H222ZM250 196H252L253 198V200H251V197ZM257 196V197H256ZM260 196V197H259ZM14 197H15V199H14ZM41 197V198H40ZM55 197L57 198V200H55ZM80 197H81V195H80ZM93 198V200H92V198ZM96 197L98 198V199H96ZM100 197V198H99ZM137 197H138V199H137ZM204 197V199H202ZM221 197V198H220ZM226 197H228V199L226 198ZM3 198H4V200H3ZM20 198V200L18 201H16V199H19ZM26 198V199H25ZM37 198V199H36ZM43 198V199H42ZM60 198V200H58ZM87 198H88V200L89 201H87ZM105 198H107V199H105ZM147 198V200H145ZM170 198H172L174 201H173V203L171 202L172 200H169ZM193 198H197V200L195 199H193ZM207 198V199H206ZM213 198V199H212ZM220 198V199H219ZM224 198H226V200H228V201H225L224 200ZM29 199V200H28ZM42 199V200H41ZM70 199V200H69ZM102 199H104L103 201H105V202H103L102 201ZM114 199V200H113ZM125 199V200H124ZM127 199V200H126ZM129 199H131V200H129ZM150 199V200H149ZM209 199H211V200H209ZM261 199H262V201H261ZM31 200H32V202H31ZM36 200V201H35ZM45 200V201H44ZM47 200V201H46ZM69 200V202H70V204H69V202H67ZM74 200H77V201H74ZM95 200V201H94ZM106 200H107V202H106ZM133 200V201H132ZM149 200V201H148ZM168 200V201H167ZM199 200V201H198ZM215 200V201H214ZM223 200V201H222ZM247 200V201H246ZM256 200H258L257 202H256ZM4 202V204H3V202ZM7 201V202H6ZM9 201V202H8ZM37 201H38V203L39 204H37ZM42 201V202H41ZM44 201V202H43ZM55 201H57L56 203L57 204H55ZM87 201V202H86ZM103 202L102 203V205H100L101 203L100 202ZM111 203L112 202V204H110L109 202ZM128 201V202H127ZM138 201V202H137ZM184 201H188V203H186L187 205V207H188V210H192L193 208L195 209V211H193L192 210V212L190 213V211H188V210H186L187 208H186V206H185V202ZM196 201V202H195ZM213 201V202H212ZM27 202H29V203H27ZM34 205V207L32 206V204ZM36 203V206L37 207H35V204L34 203ZM77 202V203H76ZM86 202V203H85ZM113 202H114V205H113ZM129 202H131V203H129ZM145 202V203H144ZM147 202V203H146ZM168 202H170V203H168ZM174 202L176 203V206H174L175 204H174ZM178 202V201H177ZM195 202V203H194ZM198 202V203H197ZM207 202V203H206ZM224 202V203H223ZM240 202H243V203H240ZM11 203V204H10ZM15 203H16V205H15ZM17 203H19L20 204V206H19V204H17ZM42 203V204H41ZM75 203V204H74ZM87 205L88 203V205H87V207H89L90 209H92L93 210V212H94V210H95V214L94 213H92V212H90L89 211V209L87 208V207H85V208H83L84 206H85V204ZM96 203V204H95ZM107 203H109V204H107ZM116 203H118L117 205H116ZM122 203V205L124 206V205H126V206H124V208H123V206L122 205H120L119 206V204H121ZM141 203H143L142 205H141ZM213 203V204H212ZM220 204V206H217V204ZM249 203H252V205L250 204L248 207V209H247V205L249 204ZM260 203H262V204H260ZM28 204H29V206L30 207H33L34 208V210H32V208H30V210H29V206H28ZM41 204V205H40ZM78 206H77V205ZM82 206V208L85 210V213H79V212H81V211H83L84 212V210L83 209H81V207H79L80 205ZM91 204V206H89ZM104 204H107V205H105L104 206ZM170 205V207H168V205ZM191 204V206L189 207V205ZM201 204V205H200ZM256 205V209H254L255 207L253 206V205ZM258 204H259V206H258ZM7 205V206H6ZM9 205V206H8ZM52 205V206H51ZM60 205V206H59ZM67 206V208H66V206ZM97 205V206H96ZM108 205H111V206H108ZM112 205H113V208L111 209V207H112ZM129 205V206H128ZM140 205V207L141 206H143L142 208H137L138 206ZM172 205H173V207H172ZM178 205V206H177ZM215 205L217 206L216 208H218L219 207V211H217V209L215 210V209H213V208H215ZM227 205H229V206H227ZM233 205V207H231ZM235 205L237 206V207H235ZM261 205H263V206H261ZM4 206V207H3ZM51 206V207H50ZM58 206V207H57ZM71 206H73V207H71ZM75 206H77V208L75 207ZM93 206V207H92ZM104 206V207H103ZM162 206H164V207H162ZM165 206H167L168 208L166 209V207ZM182 206H184V207H182ZM199 206V207H198ZM223 206H224V208H223ZM227 206V207H226ZM240 206V207H239ZM11 207V208H10ZM15 207V208H14ZM26 207V208H25ZM40 207H41V210H40ZM96 207V208H95ZM116 207H121V210L119 209V208H116ZM126 207H127V209H126ZM145 207V208H144ZM177 207H179L178 209H177ZM193 207V208H192ZM203 207V208H202ZM229 207V208H228ZM13 208V209H12ZM52 209V210H48V209ZM56 208H58V209H56ZM68 208H71V209H73L74 211H72L71 212V210L70 209H68ZM75 208H76V210H75ZM79 208V209H78ZM104 208V209H103ZM106 208V209H105ZM115 208H116V210H118V211H115ZM129 208H131V211H130V209ZM136 208V209H135ZM161 208H163L162 210H161ZM171 208V209H170ZM190 208V209H189ZM202 208V209H201ZM237 208V209H236ZM5 209H7V210H5ZM12 209V210H11ZM24 209V210H23ZM56 209V210H55ZM64 209H67V210H64ZM87 209H88V211H87ZM103 209V210H102ZM124 209H126V210H124ZM134 209V210H133ZM139 209H142L143 211V216H142V213L140 214V212H141V210H139ZM153 209H155V210H153ZM170 209V210H169ZM174 209V210H173ZM212 209V210H211ZM233 209V210H232ZM236 209V210H235ZM244 209V210H243ZM261 209H262V211H261ZM21 210V211H20ZM36 210V211H35ZM39 210V211H38ZM43 210V211H42ZM63 212H62V211ZM69 210H70V213H69ZM101 212L102 211V213L101 214H99V211ZM127 210H129L130 211V213H131V215H130V213L128 214V211ZM166 210V211H165ZM168 210H169V212L170 211H172L171 212V214H175L174 216L173 215H170V213L168 212ZM175 210H177L178 212H181V213H179V214H176L175 212ZM210 210V211H209ZM216 211V213H215V211ZM226 210V211H225ZM237 210H238V212H237ZM16 211V212H15ZM26 211H28V212H26ZM35 211V212H34ZM42 211V212H41ZM50 211H51V213H50ZM53 211V212H52ZM55 211H57V212H55ZM62 212V214H61V217H59L60 216V212ZM106 211H108V214H107V212ZM109 211H110V213H109ZM125 211H126V214H128V216L127 215H125L124 216V214H125ZM139 211V212H138ZM156 213V214H154L153 216H152V214L154 213V212ZM161 211V212H160ZM175 211V212H174ZM188 213H187V212ZM227 211H230V216L228 217V212ZM241 211H242V213H241ZM4 212L6 213V215H8L7 217L5 216V214H4ZM8 212H9V214H8ZM19 212V213H18ZM64 212H66L65 214H67V216H62L63 214H64ZM68 212V213H67ZM89 212L90 213H92V214H89ZM97 212V213H96ZM103 212L104 213H106L105 215H103ZM118 212H120V213H118ZM135 212H138V213H135ZM146 212V213H145ZM158 212H160V214L162 213V217H161V215L160 214H158ZM164 212L165 213H167V214H165V216H164ZM177 212V213H178ZM195 212H196V214H195ZM212 212H213V214H212ZM224 213L225 215H223V214H221V213ZM236 212V213H235ZM249 212V213H248ZM24 213V214H23ZM37 213H39V214H37ZM58 213V214H57ZM113 213V214H112ZM188 215H187V214ZM198 213V214H197ZM242 215H241V214ZM252 213V214H251ZM260 213V214H259ZM12 214H13V218L14 219H12ZM32 214V218L30 217V215ZM51 214V215H50ZM110 214V215H109ZM119 214H121V215H119ZM137 214H139L140 215V217L142 218H140V217H138L139 215H137ZM216 214L218 215V216H216ZM227 214V215H226ZM238 214V215H237ZM244 214H246V219H244V217H243V215ZM45 215H46V217H45ZM59 215V216H58ZM69 215V216H68ZM73 215H76L75 217L73 216ZM79 215V216H78ZM80 215H82V216H80ZM99 216V218H98V216ZM146 215L148 216V217H146ZM156 215V216H155ZM157 215H159L160 217L158 218V216ZM167 215V216H166ZM168 215H169V217L170 216H172L173 218L172 219H169V217H168ZM177 215V217H175ZM179 215V216H178ZM212 215H214V216H212ZM220 215H221V217H220ZM252 215H254V216H252ZM22 216V217H21ZM24 216H26V217H24ZM36 216H38V217H36ZM47 216H48V218L50 217V219H48L47 220ZM73 216V217H72ZM78 216V217H77ZM84 216V217H83ZM97 216V218H98V220L95 218ZM101 216V217H100ZM104 216V217H103ZM108 216H110L111 218H112V221L114 220V222H112V221H109V219L111 220V218L110 217H108ZM118 216H120V217H118ZM131 216V219H126L127 217H130ZM152 216V217H151ZM208 216H209V218H208ZM212 216V217H211ZM225 216V217H224ZM231 216H232V218H231ZM234 216V217H233ZM245 216V215H244ZM10 217H11V219H10ZM35 217V218H34ZM53 217V218H52ZM64 217V218H63ZM67 217V218H66ZM70 217H72V219L70 218ZM102 217H103V219H102ZM107 217L109 218V219H107ZM114 217V218H113ZM136 217V218H135ZM144 217H146V219L144 218ZM153 218V219H149V218ZM157 217V218H156ZM167 218V220H169V221H167V220H165L164 218ZM218 217L221 219V218H223V219H221L222 220V222H223V220H224V222L222 223V222H219V221H221L220 219H218ZM252 217H254L255 218V220H254V218H252ZM2 218H4V219H2ZM17 218H20V219H18L17 220ZM25 218H26V220H25ZM29 218V219H28ZM42 218H44V221H49V223L47 222V223H45L44 221H42L43 219ZM52 218V219H51ZM62 218V219H61ZM76 218V219H75ZM78 218V219H77ZM90 218V219H89ZM116 218H118V219H116ZM140 218V220L139 221H142L143 220V222L144 221H146L147 219V223H149V225H150V228H149V226L146 224V222L145 223H143V224H145V225H143L142 223L141 224H139V223H137V219H139ZM171 218V217H170ZM195 218V219H194ZM206 218V219H205ZM234 218H235V220L237 219V221H235L234 220ZM252 218V219H251ZM259 218V220H257V219ZM46 219V220H45ZM54 219H56V221L54 220ZM88 219H89V221H88ZM124 219H125V221H124ZM134 220L133 222L131 221V220ZM175 219V220H174ZM208 219H210V220H208ZM230 219V220H229ZM252 221H254V223L252 224V222L250 223V221L251 220ZM7 220V221H6ZM25 220V221H24ZM36 220V221H35ZM56 222H54V221ZM59 220V221H58ZM72 220H74V222H72ZM87 220V221H86ZM94 223V221L96 222V225H94L93 226V223L91 222V221ZM94 220V221H93ZM106 220V221H105ZM115 220H118V221H115ZM121 220V221H120ZM171 220H172V222H171ZM199 220V221H198ZM202 220V221H201ZM206 220H207V222H206ZM212 220H213V222H212ZM250 220V221H249ZM15 221V222H14ZM24 221V222H23ZM40 221V222H39ZM130 221H131V223L132 224H130V226L132 225H134L133 227H135L136 226V231H138L139 229H138V227L140 228V230L142 231L143 230V233H142V235H141V233H140V235L138 234L139 232H136V231H134L135 230V228L133 229L132 228V226L131 227H129V224L128 223H130ZM190 223H189V222ZM196 221V222H195ZM212 222L211 224H212V226L213 227H210V229L208 230V228H209V225H210V222ZM218 221V222H217ZM232 221H234L233 223H232ZM246 221H247V223H246ZM256 221V222H255ZM257 221L259 222V223H257ZM263 221V223H264V220H262ZM261 221V222H262ZM13 222H14V224H13ZM28 222V223H27ZM30 222V223H29ZM34 222V223H33ZM85 222V223H84ZM109 222V224H110V226L111 225H113V223H115L113 226H111V227H108L109 226V224H107ZM111 222V223H110ZM116 222H118V223H116ZM119 222H121V223H119ZM123 222V223H122ZM166 222V223H165ZM168 222H170L169 224H168ZM186 222H187V224H186ZM193 224H192V223ZM195 222V223H194ZM202 222V224H200ZM215 222V223H214ZM240 222H242L244 225L243 226H245V228L246 229H244V227L243 226H241V225H239V223ZM16 223L18 224V226L20 227H18L17 225H16ZM32 223H33V225H35V226H38V227H35V226H33L32 225ZM36 223V224H35ZM45 223V224H44ZM61 223V224H60ZM83 223V224H82ZM101 223V224H100ZM124 223H126L125 225H124ZM172 223V224H171ZM216 223H220L218 226H216ZM230 223H231V225H230ZM234 223L235 224H237V225H235V226H233L234 225ZM241 223V224H242ZM11 224H12V226H11ZM40 224H42V225H40ZM76 224V225H75ZM80 224H82L81 226H83V227H81L80 226ZM95 224V223H94ZM98 224V225H97ZM118 224V225H117ZM121 224V225H120ZM123 224V225H122ZM136 224V225H135ZM137 224H138V226H137ZM163 224V225H162ZM189 224V225H188ZM195 224V225H194ZM198 224H199V226H198ZM224 224V225H223ZM254 226H252V225ZM256 224H257V226H256ZM9 228V229H7L6 228V226ZM14 225H15V227H14ZM32 225V226H31ZM43 225H45V226H43ZM76 226L75 228H74V226ZM85 225H87V226H85ZM102 225H104V226H102ZM108 225V226H107ZM120 225V226H119ZM161 225H162V227H161ZM189 227H188V226ZM208 225V226H207ZM240 226V228H238L239 226ZM247 225V226H246ZM251 225V226H250ZM3 226H4V228H3ZM26 227V228H23V227ZM28 226V227H27ZM44 227L43 229H42V227ZM77 226H79V227H81V229L79 228V227H77ZM89 226V227H88ZM95 226H98V227H103V228H98V227H96L95 228ZM123 226H125V228H127V229H125V232L123 231ZM144 226V227H143ZM158 226H160V227H158ZM169 226V227H168ZM205 226V227H204ZM211 226V225H210ZM227 226V227H226ZM229 226V227H228ZM238 226V227H237ZM262 226V228H260ZM14 227V228H13ZM18 227V228H17ZM72 229H71V228ZM87 227V228H86ZM146 227V229H147V227H148V231L147 232H152V234L151 233H147V232H145V228ZM153 227V228H152ZM198 227V228H197ZM230 227H236V228H238V229H236L235 228V230H234V228H233V230L235 231V234H233L234 233V231H232V229H230ZM256 227V228H255ZM260 229H258V228ZM13 228V229H12ZM39 230H38V229ZM41 228V229H40ZM78 228V230H76ZM105 228V229H104ZM123 228V229H122ZM159 228H160V230H159ZM200 228V229H199ZM207 228V229H206ZM213 228V229H212ZM255 228V229H254ZM6 229V230H5ZM17 229H18V234H15V233H17ZM21 229H25V230H22L23 231V233H21L22 231H21ZM32 229V230H31ZM33 229H34V231H33ZM37 229V230H36ZM62 229V230H61ZM89 230V231H84V230ZM99 229V230H98ZM111 229H114V230H112V232H110L111 231ZM119 229H121L120 231H119ZM133 229V231H131L130 232V230H132ZM153 229V231H151ZM156 229V230H155ZM168 229V230H167ZM190 229H192V231L190 230ZM230 229V230H229ZM245 231H244V230ZM261 229H263V230H261ZM42 230V231H41ZM103 230H105L104 232H103ZM110 230V231H109ZM180 230V231H179ZM190 230V231H189ZM204 230H206L205 232H204ZM220 230V231H219ZM241 230H243V232L241 231ZM5 231V232H4ZM6 231H8L7 233H6ZM13 231V232H12ZM15 231V232H14ZM21 231V232H20ZM27 233H25V232ZM27 231H29V233L27 232ZM37 233H36V232ZM96 231H100L99 233L98 232H96ZM117 233H116V232ZM184 231V232H183ZM186 231H187V233H186ZM215 231V232H214ZM218 231V232H217ZM228 231V232H227ZM232 231V233L230 234V232ZM32 232V234H30ZM33 232H35V233H33ZM88 232L90 233V234H88ZM93 232V233H92ZM95 232V233H94ZM115 232V234L113 235L112 233H114ZM123 232V233H122ZM132 232L136 235V236H138V241L140 242V243H138V241H136L135 242V240H136V236H134V235H132ZM173 232V233H172ZM176 232H179V233H176ZM183 232V233H182ZM201 232H203L202 234H201ZM3 233V234H2ZM20 233V234H19ZM57 233V234H56ZM86 233V234H85ZM99 234V236L98 235H96V234ZM107 233V234H106ZM120 234V235H117V234ZM170 235H169V234ZM176 233V234H175ZM216 233V234H215ZM219 233V234H218ZM225 233V235H226V233H228V236H226L225 237V235H223ZM241 233V234H240ZM245 233L247 234L248 233V235H245ZM12 234H15V235H12ZM70 234H71V236L73 235V234H75V235H73L72 237L70 236ZM130 234V235H129ZM167 234V235H166ZM173 234V235H172ZM177 234H178V237H177ZM181 234H182V237H181ZM183 234H186V235H184V237H183ZM204 235L205 237H203V236H200V238H198L199 237V235ZM207 234H209V235H211L210 237L212 238V237H216V239H210L209 238V236H206ZM245 235L244 237L242 236V235ZM4 235V236H3ZM30 235V236H29ZM59 235V236H58ZM89 235L91 236V238H94V237H92V235L94 236L95 235V237L97 238V236H98V241H95V240H97V239H95L94 238V240L93 239H90L89 238ZM114 236L113 237V240H111L110 239V237L109 236ZM148 235V236H147ZM217 235V236H216ZM230 235H231V237L232 238H230ZM239 235H240V237H239ZM28 236V239L26 238ZM33 236V237H32ZM36 236H38L37 238H36ZM41 236V237H40ZM64 236V237H63ZM107 236V238H108V242H106V240H107V238L106 239H103V237H106ZM118 236H120V238L118 237ZM134 236V237H133ZM165 236H166V239H164L165 238ZM168 236V237H167ZM176 236V237H175ZM186 236V237H185ZM222 236V238H220ZM224 236V237H223ZM55 237V238H54ZM58 237H60V238H58ZM115 237L117 238V240L118 241H116V239H115ZM139 237H140V240H139ZM164 237V238H163ZM228 237V238H227ZM233 237H234V239H233ZM239 237V238H238ZM40 238H42V239H40ZM56 238H58L57 240H55ZM62 238V239H61ZM99 238H101V240L103 239L104 240V245H103V241H100L99 240ZM119 238V239H118ZM158 238V239H157ZM161 238V239H160ZM167 238H170L171 240H169L168 239V241H167ZM175 239V241H174V239ZM184 239V240H181V239ZM195 238H197V239H195ZM223 238H224V240H223ZM243 238H244V240H243ZM247 238V239H246ZM55 241H54V240ZM82 239H83V241H82ZM84 239L86 240V239H90V240H93L91 243L90 242H88V240H86V241H84ZM149 240V241H146V240ZM152 239V240H151ZM200 239H202V240H200ZM208 239V242H206V240ZM209 239H210V241H212V246H211V242L209 241ZM221 239V240H220ZM229 239V241L227 242V240ZM231 239V240H230ZM2 240V241H1ZM61 240V241H60ZM89 240V241H90ZM181 240V241H180ZM200 240V241H199ZM205 240V241H204ZM214 240H215V242L218 244V246L219 245H221V246H219V247H217V244L216 243H214ZM218 240H219V243H218ZM23 241H24V243H23ZM30 241H33V242H31V244H30ZM43 241V242H42ZM53 241L54 242H56V243H54L53 244ZM65 241H66V243H67V245L68 244H70L68 247H71L73 244L75 245H73L72 247H71V249H69L68 247V249H65L64 247H66L65 245H66V243H65ZM109 241H110V243H109ZM119 241H121V242H119ZM123 241V242H122ZM170 241H174V243H172V242H170ZM181 243H180V242ZM187 241V242H186ZM197 241H199V242H201V244H203V245H201V246H203V247H201L200 248V246L199 245H196V243H197ZM222 241H224V242H222ZM233 241V242H232ZM242 241H243V243H242ZM28 242H29V245H30V248H29V245H28ZM62 242V243H61ZM88 242V243H87ZM98 242H99V244H100V242H101V246L102 247H100V245L98 244ZM109 244L108 246H107V244ZM116 242H118V243H116ZM144 242V243H143ZM160 242H163V243H160ZM166 242H168L169 243V245L166 243ZM178 242V243H177ZM204 242H206V243H204ZM209 242H210V244H209ZM220 242H221V244H220ZM227 242V244L225 245L224 243H226ZM255 242V243H254ZM41 243V244H40ZM49 243V244H48ZM58 243H59V245L61 244V246H62V248H60L61 246H59V249H57L58 247ZM112 243V244H111ZM137 243V244H136ZM150 243H152V246H154V248H152L151 249V244ZM155 243V244H154ZM165 243V245L167 244L168 246H169V248L167 247V245L165 246V245H163ZM180 244V247H182V249H180L179 248V245H178V249H177V245L176 244ZM240 243V244H239ZM34 246H33V245ZM35 244H37V245H35ZM39 244V245H38ZM84 244V245H83ZM86 244V245H85ZM87 244H91V245H87ZM94 244V245H93ZM99 246V247H97V245ZM149 244V245H148ZM183 244H186V246L185 245H183ZM199 244V243H198ZM237 244V245H236ZM252 244H255L254 246H252ZM52 245V246H51ZM64 245V246H63ZM114 247V245H116V246H118V247H116V249H113L112 248V246ZM130 245V246H129ZM171 245H173V246H171ZM176 245V246H175ZM182 245V246H181ZM187 245H189V247L187 246ZM244 245V247H242ZM4 246H6L5 248H4ZM23 246L25 247V248H23ZM28 246V247H27ZM33 248H32V247ZM45 246V247H44ZM84 246H86V247H84ZM87 246L89 247L88 249H87ZM133 246H136V247H133ZM145 246H147V247H150L149 249H147V247H146V249H147V251L149 252V253H145L144 254V252H145V248L144 247ZM183 246H185L184 247V249H183ZM209 248H208V247ZM226 246V247H225ZM240 246V247H239ZM9 247V248H8ZM11 247V248H10ZM13 247V248H12ZM17 247V248H16ZM48 247V248H47ZM57 247V248H56ZM93 247V248H92ZM95 247V248H94ZM103 247H106L108 250L109 249H111V251L109 252V251H107V250H104V249H106V248H103ZM109 247V248H108ZM130 247H132L134 250L131 252V248ZM142 247L144 248L143 250H142ZM188 249H187V248ZM241 247H242V249H241ZM4 248V249H3ZM8 248V249H7ZM26 248H28V249H26ZM36 248H39V249H37V250H40V251H38V252H36V253H33V252H35V251H37L36 250ZM41 248L43 249V250H41ZM51 248H52V250H51ZM96 248H101V251H98ZM115 248V247H114ZM138 248H140V249H138ZM201 249V250H199V249ZM3 249V250H2ZM11 249V250H10ZM21 249L23 250V252L21 251ZM24 249H26V250H24ZM29 249H30V251H32V254H30L31 252H29ZM33 249L35 250V251H33ZM46 249H47V251H46ZM48 249H50L51 251H53L54 249H55V252H53L54 253V255H51L52 254V252L50 251V250H48ZM58 251H57V250ZM92 250V252L93 253H95V254H93L92 252H91V250ZM140 250V252H141V250H142V252L141 253H143L144 255H146V256H143V254H139V251H136V250ZM165 249H168V252L170 253V254H172V251H173V249H174V252H175V255H174V257H173V254L170 256V258L169 259H171V258H174L173 260L175 261H173L172 259L171 260H169L168 259V252H167V250L165 251ZM196 249V250H195ZM216 249V250H215ZM1 250H2V252L4 251V250H6L5 252H3V254H2V252H1ZM9 250V251H8ZM61 250V251H60ZM65 250V251H64ZM78 252H77V251ZM95 250V251H94ZM156 250H158V251H156ZM183 250V251H182ZM16 251V252H15ZM17 251L20 253V254H16L17 253ZM49 251V252H48ZM60 251V252H59ZM89 251V252H88ZM102 251H103V254H102ZM146 251V252H147ZM151 251V252H150ZM14 252H15V254H14ZM22 252V253H21ZM25 252H27V254L25 253ZM42 254H41V253ZM47 254H46V253ZM99 252V253H98ZM105 252V253H104ZM107 252V253H106ZM131 252V253H130ZM138 253V255H142V256H140L141 258H139V260L138 259H136V258H138L139 256L137 255V253ZM159 252H161V253H159ZM184 252V253H183ZM187 252V253H186ZM230 252V253H229ZM23 253H25V254H23ZM38 253H40V254H38ZM49 253H51V254H49ZM56 253H57V256H56ZM77 253V254H76ZM92 253V254H91ZM130 253V254H129ZM134 253V254H133ZM136 253V254H135ZM157 255H156V254ZM164 253H166L167 255H166V258H165V255H164ZM2 254V255H1ZM13 256V257H11V259H9L10 258V256L11 255ZM25 255V256H27L26 258H25V256H23V255ZM34 254V255H33ZM45 255V257H44V255ZM105 254H107L106 256H105ZM109 254V255H108ZM131 254H133L134 256L136 255V258L134 257V256H132ZM158 254H159V257H160V259H163V260H161V261H159L160 259H159V257H158ZM163 254V255H162ZM185 255V256H188L187 258L184 256L183 257V261L185 260V258H186V260L184 261V262H182V256L181 255ZM186 254H188V255H186ZM22 255V256H21ZM29 255H31V256H29ZM33 255V256H32ZM37 255H42V257H40L39 256V258H41V259H38V256ZM46 255H48V256H46ZM100 255V256H99ZM129 255L131 256V257H133V259L131 258V257H129ZM152 255H156V256H153V257H155L154 258V262L152 261V259H153V257H152ZM8 256V257H7ZM29 256V257H28ZM36 256V259L35 258H32V257H35ZM52 256V257H51ZM53 256H55V259L53 258ZM80 256V257H79ZM103 256V258H101ZM109 256V257H108ZM138 256V257H137ZM151 256V257H150ZM59 257V258H58ZM66 257V258H65ZM79 257V258H78ZM83 257H86V258H83ZM98 257H100V258H98ZM177 257V258H176ZM190 257H191V261L193 260V262H191V261H189L190 260ZM12 258H13V260H12ZM17 258V259H16ZM21 258V259H20ZM27 259L28 261H26L25 259ZM42 258H44V259H42ZM64 258V259H63ZM128 258L129 259H131L132 261H129L128 260ZM136 259V261H135V259ZM211 258V259H210ZM14 259L16 260V262L14 261ZM33 259V260H32ZM81 261H80V260ZM84 259H87V261L86 260H84ZM117 259V260H116ZM120 259H121V261H120ZM124 259V260H123ZM167 260V262L165 261V260ZM207 259H208V261H207ZM1 260H3V261H1ZM10 260H12V261H10ZM35 260V261H34ZM37 260V261H36ZM46 260H48V261H46ZM111 260H116L115 262H113V261H111ZM138 260V261H137ZM149 260V261H148ZM169 260V261H168ZM211 260V261H210ZM6 261H8V262H6ZM44 261V262H43ZM68 261V262H67ZM86 261V262H85ZM90 261V262H89ZM100 261V262H99ZM103 261V262H102ZM108 261V262H107ZM172 261V262H171ZM20 262V263H19ZM32 262V263H31ZM121 262V263H120ZM125 262V263H124ZM130 262V263H129ZM162 262V263H161ZM202 262V263H201ZM215 262V263H214ZM25 263V264H26ZM23 264V263H22ZM185 264H187V263H185Z\"/></svg>","mask_w":264,"mask_h":264},{"label":"bare ground","instance_id":"bare-ground-1","mask_svg":"<svg viewBox=\"0 0 264 264\" xmlns=\"http://www.w3.org/2000/svg\"><path fill=\"white\" fill-rule=\"evenodd\" d=\"M2 1H3V0H2ZM20 1H21V0H20ZM60 1H61V0H59V2H60ZM68 1H69V0H68ZM174 1H175V0H174ZM178 1H179V0H178ZM188 1H189V0H187V2H188ZM190 1H191V0H190ZM190 1H189V2H190ZM202 1H203V0H202ZM208 1H209V0H208ZM262 1H264V0H222L223 3H222V2H220V3H218V2H214V3L211 4V5L208 3V4H209L208 7H204V6H202V8H200V7H199L200 5H199L198 8H200V9H199L200 11H205V12H202V13H203V14L205 13V15H204L203 17H206V20H205V22H206V21H208V19H207V18H208V17H207L208 15H207V14H210L211 12H214V11H211V12H209V13L206 14V12H207V11H210V9H213V8L216 9V8H218L219 6L224 5V7L227 9V12H228V11H229V12L231 11V15H232V14H233V11L236 10V9H238L242 4H246V3H247V5H245V6H248V4H251V5L255 4V5H256L257 3H258V4H260V3H263V4H264V2H262ZM3 2L5 3V1H3ZM53 2L55 3V0H54ZM61 2H62V1H61ZM70 2H71V1H70ZM70 2H67L66 4L69 5ZM82 2H83V1H82ZM144 2H145V3H144ZM144 2H141L140 4L143 3L142 5L145 4V6H147V7L150 6V4L148 5L149 1L147 2V4H146V1H145V0H144ZM184 2H186V1L184 0ZM187 2H186V3H187ZM189 2H188V3H189ZM193 2H194V1H193ZM199 2H200V0H199ZM1 3H2V2H1ZM56 3H57V2H56ZM172 3H173V1H172ZM177 3H178V2H177ZM195 3H197L196 0H195ZM210 3H212V2H210ZM14 4H15V3H14ZM14 4H13V0H6V4H4V6L7 5V10H8V12L10 13V16H9V15L6 16V17L9 16L10 18H4L5 20L7 19V21L4 20L5 23H6V22L8 23V20H10L11 18H13L14 15L16 14V13H15V12H16L15 9L13 8V7H15V6H13ZM52 4H53V3H52ZM59 4H60V3H59ZM135 4H136V3H135ZM190 4H191V3H190ZM55 5H56V4H55ZM96 5H97V4H96ZM104 5H107V4H104ZM182 5H183V4H182ZM186 5H189V4H186ZM186 5H185V6H186ZM251 5H249V6H251ZM16 6H17V5H16ZM22 6H23V5H22ZM24 6H25V5H24ZM52 6H54V5H52ZM61 6H63V5H61ZM174 6H175V5H174ZM185 6H184V8H186ZM257 6H258V5H257ZM261 6H262V5H261ZM2 7H3V6H2ZM5 7H6V6H5ZM46 7H47V6H46ZM46 7H45V8H46ZM54 7H55V6H54ZM141 7H142V6H141ZM150 7H151V6H150ZM193 7H195V6H193ZM193 7H192V10H193ZM196 7H197V6H196ZM262 7H264V6H262ZM17 8L20 9V8H21V4H20L19 6H17ZM17 8H16V9H17ZM23 8H24V7H23ZM23 8H21V9H23ZM28 8H30L29 5H28ZM42 8H43V7H42ZM42 8H41V9H42ZM45 8H44V9H45ZM51 8H52V7H51ZM62 8H63V7H62ZM84 8H86V7H84ZM219 8H220V7H219ZM222 8H223V7H222ZM251 8H253V6H252ZM2 9H4V7H3ZM2 9H1V10H2ZM38 9H39V8H38ZM49 9H50V8H49ZM57 9H58V7H57ZM63 9H65V8H63ZM104 9H105V8H104ZM104 9H103V10H104ZM139 9H140V7H139ZM145 9H146V8H144V10H145ZM174 9H175V7H174ZM176 9H178V7H177ZM176 9H175V10H176ZM194 9H196V8H194ZM215 9H214V10H215ZM223 9H224V8H223ZM223 9H222V11H224ZM256 9H257V8H256ZM26 10H28V9H26ZM60 10H61V9H60ZM87 10H88V9H87ZM107 10H108V8H107ZM30 11H34V10H30ZM38 11H39V10H37V12H38ZM85 11H86V10H85ZM88 11H89V10H88ZM109 11L112 12V10H110V9H109ZM139 11H140V10H139ZM176 11H177V10H176ZM197 11H198V10H197ZM219 11H221V10H218L217 12H219ZM222 11H221V13H222ZM247 11H248V10H247ZM0 12H1V11H0ZM27 12H29V11H27ZM37 12H36V13H37ZM44 12H45V11H44ZM44 12H43V13H44ZM47 12H49V11L47 10V11H46L44 14H42V15H44V16L46 17V13H47ZM50 12H51V11H50ZM79 12H80V11H79ZM79 12H78V13H79ZM86 12H87V11H86ZM145 12H146V10H145ZM149 12H150V13L152 12V8H148V9H147V12H146V13H147V14H150ZM179 12H183V11H179ZM188 12H189V11H188ZM190 12H191V11H190ZM190 12H189V14H191ZM195 12H196V11H195ZM195 12H194V13H195ZM217 12H216V13H217ZM225 12H226V11H225ZM225 12H223V14H224ZM36 13L32 12V14H36ZM38 13H39V12H38ZM138 13H139V12H138ZM154 13H155V11L152 13V15H153ZM197 13H199V12H197ZM0 14H1V13H0ZM6 14H7V13H6ZM21 14H22V13H21ZM21 14H20V15H21ZM32 14H31V15H32ZM65 14H66V13H65ZM65 14H64V15H65ZM67 14H68V12H67ZM79 14H80V13H79ZM90 14L93 16V13H92V12H88V13H87L88 16H90ZM106 14H107V13L105 12V15H106ZM159 14L162 15L163 13L161 12V13H158V15H159ZM203 14H202V15H203ZM212 14L214 15V13H212ZM225 14H226V13H225ZM227 14H229V16H231L230 13H227ZM227 14H226V15H227ZM234 14H236V13H234ZM237 14H238V12H237ZM11 15H12V16H11ZM17 15L19 16V14H17ZM36 15H39V14H36ZM83 15H85V14H83ZM87 15L84 16L85 18H83V20L86 19V16H87ZM112 15H114V14H112ZM135 15H136V14H135ZM137 15H138V14H137ZM152 15L150 14V16H152ZM163 15H164V14H163ZM198 15L200 16V14H198ZM206 15H207V16H206ZM213 15L211 16L212 18H213ZM238 15H240V14H238ZM0 16H1V15H0ZM18 16H17V17H18ZM34 16H35V15H34ZM34 16L32 15V17H34ZM68 16H69V14H68ZM107 16H108V15H107ZM118 16H120L119 13H118ZM121 16H124L123 13H122ZM139 16H140V15H139ZM217 16H218V15H217ZM217 16H215V18H216ZM227 16H228V15H227ZM229 16H228L227 18H230ZM242 16H243V15H242ZM15 17H16V16H15ZM21 17H23V18H22V21H23V19L26 18V17L24 18L23 15H21L20 18H21ZM29 17H30V16H29ZM37 17H38V16H36V18H37ZM40 17H41V15H40ZM40 17H39V18H40ZM79 17H80V15H79ZM108 17H109V16H108ZM112 17H114V16H112ZM112 17H111V18H112ZM126 17H127V16H126ZM134 17H135V16H134ZM159 17H160V16H159ZM185 17H186V16L184 15L183 17L180 16V17L178 18V20L180 19L179 22H180V23L182 22L183 24H182V23L180 24V23L178 22V23H179V27H178V26H177V27L180 28V29L177 30V31H179V32H178L179 35L177 34L176 37H179V36L181 35V33H183V32H182V26H181V25H185L187 22H190V21H191V20H189V21H187V22L184 24L183 19H184ZM191 17H192V16H191ZM209 17H210V16H209ZM218 17H219V19H221L220 16H218ZM218 17H217V20H218ZM234 17H236V15H234ZM234 17L232 16V17L230 18V20L233 19ZM239 17H241V16H239ZM18 18H19V17H18ZM20 18H19V20H20ZM36 18H35V19H36ZM47 18H48V17H47ZM67 18H68V17H67ZM69 18H71V17H69ZM122 18H123V17H122ZM127 18H128V17H127ZM139 18H140V17H139ZM141 18H142V17H141ZM188 18H189V17H188ZM255 18H256V16H255ZM255 18H252V19L254 20ZM35 19H34V20H35ZM37 19H38V18H37ZM40 19H41V18H40ZM43 19L45 20L46 18H43ZM48 19H49V18H48ZM71 19H72V18H71ZM102 19H103V17H102ZM117 19H118L117 21L120 20L118 17H117ZM123 19H124V18H123ZM130 19H131V18H130ZM163 19L165 20V18H163ZM170 19H171L173 22H172L171 20H169V23H170V24H173V23H174V24L172 25V26L174 27V25H175L174 20H175V19H174L173 17H171ZM181 19H182V20H181ZM189 19H190V18H189ZM199 19H200V17H199ZM257 19H258V18H257ZM259 19H260V18H259ZM13 20H14V19H13ZM25 20H27V19H25ZM25 20H24V21H25ZM65 20H66V19H65ZM69 20H70V19H69ZM80 20H81V19H80ZM91 20H92V19H91ZM100 20H101V19H100ZM141 20H143V19H141ZM141 20H137V18H136V22L141 21ZM209 20H210V18H209ZM241 20H242V18H241ZM10 21H11V20H10ZM15 21H16V20H15ZM22 21H21V23H22ZM24 21H23V22H24ZM29 21H30V20H29ZM37 21H38V20H37ZM50 21H51V19H50ZM55 21H56V20H55ZM84 21H85V20H84ZM84 21H83V22H84ZM87 21H88V20H87ZM122 21H123V20H122ZM126 21H128V20H126ZM131 21H132V19H131ZM131 21H130V22H131ZM175 21H176V20H175ZM234 21H235V18L233 19V21H231V23L234 22ZM254 21H257V20H254ZM260 21H262V19H261ZM2 22H3V21H1V23H2ZM4 22H3V24H1V25H2V26L4 25V27H5L6 24H5ZM45 22H46V21H45ZM51 22H52V21H51ZM58 22H59V20H58ZM63 22H64V21H63ZM83 22H82L81 25H80L81 27H82ZM119 22H121V20H120ZM123 22H124V21H123ZM123 22H122V24H123ZM128 22H129V21H128ZM132 22H134V21H132ZM165 22H166V21H165ZM199 22H202V20L200 19ZM205 22H204V24L202 23L203 26H204V25L207 26L206 24L209 25V22H206V24H205ZM213 22L215 23V21H212V20H211V23H210V24L212 25ZM240 22H241V21H240ZM258 22H259V21H258ZM258 22H256V23L259 25L260 22H259V23H258ZM11 23H12V22H11ZM33 23H35V21H34ZM46 23H47V22H46ZM54 23H55V22H54ZM73 23H74V22H73ZM73 23H72V24H73ZM76 23H78V20H77V22H75V24H76ZM79 23H80V22H79ZM126 23H127V22H126ZM143 23H144V22H143ZM154 23H155V22H154ZM167 23H168V21L166 22V24L164 23L163 25H164V26H165V25H168L169 23H168V24H167ZM195 23H196V22H195ZM37 24H38V23H37ZM40 24H42L41 21H40ZM55 24H56V23H55ZM60 24H61V23H60ZM128 24H129V23H128ZM139 24H140V22H139ZM190 24H191V22H190ZM196 24H197V23H196ZM243 24H244V23H243ZM243 24H242V26H243ZM263 24H264V23H263ZM1 25H0V26H1ZM7 25H8V24H7ZM22 25H24V24L22 23ZM33 25H34V24H33ZM49 25H50V24H49ZM49 25H48V27H46V28H47V31L49 30V29H48V28L50 27ZM77 25H79V24H76V27H77ZM86 25H87V23H86ZM89 25H90V24H89ZM89 25H87V28H88ZM123 25H124V24H123ZM125 25L127 26V24H125ZM130 25H131V23H130ZM133 25H134V23L132 24V26H133ZM135 25H137V24H135ZM176 25H177V23H176ZM252 25L255 26V22H253ZM20 26H21V24H20ZM37 26L40 27V25H37ZM51 26H52V24H51ZM57 26H58V25H57ZM61 26H62V25H61ZM68 26H70V25H68ZM73 26H74V25H73ZM91 26H92V25H91ZM91 26H89V27H91ZM102 26H103V25H102ZM120 26H121V25H120ZM148 26H149V25H148ZM148 26H147V28L150 27V26H149V27H148ZM158 26H159V25H158ZM158 26H157V27H158ZM164 26H162V27H164ZM168 26H169V25H168ZM196 26L199 27V25H196ZM205 26H204V27H205ZM215 26H216V24L214 25V27H215ZM254 26H253V27H254ZM22 27H23V26H22ZM44 27H45V25H44ZM62 27H63V26H62ZM85 27H86V26H85ZM141 27H142V26H141ZM145 27H146V26H145ZM162 27H159V28H156V29H161ZM166 27H167V26H166ZM166 27H165V29L173 30V29H169V28H171V25L169 26V28H168V27L166 28ZM188 27H189V26H188ZM192 27H193V26H192ZM198 27H197V29H198ZM200 27H202V26H200ZM210 27H211V28H210ZM1 28L3 29V27H0V31L2 32V29H1ZM18 28H19V27H18ZM35 28H36V27H35ZM51 28H53V27H50V30H49L48 32L51 31ZM59 28H60V30L63 31V28H62V29H61V27H59ZM66 28H67V27H65V29H66ZM147 28L145 29V30H146V33H147ZM184 28H185V26H184ZM195 28H196V27H195ZM206 28H207V29H209V28L212 29V26L209 25V28H208V26H207ZM206 28H205V29H206ZM254 28H255V27H254ZM254 28H251L253 32H255V30H253ZM5 29H6V28H5ZM23 29H24V28H22L21 30L23 31ZM29 29H32V28H29ZM39 29H41V28H39ZM44 29H45V28H44ZM84 29H85V28H84ZM135 29H137V28H135ZM138 29H139V28H138ZM175 29H177V28H175ZM192 29H193V28H192ZM197 29H196V30H197ZM205 29H204V30H205ZM223 29L225 30V28H223ZM251 29H247V30H251ZM255 29H256V28H255ZM37 30H38V28H37L35 31H37ZM41 30H43V28H42ZM58 30H59V29H58ZM58 30H57V31H58ZM60 30H59L58 34H60V32H61ZM69 30L71 31L72 29L67 28V32H68ZM117 30H118V29H117ZM128 30L130 31V29H128ZM148 30H149V29H148ZM168 30H167V31H168ZM180 30H181V31H180ZM199 30H200V32L196 31V32H195L196 34H194V36L196 35V37H199V34L201 33V31H203V30H201V29H199ZM220 30H221V29H220ZM3 31H4V30H3ZM6 31H7V30H6ZM6 31H5V32H6ZM15 31H16V30H15ZM35 31H34V32H35ZM47 31H46V32H47ZM52 31H53L52 33H54V34H56V32H57L56 30H52ZM54 31H55V32H54ZM82 31L84 32V30H82ZM91 31H92V30H91ZM111 31H112V30H111ZM140 31L142 32V30H140ZM152 31H153V30H152ZM154 31H156V30H154ZM160 31H161V30L158 31V34H157V32H156V34L158 35V36H157V37H158V40H159V38H164V37H165L164 34L159 33ZM183 31H184V30H183ZM188 31H189V32H187V33L189 34L190 31H191V28H190V30L188 29ZM210 31H211V30H210ZM210 31H209L208 33H210ZM238 31H239V28H238ZM256 31H257V30H256ZM8 32H9V30H8ZM11 32H12V31H11ZM20 32H21V31H20ZM26 32H27V31H26ZM65 32H66V31H65ZM73 32H74V31H73ZM85 32H86V30H85ZM85 32H84V34L87 33V32H86V33H85ZM126 32H127V31H126ZM149 32L152 33L151 31H149ZM149 32H148V33H149ZM161 32H163V29H162ZM168 32H169V31H168ZM184 32L186 33V30H185ZM192 32L194 33L193 30H192ZM192 32H191V38H192V39H196V38H194V36L192 37V35H193ZM206 32H207V30H206ZM235 32H236V31H235ZM257 32H258V31H257ZM6 33H7V32H6ZM29 33H30V31H29ZM36 33H37V32H36ZM40 33H41V32H40ZM40 33H39V34H40ZM42 33H44V31H43ZM52 33H51V35H52ZM77 33H78V32H77ZM77 33H76V35H77ZM88 33H89V30H88ZM132 33H133V34H132ZM132 33L130 32V34H132V35H136V38L141 37L139 34H138L139 37H138L137 34H134L133 30H132ZM136 33H137V32H136ZM143 33H144V32H143ZM148 33H147V34H148ZM150 33H149V34H150ZM154 33H155V32H154ZM170 33L172 34L173 32H170ZM176 33H177V32H176ZM176 33H174V35L172 34L171 36H175ZM198 33H199V34H198ZM204 33H205V32H204ZM204 33L202 32V33L200 34V36H202V34H204ZM208 33H207V34H208ZM232 33L234 34L233 31H232ZM255 33H256V32H255ZM17 34H18V33H17ZM19 34H22V33H19ZM19 34H18V35H19ZM26 34H27V33H25V35H26ZM45 34L47 35V33H45ZM45 34H44V35H45ZM61 34H63V33H61ZM61 34H60V35H61ZM65 34H66V33H65ZM65 34H63V36H65ZM71 34H74V35H75V33H72V32H71ZM78 34H79V33H78ZM84 34H83V35H84ZM96 34H97V33H96ZM124 34H125V33H124ZM159 34H162V36L164 35V37H160L161 35L159 36ZM188 34H185V35L182 34V36L179 37L180 39H182L181 41H187L188 39H186V38H187L188 36H189V39H190V34H189V35H188ZM197 34H198V36H197ZM245 34H246V32H245ZM251 34H252V36H254V35H253L254 33H251ZM25 35H24V36H25ZM28 35H29V34H28ZM31 35H35V36H36L35 33H34V34L31 33V34H30V38H31ZM49 35H50V33H49ZM49 35H48V36H49ZM56 35H57V34H56ZM76 35H75V36H76ZM81 35H82V34H81ZM91 35H92V34H91ZM132 35H131V36H132ZM143 35H144V34H143ZM150 35H152V34H150ZM256 35L258 36L259 34L256 33ZM260 35H261V33H260ZM260 35H259V36H260ZM4 36H5V34L3 35V37H4ZM7 36H8V35H7ZM13 36H14V34H13ZM13 36H12V37H13ZM20 36H21V35H20ZM35 36H34V37L32 36V37L35 38ZM63 36H62V37H63ZM68 36H69V35H68ZM78 36L81 37L80 35H78ZM86 36H88V35H86ZM129 36H130V35H129ZM131 36H130V38H133V37H131ZM146 36H147V35H146ZM171 36L169 35V37H171ZM185 36H186V37H185ZM204 36H205V35H204ZM215 36H216V35H215ZM220 36H221V35H220ZM222 36H223V38H225L226 35H225V36L222 35ZM233 36H234V35H233ZM235 36H237V35H235ZM246 36H247V34H246ZM248 36H249V34H248ZM248 36H247V37H248ZM0 37H1V36H0ZM9 37H11V36H9ZM16 37H17V36H16ZM42 37H43V36H42ZM50 37H51V36H50ZM71 37H72V35H71ZM71 37H70V39H72ZM79 37H78V38H79ZM82 37H83V36H82ZM88 37H89V36H88ZM94 37L96 38V36H94ZM148 37H149V35H148ZM151 37H153V36H151ZM166 37H167V36H166ZM166 37H165V39H166ZM176 37H173V38L175 39V41H179V39L176 38ZM182 37H183V38L185 37V38H184L185 40H183ZM229 37H230V36H229ZM247 37H246V38H247ZM262 37H263V38H262ZM4 38H5V37H4ZM4 38H3V39H4ZM6 38H8V37H6ZM19 38H21V37H19ZM19 38H18V39H19ZM25 38H26V37H24V38L22 37L19 41H22V40L25 39ZM33 38H32V39H33ZM56 38L58 39V38H60V36L58 37V35H57ZM56 38H55V39H56ZM126 38H129V37H126ZM130 38H129V39H130ZM134 38H135V37H134ZM143 38H144V37L139 38V39L143 40V41H142L143 43H145V44H143V47H142V48H144V45L147 47L148 44L151 43V41H149L150 38L147 39V41H148L149 43H148L147 41H145V39H146L147 37H145V39H143ZM167 38H168V37H167ZM171 38H172V37H171ZM173 38H172V39H173ZM227 38H228V35H227L226 39H227ZM235 38H236V37H235ZM253 38H255V41H257L256 37H253ZM257 38H259V37H257ZM13 39H14V37H13ZM27 39H29V38L27 37ZM27 39L24 40V43H25V41H26ZM50 39H51V38H50ZM52 39H53V38H52ZM62 39H63V38H62ZM79 39H80V38H79ZM84 39H86V38H84ZM105 39H107V38H104V40H105ZM122 39H123V38H122ZM139 39H138V42L141 41V40H139ZM174 39H173V40H174ZM177 39H178V40H177ZM211 39H212V38H211ZM217 39H218V37H217ZM217 39L215 40V37H214V40H215V41H217ZM226 39H225V40H226ZM230 39H231V38H230ZM237 39H238V37H237ZM248 39H249V41H250V43H251L252 40H251L249 37H248ZM260 39L263 40V39H264V36H261ZM4 40H5V39H4ZM6 40H7V42H8L7 45H9V46L11 45V46H12L11 41H13V40H12V39H11V41H9L8 39H6ZM6 40H5V41H6ZM15 40H16V39H15ZM38 40L40 41L41 39L38 38V39H37V42H38ZM64 40H65V38H64ZM77 40H78V39H76V40H72V41L74 42V41H77ZM108 40H110V37H109ZM108 40H107V41H108ZM111 40H112V39H111ZM117 40H119V38H118ZM117 40H116V41H117ZM125 40H127V39H125ZM133 40H134V39H132V41H133ZM150 40H151V39H150ZM160 40H161V39H160ZM214 40H213V41H214ZM227 40H228V41H227ZM227 40H226L227 42H232V41H230L229 39H227ZM0 41H1V40H0ZM34 41L36 42V40H34ZM41 41H42V40H41ZM41 41H40V42H41ZM44 41H46V40H44ZM53 41H54V40H53ZM58 41H60V40H58ZM67 41H68V40H67ZM70 41H71V40H69L68 42L70 43ZM88 41H89V40H88ZM129 41H130V40H129ZM144 41H145V42H144ZM189 41H190V40H189ZM189 41H188V42H189ZM198 41H199V40H198ZM211 41H212V40H211ZM226 41H225V43H226ZM249 41H248V42H249ZM253 41H254V40H253ZM255 41H254V42H255ZM259 41H260V40H258L257 42L259 43ZM9 42H10V44H9ZM17 42H18V41H17ZM17 42H16V43H17ZM22 42H23V41H22ZM28 42H30V44H32L31 42H33V41H30V40H29V41H27L26 43H28ZM40 42H38V43H40ZM48 42H50V41H46V45H47ZM73 42H72V45H73ZM82 42H83V41L81 40V43H82ZM100 42H101V41H100ZM127 42H128V41H127ZM138 42H137V43H138ZM142 42H140V43H142ZM146 42H147V43H146ZM152 42H154V41H152ZM160 42H161V41H160ZM164 42H165V40L162 41L163 44H164ZM190 42H191V41H190ZM205 42H206V41H205ZM217 42H218V41H217ZM244 42H245V41H244ZM254 42H253V45H254ZM260 42H261V41H260ZM2 43H3V41H2ZM16 43H15V44H16ZM24 43H23V44H24ZM42 43H43V41H42ZM50 43H51V42H50ZM50 43H48V45H49ZM52 43H55V42H52ZM52 43H51V44H52ZM85 43H86V42H85ZM96 43H97V41H96ZM108 43H109V42H108ZM129 43H131V41H130ZM140 43H138V44H139V45H142V44H140ZM195 43H197V42H195ZM208 43H209V41H208ZM208 43H207V44H208ZM212 43H214V42H211V44H212ZM221 43H222V42H221ZM221 43H220V44H221ZM223 43H224V41H223ZM225 43H224V44H225ZM15 44H13V46L17 47L18 44H17V45H15ZM19 44H20V43H19ZM59 44H60V43H59ZM59 44H58V45H59ZM87 44H88V43H87ZM87 44H86V46H87ZM101 44H102V42H101ZM109 44H110V43H109ZM217 44H218V43H217ZM217 44H216V45H217ZM220 44H219V46H218V45H217V46H216V45H215V46L212 45V46H213V48L215 47L214 49L216 50V49H220V48H219V47H220ZM227 44H228V43H227ZM227 44H225V46H226ZM232 44L234 45L235 43H232ZM232 44H229V45H227L226 47H228V48H229V47H231V48H234V47H235V48H236L237 43H236V45H234V47H233ZM245 44H246L245 46H246V49H247V48H248V47H247L248 43L245 42ZM21 45H22V44H21ZM24 45H25V44H24ZM32 45H33V44H32ZM37 45H38V44H37ZM61 45H62V42H61ZM69 45H70V44H69ZM72 45H71V46H72ZM78 45H79V44H78ZM78 45H77V46H78ZM98 45H99V44H98ZM131 45H132V44H131ZM131 45H130V48H131ZM134 45H136V44H134ZM164 45H165V44H164ZM199 45H200V44H199ZM199 45H198V48H200ZM205 45H206V44H205ZM231 45H232V46H231ZM9 46H7L8 49L10 48ZM13 46H12V47H13ZM62 46H63V45H62ZM73 46H75V45H73ZM73 46H72V49H73ZM77 46H76V48H77ZM88 46H89V44H88ZM93 46H94V45H93ZM100 46H101V45H100ZM107 46H108V45H107ZM171 46H172V45H171ZM171 46H170V47H171ZM223 46H224V45L221 44V48H223ZM225 46H224V47H225ZM250 46H251V45H250ZM263 46H264V45H263ZM12 47H11V48H12ZM19 47H20V46L18 45V48H19ZM43 47H44V44H43ZM45 47H50V46H45ZM64 47H65V46H64ZM80 47H81V45H80ZM80 47H79V48H80ZM95 47H96V46H95ZM108 47H110V46H108ZM128 47H129V46H128ZM138 47H139L138 50H140V49H141L140 46H138ZM138 47H137V48H138ZM155 47H157V46H155ZM207 47H208V46H207ZM226 47H225V48H226ZM239 47H240V45H239ZM254 47H256V45H255ZM21 48H22V47H21ZM31 48L34 50V46H31ZM31 48H30V49H31ZM36 48H38V46H36ZM50 48H51V47H50ZM57 48H59V47H57ZM66 48H67V46H66ZM66 48H65V49H66ZM93 48H94V47H93ZM96 48H99V46L96 47ZM106 48H107V47H106ZM133 48L135 49L136 47H133ZM166 48H168L167 45L165 46V49H166ZM213 48L211 47V49H213ZM225 48H224V49H225ZM256 48H257V47H256ZM1 49H3V50L5 51V50H6V47L4 46V48H3V47L1 46ZM15 49H16V48L13 49V52L15 51ZM25 49H26V48H25ZM25 49H24V50H25ZM38 49H41V48L39 47ZM54 49H55V48H54ZM68 49H69V48H68ZM74 49H75V47H74ZM100 49H101V48H99V49H97V50L95 49V50H96L97 52L99 51V53H100V51H102L103 48H102V50H100ZM109 49H110V48H109ZM109 49H108V50H109ZM119 49H120V48H119ZM119 49H118V50H119ZM125 49H128V48H125ZM214 49H213V50H214ZM226 49H227V48H226ZM226 49H225V50H226ZM229 49H230V48H229ZM249 49L251 50V47H249ZM258 49L260 50V47H258ZM9 50H12V49H9ZM9 50H7L8 53H5V52H0V53H3V54L5 53L4 57L6 56V58H7L8 55H10L9 53H11V51L9 52ZM33 50H32V51H33ZM42 50H43V49H42ZM42 50H41V51H42ZM44 50H45V49H44ZM44 50H43V51H44ZM47 50H48V49H47ZM66 50H67V49H66ZM76 50L79 51L78 48H77ZM76 50H75V51H76ZM116 50H117V49H116ZM138 50H136V51H137V54H138ZM141 50H142V49H141ZM162 50H163V46H162ZM208 50H209V49H208ZM208 50H207V52H205V53H208ZM213 50H212V52H213ZM234 50H235V49H234ZM259 50H258V51H259ZM0 51H1V50H0ZM19 51H20V49H19ZM19 51H18V52L15 51V52L18 54ZM22 51H23V50H22ZM22 51H21V53H22ZM35 51H36V50H35ZM45 51H46V50H45ZM86 51H87V50H86ZM86 51H85V52H86ZM89 51H90V49H89ZM89 51H88V52H89ZM132 51H133V50H132ZM210 51H211V50H210ZM220 51H221V50H220ZM231 51H232V49L230 50V54H231ZM245 51H246V50H245ZM254 51H255V50H254ZM258 51H257V52L255 51L256 54L258 53ZM46 52H48V51H46ZM50 52H51V51H50ZM52 52H53V51H52ZM71 52L73 53V51H71ZM76 52H77V51H76ZM90 52H91V51H90ZM116 52H117V51H116ZM116 52H115V53H116ZM121 52H122V54H124V51H121ZM134 52H135V51H134ZM158 52H159V51H158ZM234 52H235V51H232V53H234ZM249 52H250V51H249ZM251 52H252V50H251ZM251 52H250V53H251ZM259 52H261V51H259ZM16 53H14V54H15V57H16ZM31 53H32V52H31ZM39 53H41V52H39ZM39 53H38V54H39ZM53 53H55V52H53ZM56 53H57V52H56ZM69 53H70V51H69ZM78 53H80V51H79ZM107 53H108V52H107ZM28 54H29V53H28ZM28 54H27V55H28ZM35 54H36V53L34 52V55H35ZM41 54H42V53H41ZM43 54H44V53H43ZM48 54H49V53H48ZM48 54H47V55H48ZM58 54H59V51H58ZM58 54H57V55H58ZM76 54H77V53H76ZM76 54H75V55H76ZM90 54H92V52H91ZM112 54H113V53H112ZM117 54H121V53H117ZM131 54H132V53H131ZM187 54H188V53H187ZM192 54H193V52L191 53V55H192ZM227 54H228V55H227ZM230 54H229V53H226V55H227V59H228V57L230 56ZM235 54H236V53H235ZM256 54H252V56L255 55V57H256ZM262 54H264V53L262 52ZM30 55H31V54H30ZM34 55L32 56V57H33V61L35 60ZM39 55H40V54H39ZM39 55H37V56H39ZM49 55H50V54H49ZM60 55H61V53H60ZM78 55H79V54H78ZM93 55H94V57L98 56V54L96 55V53H95V54L93 53ZM100 55H103V53H101ZM105 55H107V54H105ZM110 55H111V54H110ZM113 55H115V56L117 57L116 54H113ZM156 55H157V54H156ZM202 55H203V54H202ZM212 55H213V53H212ZM212 55H211V56H212ZM260 55H261V54H260ZM1 56H3V55L1 54ZM10 56H11V55H10ZM45 56H46V55H45ZM52 56H53V55H52ZM62 56H63V55H62ZM62 56H61V57H62ZM73 56H74V54H73ZM115 56H113V57H115ZM118 56H119V55H118ZM169 56H170V55H169ZM213 56H214V55H213ZM217 56H219V55H217ZM217 56H216L215 58H217ZM233 56H235V55H233ZM17 57H18V56H17ZM23 57H24V56H23ZM25 57H26V53H25ZM41 57H43V56H41ZM41 57H40V58H41ZM70 57H71V56H70ZM75 57H77V55H76ZM98 57H99V56H98ZM105 57H106V56H104V58H105ZM107 57H108V56H107ZM110 57H111V56H110ZM147 57H148V56H147ZM165 57H166V56H165ZM219 57H220V56H219ZM255 57H254V58H255ZM262 57H263V56H262ZM0 58H1V57H0ZM29 58H30V57H29ZM29 58L26 59L27 63H28V61H29ZM36 58H38V57H36ZM43 58H44V57H43ZM43 58H41V59H43ZM51 58H52V57H51ZM51 58H50V59H51ZM56 58H57V57H56ZM84 58H85V57H83L82 59H84ZM86 58H87L88 60L91 61L90 63H92V60L89 59V58H90L89 55H87ZM122 58H123V56H122ZM167 58H169V57H167ZM184 58H185V57H184ZM198 58H199V57H198ZM225 58H226V56H225ZM237 58H238V57H237ZM1 59H2V58H1ZM1 59H0V61H1ZM4 59H5V58H3V60H4ZM9 59H10V58H9ZM21 59H22V58H21ZM47 59H48V57H47ZM53 59H54V58H53ZM53 59H51V60H53ZM61 59H62V58H61ZM61 59H60V60H61ZM139 59H140V60H144V59H141V58H139ZM145 59H146V58H145ZM181 59H182V60H181L182 62H179V63L182 64L186 59L184 60L183 57H181ZM199 59H200V58H199ZM204 59H205V58H204ZM223 59H224V57H223ZM223 59H221V60H223ZM229 59H230V58H229ZM250 59H251V58H250ZM7 60H8V59H7ZM14 60H15V59H14ZM38 60H39V59H38ZM51 60H50V61H51ZM56 60H57V59H56ZM60 60H59V61H60ZM103 60H104V59H103ZM105 60H106V59H105ZM105 60H104V61H105ZM114 60H116V58H115ZM118 60L121 61V59H119V58H118ZM118 60H117V61H118ZM129 60H130V58H129ZM146 60H149V59H146ZM146 60H145V62H147ZM165 60H167V59L165 58ZM168 60H169V59H168ZM175 60H176V58H175ZM177 60H178V59H177ZM183 60H184V61H183ZM202 60H203V59H201L200 61H202ZM261 60H264V57H263ZM20 61H22V60H20ZM47 61H48V60H47ZM79 61H80V60H79ZM124 61H125V60H124ZM200 61H198V62H200ZM203 61H205V60H203ZM224 61H225V60H224ZM230 61H231V62L234 61L233 58H232ZM7 62H8V61H7ZM11 62H12V61H11ZM30 62H32L31 59H30ZM36 62H37V61H36ZM45 62H46V61H45ZM52 62H53V61H52ZM52 62H46V63H50V64H51ZM84 62H85V61H84ZM88 62H89V61H88ZM95 62H96V61H95ZM111 62H113V59H111ZM114 62H115V61H114ZM152 62H154V61H152ZM162 62L164 63V61H162ZM169 62H170V61H169ZM169 62H168V63H169ZM174 62H175V61H172V62H170L169 64H172V63H174ZM206 62H207V61H206ZM18 63H19V62H18ZM20 63H21V62H20ZM20 63H19V64H20ZM22 63H23V61H22ZM22 63H21V64H22ZM27 63H25V64L27 65ZM43 63H44V62H43ZM65 63H66V62H65ZM68 63H69V62H68ZM72 63H73V62H72ZM72 63H71V64H72ZM74 63H75V62H74ZM93 63H94V62H93ZM107 63H108V62H107ZM116 63H118V62H116ZM133 63H135V62H133ZM137 63H138V62H137ZM139 63H140V61H139ZM139 63H138L137 66H136V65H134V66H135V67H141V65L143 64V61H141L142 64H139ZM147 63H148V62H147ZM166 63H167V62H166ZM175 63H176V62H175ZM220 63H221V62H220ZM223 63H224V62H223ZM232 63H234V62H232ZM257 63H259V62H256V64H257ZM261 63H262V61H260L259 65H260ZM0 64H1V62H0ZM16 64H17V62H16ZM25 64H23V66H25ZM28 64H29V63H28ZM44 64H45V63H44ZM53 64H55V63H53ZM76 64H78V63H76ZM76 64H75V65H76ZM87 64H89V63H87ZM95 64H98V61H97V63H95ZM102 64H103V63L100 64L102 67L99 66V64H98V66H99L100 68H103V66H105L106 63H105L104 65H102ZM110 64H112V63H110ZM121 64H122V63H121ZM176 64H177V63H176ZM181 64H180V66H181ZM209 64H211V63H209ZM236 64H237V63H235V64H231V65H236ZM256 64H255V65H256ZM6 65H8V63H7ZM14 65H15V64H14V61H13V66H14ZM31 65H32V64H31ZM40 65H43V64H40ZM40 65H39V66H40ZM45 65H46V66L48 65L47 67H49V64H45ZM45 65H44V66H45ZM51 65H52V64H51ZM51 65H50V66H51ZM65 65H67L68 71L72 70V69L69 70V64H65ZM114 65H115V64H114ZM117 65H120V64L118 63ZM117 65H116V66H117ZM127 65H128L127 68H129L130 70H131L132 68H134V67H132V66H131L132 68H130V64H127ZM132 65H133V64H132ZM149 65H150V64H149ZM149 65H148V66H149ZM172 65H173V64H172ZM190 65H191V63H190ZM192 65H194V64H192ZM211 65H212V64H211ZM219 65H220V64H219ZM257 65H258V64H257ZM263 65H264V63H262V65H261L262 68H263ZM0 66H1V65H0ZM4 66H5V65H4ZM52 66H53V65H52ZM63 66H64V65H63ZM63 66H62V67H63ZM84 66H85V65H84ZM108 66H109V64H108ZM142 66H143V65H142ZM150 66H151V65H150ZM154 66H155V65H154ZM165 66H167V65H165ZM174 66H175V65H174ZM185 66H186V64H185ZM215 66H216V65H215ZM1 67H2V66H1ZM7 67H8V66H7ZM7 67H6V68H7ZM20 67H21V66H20ZM34 67H35V66H34ZM70 67H71V65H70ZM85 67H86V66H85ZM85 67H84V68H85ZM92 67H93V64H92ZM92 67H91V68H92ZM96 67H97V66L93 67V69L95 70ZM117 67H118V66H117ZM117 67H116V69H117ZM145 67H146V66H144V68H145ZM151 67H152V66H151ZM162 67H163V65H162ZM216 67H217V66H216ZM218 67L220 68V66H218ZM223 67L225 68L226 66L224 65ZM223 67H222V68H223ZM227 67H229V65H227ZM227 67H226L225 70H227ZM232 67H233V66H232ZM243 67H244V66H243ZM8 68H9V67H8ZM8 68H7V69H8ZM16 68H17V67H16ZM18 68H19V67H18ZM27 68H28V66H27ZM31 68H32V67H31ZM31 68L29 67V69H31ZM41 68H42V67L40 66V69H41ZM44 68H45V67H43V69H44ZM71 68H74V67H71ZM75 68H76V67H75ZM77 68H78V67H77ZM81 68H82V67H81ZM105 68H106V67H105ZM107 68H108V67H107ZM118 68H119V67H118ZM144 68H142V69L144 70ZM166 68H167V67H166ZM178 68L180 69L179 66H178ZM178 68L175 67L174 69H178ZM201 68H202V67H201ZM222 68H220V69H222ZM230 68H231V66H230ZM50 69H51V67H50ZM65 69H66V68H65ZM65 69H64V70H65ZM138 69H140V68H138ZM155 69H156V67H155ZM167 69H168V68H167ZM171 69H172V67H171ZM214 69H215V68H214ZM220 69H216V71H217V70H218V71H221ZM263 69H264V68H263ZM263 69H262V70H263ZM0 70H2V69H0ZM13 70H14V69H13ZM31 70H32V69H31ZM37 70L39 71V69H37ZM45 70H46V69H44V71H45ZM48 70H49V69H48ZM48 70H47V71H48ZM51 70H53V67H52ZM58 70H59V68H58L56 71H58ZM98 70H99V68H98ZM100 70H101V69H100ZM100 70H99V72L102 71V70H101V71H100ZM103 70H104V68H103ZM106 70H107V69H106ZM109 70H110V69H109ZM111 70H113V69H111ZM133 70H134V69H133ZM133 70H131V71H132V73L134 74L135 72H133ZM135 70L137 71V68H135ZM135 70H134V71H135ZM160 70H161V69H160ZM228 70L230 71V69H228ZM239 70H240V67H239ZM6 71H9V70H6ZM11 71H12V69H11ZM15 71H16V69H15ZM40 71H41V70H40ZM40 71H39V72H40ZM66 71H67V70H66ZM66 71H65V72H66ZM81 71H82V70H81ZM84 71H86V69H84ZM117 71H118V72H117ZM117 71L115 70V72H117V73L120 72L119 70H117ZM141 71H142V70H141ZM141 71L138 70V71L135 73V74H137V77L140 76V74H138L139 72H140L141 75H142L143 72H141ZM162 71H163V70H162ZM173 71H174L173 69H172V71L170 70V73L173 72ZM182 71H183V68H182ZM242 71H243V69H242ZM247 71H248V70H247ZM18 72H19V71H18ZM20 72H21V71H20ZM22 72L25 73V70H24V71L22 70ZM33 72H34V70H33ZM33 72H32V73H33ZM52 72H53V73L51 74V77L53 78V77H55V76H57V77L60 76V75L63 76V72H64V71L62 70L61 73H60V71H59L60 75H57L58 73H54L55 70L52 71ZM70 72H71V71H70ZM72 72H73V70H72ZM92 72H93V74L95 73L94 71H92ZM99 72H98V73H99ZM126 72H128V69L126 70ZM149 72H150V71H149ZM158 72H159V70H158ZM158 72H157V73H158ZM174 72H175V71H174ZM174 72H173V73H174ZM178 72H179V71H178ZM221 72H223V70H222ZM232 72H233V69H232ZM252 72H254V70H253ZM13 73H15V72L13 71ZM13 73H12V74H13ZM24 73H22V74L24 75ZM41 73H43V74L45 73V74H46V72H43V70L41 71ZM41 73H40V74H41ZM50 73H51V71H50ZM50 73H49V74H50ZM80 73H81V72H80ZM130 73H131V72H130ZM175 73H176V72H175ZM175 73H174V75H175ZM210 73H211V72H210ZM241 73H242V72H241ZM263 73H264V72H263ZM0 74H1V71H0ZM2 74H3V73H2ZM2 74H1V75H2ZM22 74H21V75H22ZM35 74H37L36 69H35ZM35 74H33V75H35ZM47 74H48V73H47ZM47 74H46V75H47ZM64 74H65V73H64ZM67 74H68V73H67ZM72 74H73V73H72ZM75 74H77V71H76ZM75 74H73V75H75ZM83 74H84V77H83V78L87 79V78L85 77V73H83ZM86 74H87V73H86ZM88 74H90V73L88 72ZM93 74H92V75H93ZM124 74H125V73H124ZM220 74H221V73H220ZM233 74H234V73H233ZM255 74H257V73L255 72ZM9 75H10V74H9ZM13 75H14V74H13ZM28 75H29V73H28ZM28 75H26V76H28ZM30 75H32V74H30ZM46 75L44 76L45 79H47V78H46ZM52 75H55V76H52ZM65 75H66V74H65ZM65 75H64V76H65ZM81 75H82V74H81ZM81 75H80V77H79L78 75H77V76H78L79 78H82ZM90 75H91V74H90ZM90 75H89V76H90ZM131 75H132V74H131ZM131 75L128 74V76H130V78H131ZM138 75H139V76H138ZM143 75L145 76V74H143ZM165 75H166V74H165ZM190 75H191V74H189L188 77H186L187 80H188V78H189ZM262 75H263V74H262ZM10 76H11V75H10ZM14 76H15V75H14ZM18 76H19V75H18ZM24 76H25V75H24ZM37 76H38V75H37ZM49 76H50V75H49ZM49 76H48V77H49ZM68 76H69V75H68ZM116 76H117V75H116ZM119 76H120V75H118V77H119ZM124 76L126 77V75H124ZM221 76L223 77V75H221ZM239 76H240V75H239ZM239 76H238V77H239ZM2 77H3V76H2ZM11 77H13V76H11ZM15 77H16V78H15ZM15 77H14V78L17 80L18 77H17V76H15ZM33 77H34V76H33ZM33 77H32V78H33ZM38 77H39V76H38ZM41 77H42V74L40 75V78H41ZM51 77H50V80H49V78H48L49 81H52ZM57 77H56V78H57ZM94 77H95V74H94ZM96 77H97V76H96ZM101 77H102V80H103V78H105V77L103 76V74H102ZM122 77H123V75H122ZM125 77H124V79H125ZM135 77H136V75H135L133 78H135ZM145 77H146V76H145ZM145 77H144V78H145ZM153 77H155V76H153ZM207 77H208V76H207ZM209 77H210V76H209ZM211 77H212V75H211ZM211 77H210V79H211V81H212V78H213V77H212V78H211ZM240 77H241V76H240ZM245 77L247 78V76H245ZM251 77H252V78H255V77H253V76H251ZM261 77H262V76H261ZM8 78H9V77H8ZM8 78H7V79H8ZM19 78H20V77H19ZM23 78H24V77H23ZM27 78H28V77H27ZM32 78H31V80H32ZM36 78H37V77H35V79H36ZM56 78H55V79H56ZM60 78H61V77H60ZM63 78H64V77H63ZM71 78H72V76H70V78H68V79L65 78V81L70 80V82H72V79H71ZM83 78H82V79H83ZM97 78H98V77H97ZM114 78H115V79H114ZM114 78H113V76H112L113 81H115V80L117 81L116 77H114ZM130 78H129V79H130ZM141 78H142V76H141ZM147 78H149V77H147ZM172 78H173V77H172ZM191 78H192V76H190V79H191ZM218 78H219V77H218ZM256 78H257V77H256ZM2 79H3V78H2ZM12 79H13V78H12ZM20 79H21V78H20ZM35 79L33 78V80H34V81H33L34 84L36 83V82H35ZM66 79H67V80H66ZM75 79H76V77H75ZM77 79H78V78H77ZM77 79H76V80H77ZM82 79H81V80H82ZM91 79H92V80H93V79L95 80V78H91ZM91 79H90V80H91ZM105 79H106V78H105ZM118 79H119V78H118ZM124 79H123V80H124ZM127 79H128V77H127ZM127 79H126V80H127ZM18 80H19V79H18ZM48 80H47V81H48ZM57 80H58V78H57L56 80H54V78H53V81H57ZM76 80H75V81H76ZM81 80L79 79L80 83H82ZM83 80H84V79H83ZM100 80H101V79L99 78L98 81L100 82ZM102 80H101V81H102ZM119 80H120V79H119ZM121 80H122V79H121ZM134 80H136V79H134ZM145 80H146V79H145ZM187 80H186V81H187ZM239 80H240V79H239ZM1 81H3V80H1ZM1 81H0V83H1ZM5 81H7V80H5ZM27 81H28V80H27ZM39 81H41V80H40V79L38 80V83H36L37 86H40V85L43 83V81H45V80L43 79L42 82L40 83V85H39ZM49 81H48V83H47L48 85H49V83H50ZM53 81H52V82H53ZM63 81H64V80H63ZM63 81H62V83H63V85L65 86V84H64L65 81H64V82H63ZM75 81H74V82H75ZM104 81H105V80H104ZM124 81H125V80H124ZM137 81H139V80H137ZM169 81H170V80H169ZM186 81H184V82H185V85L187 84ZM242 81H243V80H242ZM17 82H19V81H17ZM17 82H16V84H17ZM23 82H24V81H23ZM30 82H31V81H30ZM58 82L61 83V80H59ZM70 82H69V83H70ZM74 82H73V83H74ZM76 82H77V81H76ZM89 82H90V81H89ZM95 82L97 83V80H95V81L93 82L94 84H92V82L89 83L90 86H91V85H95V84H96ZM102 82H103V81H102ZM105 82H106V81H105ZM105 82H103V84H101V86H103ZM109 82H110V81H109ZM122 82H123V81H122ZM140 82H141V84L138 83L139 86L143 84V83H142L143 80L140 81ZM201 82H202V81H201ZM228 82H229V81H228ZM254 82H256V81H254ZM65 83H66V82H65ZM77 83H79V82H77ZM77 83H76V84H77ZM107 83H108V81H107ZM107 83H106V86H107V85L109 86V85L111 84V82H110V84H107ZM112 83H113V82H112ZM127 83H129V82L127 81ZM131 83H132V82H130V84H131ZM133 83H134V82H133ZM158 83H159V82H158ZM168 83H169V82H168ZM172 83H173V82H172ZM188 83H189V81H188ZM191 83H192V82H191ZM197 83H198V82H197ZM199 83H200V82H199ZM235 83H236V82H235ZM242 83H243V82H242ZM263 83H264V82H263ZM11 84H12V83H11ZM20 84H21V83H20ZM22 84H23V83H22ZM26 84H27V83H26ZM74 84H75V83H74ZM83 84H86V83L83 82ZM83 84H82V85H83ZM87 84H88V83H87ZM117 84H118V83H117ZM136 84H137V83H136ZM149 84H150V82H149ZM160 84H162V83H160ZM164 84H165V86H166V88H167L166 83H164ZM170 84H171V83H170ZM189 84H190V83H189ZM227 84H228V83H227ZM229 84H230V83H229ZM1 85H2V88H3V84H0V86H1ZM4 85H5V84H4ZM53 85H54V84H53ZM60 85H61V84H60ZM77 85H78V84H77ZM122 85L124 86V84H122ZM122 85H121V86H122ZM126 85H129V84H126ZM132 85H133V84H132ZM168 85H169V84H168ZM233 85H234V84H233ZM6 86H7V85H6ZM13 86H14V85H13ZM19 86H20V85H19ZM24 86H25V84L23 85V87H24ZM46 86H47V85H46ZM46 86H44V87H46ZM64 86H62V88H63ZM66 86L69 87L70 84H69V85L67 84ZM66 86L63 88L64 90H65V89H69V88H66ZM79 86H80V84H79ZM83 86L85 87V85H83ZM101 86H100V87H101ZM113 86H114V85H113ZM129 86H130V85H129ZM136 86H137V85H136ZM139 86H138V87H139ZM165 86H163V88H164ZM179 86H180V85H179ZM179 86H178V88H179ZM196 86H197V85H196ZM205 86H206V85H205ZM223 86H224V85H223ZM223 86H222V87H223ZM14 87H18V85H17V86H14ZM25 87H26V86H25ZM27 87H28V86H27ZM27 87H26V89H27ZM30 87L32 88L31 85H30ZM47 87H48V86H47ZM54 87H55V85H54ZM59 87H61V86H59ZM59 87H58V88H59ZM91 87H92V86H91ZM91 87H90V90L93 89V88H91ZM131 87H132V86H131ZM134 87H135V86H134ZM138 87H137V88H138ZM140 87H141V86H140ZM140 87H139V91H140V89H141ZM159 87H161V86H159ZM197 87H198V86H197ZM202 87H203V86H202ZM19 88H21V86H20ZM39 88H40V87H39ZM39 88H38V89H39ZM86 88H88V85L85 87V89H86ZM98 88H99V87H98ZM98 88H96V89H98ZM101 88H102V87H101ZM115 88H116V87H115ZM115 88H114V89H115ZM119 88H120V86L118 87V89H119ZM125 88H126V87H125ZM128 88H129V87H128ZM163 88H160V90L162 91ZM180 88H181V86H180ZM185 88H186V90H187V87H185ZM200 88H201V86H200ZM203 88H204V87H203ZM207 88H209V87L207 86ZM234 88H235V87H234ZM5 89H6V87H5ZM26 89H25V88H24V89L21 88V89H20V90H21L20 92H22V90L25 91ZM28 89H29V88H28ZM34 89H36V86H35V88H33V92H34ZM38 89H37V90H38ZM43 89H44V88H43ZM43 89L41 88V90H43ZM45 89H46V88H45ZM109 89H110V87H109ZM114 89H113V91H114ZM120 89H121V92H123L122 88H120ZM142 89H144V88H142ZM176 89H177V87H176ZM181 89H182V88H181ZM197 89H198V88H197ZM217 89H218V86H217ZM217 89H216V91H217ZM222 89H223V88H222ZM37 90H36V93H35V94L38 93ZM53 90H54V89H53ZM77 90H78V89H76V92H77ZM83 90H84V88L82 89V91H83ZM93 90H95V87H94ZM105 90H107V89H105ZM110 90H111V89H110ZM116 90H117V89H116ZM134 90L136 91L137 89L135 88ZM164 90H165V89H164ZM173 90H175L174 87H173ZM219 90H221V87H220ZM8 91H9V90H8ZM51 91H52V90H51ZM96 91H97V90H96ZM98 91H100V90H98ZM111 91H112V90H111ZM128 91H129V90H128ZM130 91H131V89H130ZM142 91H143V90H142ZM179 91H180V90H179ZM182 91H184V90H182ZM195 91H196V89H195ZM195 91H193V92H195ZM200 91H201V89H200ZM224 91H225V89H224ZM224 91H223V92H224ZM11 92H12V91H11ZM25 92H26V91H25ZM28 92H29V91H28ZM28 92H26V93H28ZM31 92H32V91H31ZM39 92H40V89H39ZM45 92H46V91H45ZM49 92H50V91H49ZM56 92H59V90L56 91ZM56 92H55V93H56ZM60 92H61V90H60ZM74 92H75V90H74ZM78 92H79V91H78ZM84 92H85V90H84ZM86 92H87V91H86ZM86 92L84 93L85 95H86ZM91 92H92V91H91ZM101 92H102V91H101ZM116 92H118V91H116ZM136 92L138 93V95L142 96V94H140L141 92H140V93H139L138 91H136ZM144 92H145V91H144ZM159 92H160V91H159ZM162 92H163V91H162ZM162 92H161V93H162ZM173 92H174V91H173ZM173 92H172V93H173ZM214 92H215V91H214ZM225 92H226V91H225ZM230 92H231V91H230ZM53 93H54V92H53ZM55 93H54V94H55ZM93 93H95V92H93ZM123 93H124V92H123ZM123 93H121V95H122ZM137 93H135V94H137ZM195 93L199 94L198 92H195ZM220 93H222V92H220ZM235 93H236V92H235ZM9 94H10V93H9ZM14 94H16V93L14 92ZM17 94H19V92H18ZM17 94H16V95H17ZM21 94H22V93H21ZM32 94H33V93H32ZM38 94H39V93H38ZM41 94H42L41 97L43 96V94L45 95V93H41ZM48 94H49V93H48ZM54 94H52V95H54ZM57 94H58V93H57ZM84 94H82V95H84ZM100 94H101V93H100ZM115 94H117V93H115ZM119 94H120V93H119ZM119 94H118V95H119ZM131 94H132V92H131ZM133 94H134V93H133ZM152 94H153V93H152ZM157 94H158V92H157ZM174 94H175V93H174ZM174 94H172V96H173ZM179 94H181V93L179 92ZM184 94H186V93L184 92ZM191 94H192V93H191ZM215 94H216V93H215ZM215 94H214V95H215ZM217 94H218V93H217ZM2 95H3V97H4L5 94H2ZM52 95H51V96H52ZM55 95H56V94H55ZM55 95H54V96H55ZM80 95H81V94H80ZM138 95H137V96H138ZM160 95H161V94H160ZM160 95H159V96H160ZM181 95H182V94H181ZM223 95H226V94H223ZM5 96H6V95H5ZM7 96H8V92H7ZM11 96H12V95H11ZM11 96H10V97H11ZM25 96H28V95H25ZM29 96H30V94H29ZM32 96H34V95H32ZM35 96L37 97V95H35ZM46 96H47V95H46ZM48 96H49V95H48ZM74 96H75V95H74ZM122 96H123V95H122ZM125 96H126V94H125ZM128 96L130 97V95H127V97H128ZM131 96H132V95H131ZM137 96H136V97H137ZM140 96H139V97H140ZM149 96H150V95H149ZM183 96H184V95H183ZM191 96H192V95H191ZM194 96H195V95L193 94L192 98H193ZM21 97H22V95H21ZM36 97H34V98H36ZM38 97H40V96L38 95ZM55 97H56V96H55ZM89 97H90V96H89ZM89 97H87L88 100H89ZM99 97H100V96H99ZM117 97H118V96H117ZM127 97H126V99L129 98V97H128V98H127ZM134 97H135V95H133V98H134ZM157 97H158V95H157ZM162 97H163V96H162ZM162 97H161V98H162ZM173 97H174V96H173ZM196 97H197V96H195V99H198V98L203 97V96L200 94V97H197V98H196ZM229 97H230V96H229ZM235 97H236V96H235ZM1 98H2V97H1ZM22 98H23V97H22ZM28 98H29V97H27V99H28ZM32 98H33V97H32ZM32 98H31V100H32ZM46 98H48V97H46ZM52 98H53V97H52ZM56 98H57V97H56ZM58 98H59V97H58ZM73 98H76V97H73ZM77 98L79 99V97H77ZM80 98L82 99V96H81ZM109 98H110V97H109ZM154 98H155V97H154ZM176 98H177V97H176ZM6 99H7V98H6ZM16 99H17V96H16ZM19 99H20V98H19ZM37 99H38V98H37ZM39 99H41V98H39ZM39 99H38V100H39ZM44 99H45V98H44ZM63 99H64V98H63ZM98 99H99V98H98ZM107 99H108V98H107ZM115 99L117 100V99H119V98H116V96H115ZM120 99H122L121 96H120ZM126 99H125V100H126ZM130 99H131V97H130ZM151 99H152V97H151ZM193 99H194V98H193ZM201 99H202V98H201ZM215 99H216V98H215ZM219 99L221 100V98H219ZM7 100H8V99H7ZM20 100H22V99H20ZM25 100H26V99H25ZM38 100H37V101H38ZM85 100H86V98H85ZM92 100H93V101H92ZM123 100H124V99H122V102H123ZM128 100H129V99H128ZM135 100L137 101V100H138V97H137V98H134V103H136ZM158 100H159V99L157 98V101H158ZM198 100H199V99H198ZM224 100H225V99H224ZM236 100H237V99H236ZM11 101H12V100H11ZM11 101H10L9 103H11ZM29 101H30V99H29ZM54 101H55V100H54ZM60 101H61V100H60ZM75 101H76V100H75ZM199 101H200V100H199ZM199 101H198V102H199ZM216 101H217V100H214V102H216ZM1 102H2V101H1ZM1 102H0V103H1ZM14 102H15V101H14ZM17 102H18V101H17ZM17 102H15V103H17ZM19 102H21V101H19ZM26 102H27V101H26ZM31 102H32V101H31ZM31 102H30V103H31ZM33 102L36 103V100L33 101ZM33 102H32V103H33ZM38 102H40V101H38ZM51 102H52V101H51ZM57 102H58V100H57ZM57 102L55 101V108H56ZM67 102H70V101H67ZM67 102H66V104L68 105L69 103H67ZM88 102H90V101H88ZM91 102H92V104H91V106H92V105H93V102H94V99H91ZM151 102H152V101L150 100V104H151ZM155 102H156V100H155ZM160 102H162V101L160 100ZM202 102H203V100H202ZM251 102H252V101H251ZM7 103H8V102H6V104H7ZM15 103H14V104H15ZM23 103H24V102H23ZM45 103H46V102H45ZM52 103H53V102H52ZM58 103H59V102H58ZM64 103H65V101H64ZM80 103H81V102H80ZM104 103H105V102H104ZM157 103H158V102H157ZM196 103H197V102H196ZM14 104L12 103L13 106H12L11 108H14V106H15ZM27 104H29V103H27ZM27 104H25V105H27ZM66 104H65V105H66ZM82 104L84 105V103H82ZM89 104H90V103H89ZM94 104H95V103H94ZM96 104H97V103H96ZM101 104H102V103H101ZM132 104H133V103H132ZM132 104H131V105H132ZM136 104H137V103H136ZM150 104H149V107H150ZM153 104H155L154 101H153ZM225 104H226V103H225ZM20 105H21V104H18V106H20ZM39 105H40V104H39ZM50 105H51V104H50ZM67 105H66V106H67ZM102 105H103V104H102ZM121 105H123V104H121ZM126 105H127V104H126ZM134 105H135V104H134ZM185 105H186V104H185ZM240 105H242V104L240 103ZM262 105H263V104H262ZM1 106H2V105H1ZM3 106H5V105H3ZM6 106H7V105H6ZM6 106H5V107H6ZM9 106H10V105H9ZM34 106H35V104H34ZM46 106H47V105H46ZM68 106H69V105H68ZM75 106H77V109H78V105H75ZM79 106H80V105H79ZM84 106H85V105H84ZM88 106H89V105H88ZM118 106H119V104H118L117 106H115V107H116V110H117V112H116V110L114 109L115 114H116V113L118 114L119 111H121V112H119V113L124 112V111H122L124 108H123L122 106H120V108L122 107L123 109L121 108V109L119 110V109H117V108H119ZM152 106H153V105H151V109L155 108L154 106H153V107H152ZM162 106H163V105H162ZM190 106H191V105H190ZM194 106H195V105H194ZM194 106H193V107H194ZM215 106H217V104H216ZM222 106H223V105H222ZM242 106H243V105H242ZM242 106H241V107H242ZM5 107H3V108L1 107V108H2L1 110H2L3 112H5V110L8 109V108L6 109ZM15 107H16V106H15ZM43 107H44V106H43ZM43 107H42V108H43ZM51 107H52V106H51ZM105 107H106V106L104 105V108H105ZM128 107H130V105H129ZM149 107H148V108H149ZM239 107H240V106H239ZM241 107H240V108H241ZM246 107H247V106H246ZM251 107H252V106H251ZM4 108H5V110H3ZM9 108H10V107H9ZM22 108H23V107H22ZM27 108H28V107H27ZM29 108H30V107H29ZM32 108H33V107H32ZM37 108H38V107H37ZM39 108H40V107H39ZM46 108H47V107H46ZM84 108H85V107H84ZM87 108H88V107H87ZM95 108H96V106H95ZM95 108H93V106H92L91 110L93 109V111H94ZM101 108H102V107H101ZM131 108H132V107H131ZM182 108H183V107H182ZM190 108H191V107H190ZM219 108H220V107H219ZM222 108H223V107H222ZM24 109H25V108H24ZM48 109H49V108H48ZM51 109H52V108H51ZM77 109H76L77 114H79V113H78L79 111H78ZM129 109H130V108H129ZM151 109H150V110H151ZM157 109H158V108H157ZM164 109H165V108H164ZM205 109H206V108H205ZM236 109H237V108H236ZM252 109H253V107L251 108V110H252ZM10 110L13 111V109H10ZM20 110H22V109L20 108ZM34 110H35V109H34ZM52 110H53V109H52ZM96 110H97V108H96ZM118 110H119V111H118ZM125 110H126V108H125ZM135 110H137V108H136ZM135 110H133L134 113H136ZM153 110H154V109H153ZM184 110H185V109H184ZM184 110H183V111H184ZM189 110H191V109H189ZM212 110H213V109H212ZM220 110H221V109H220ZM234 110H235V108H234ZM255 110H257V109H255ZM23 111H24V110H23ZM44 111L47 112L48 110H45V109H44ZM53 111H55V110H53ZM93 111H92V113H93ZM98 111H99V110H98ZM98 111H95L96 114H98V113H97ZM102 111H103V110H101V112H102ZM131 111H132V109H131ZM155 111H156V109H155ZM171 111H172V110H171ZM180 111H181V110H180ZM186 111H187V110H186ZM206 111H207V110H205L204 112H206ZM237 111H238V109H237ZM262 111H264V110H262ZM13 112H15V110H14ZM20 112H21V111H20ZM24 112H25V111H24ZM42 112H43V111H42ZM49 112H50V110H49ZM84 112H85V111H84ZM104 112H105V111H104ZM104 112H103V116H104V114H105ZM111 112H113V111H111ZM138 112H140V111H138ZM156 112H157V111H156ZM163 112H164V111H163ZM174 112H175V111H174ZM188 112H189V111H187V113H188ZM240 112H241V111H239V115H240V114H243V115H244V113H242L243 111H242L241 113H240ZM1 113H2V112H1ZM5 113H6V112H5ZM22 113H23V112H22ZM28 113H29V112H28ZM28 113L26 112L25 114H26V115H29ZM38 113H39V112H37L36 114H35V113H34V114L31 113V114H32V117H33V115H37ZM157 113H158V112H157ZM157 113H154V114H157ZM159 113H160V112H159ZM168 113H169V112H168ZM171 113H172V112H171ZM216 113H217V112H216ZM233 113H234V112H233ZM233 113H232V116H233ZM249 113H250V112H249ZM260 113H261V112H260ZM262 113H263V112H262ZM262 113H261V114H262ZM3 114H4V113H3ZM9 114H10V112L8 113V116H9ZM11 114H12V112H11ZM14 114H15V113H14ZM14 114H13V115H14ZM39 114H41V113H39ZM44 114H45V113H44ZM51 114H52V113H51ZM51 114H50V115H51ZM88 114H89V113H88ZM94 114H95V113L91 114V116H92V115L94 116ZM106 114H107V113H106ZM112 114H113V113H112ZM140 114H141V112H140ZM146 114H147V113H146ZM175 114H176V113H175ZM179 114H180V113H179ZM206 114L208 115L209 112H208V113L206 112ZM234 114L236 115V112H235ZM237 114H238V113H237ZM258 114H259V113H258ZM263 114H264V113H263ZM46 115H47V114H46ZM65 115H66V114H65ZM83 115H84V114H83ZM85 115H86V114H85ZM99 115H101V114L99 113ZM157 115H158V114H157ZM160 115H161V114H160ZM160 115H158L159 117H158L156 120H158V119L161 120V119H160ZM169 115H170V114H169ZM172 115H173V114H172ZM182 115H183V114H182ZM235 115H234V116H235ZM239 115H238V116H239ZM247 115H248V114H246V118H247ZM1 116H2V115H0V118H1ZM10 116H11V115H10ZM10 116H9V117H10ZM42 116H43V115H42ZM48 116H49V115H48ZM61 116H62V113H61ZM72 116H73V115H72ZM75 116H76V115H75ZM77 116H78V115H77ZM86 116H88V115H86ZM89 116H90V115H89ZM96 116H97V115H96ZM120 116H121V115H120ZM126 116H127V115H126ZM129 116H130V115H129ZM154 116H155V115H154ZM173 116H174V115H173ZM234 116H233V117H234ZM236 116H237V115H236ZM255 116H256V115H255ZM5 117H6V116H5ZM12 117H13V116H12ZM16 117H17V119H18L19 116L17 115ZM20 117H21V116H20ZM23 117H24V115H23ZM23 117H22V118H23ZM26 117H27V116H26ZM32 117H30V118H32ZM36 117H37V116H36ZM46 117H47V116H46ZM70 117H71V116H70ZM94 117H95V116H94ZM101 117H102V115H101ZM101 117H100V119L98 118L99 120L97 121V124L99 123V125H98V126H99V127H98V130H99V128H100V123H101V122L103 123V120L101 121ZM111 117H114V116H111ZM111 117H110V118H111ZM116 117H117V116H116ZM116 117H115V118H116ZM118 117H119V115H118ZM123 117H124V116H123ZM140 117H141V116H140ZM168 117H169V116H168ZM176 117H177V115H176ZM223 117H224V116H223ZM244 117H245V115L243 116V118H242L241 115H240L239 120L241 121V120H243V119H246V118H244ZM252 117H253V116H252ZM252 117H249V115H248V118L246 119L247 127H248V125H250L251 121L253 120ZM6 118H7V117H6ZM34 118H35V117H34ZM34 118H33V119H34ZM38 118H39V117H38ZM40 118H41V116H40ZM52 118H53V117H52ZM54 118H55V117H54ZM64 118H65V117H64ZM72 118H73V117H72ZM89 118L92 119V117H89ZM129 118H130V117H129ZM172 118H174V117H172ZM231 118H232V117H231ZM240 118H241V119H240ZM253 118H254V119H257V117H253ZM2 119H3V116H2ZM15 119H16V118H15ZM42 119H43V118H42ZM42 119H41V120H42ZM77 119H78V118H77ZM87 119H88V118H87ZM91 119H90V120H91ZM126 119L128 120V117H126ZM131 119H132V118H131ZM131 119H129V120H131ZM154 119H155V118H154ZM193 119H194V118H193ZM197 119H198V118H197ZM222 119H223V118H222ZM233 119H234V118H233ZM35 120H36V119H35ZM43 120H45V119H43ZM46 120H47V119H46ZM70 120H71V118H70ZM83 120H84V119H83ZM90 120H89V121H90ZM112 120H113V119H112ZM114 120H115V119H114ZM118 120H121V119H118V118H117L116 121L118 122ZM123 120H124V119H123ZM150 120H151V119H150ZM163 120H165V119H163ZM167 120H168V119H167ZM190 120H191V119H190ZM237 120H238V119H237ZM237 120H234V121H237ZM261 120H262V118H261ZM25 121H26V120H25ZM25 121H24V122H25ZM27 121H28V120H27ZM37 121H38V120H37ZM37 121L35 122V125L38 124ZM54 121H55V120H54ZM60 121H61V120H60ZM60 121H59V122H60ZM91 121H92V120H91ZM93 121H95V122H92V123L95 124V123H96V119L93 120ZM104 121H105V120H104ZM108 121H109V120H108ZM125 121H126V120H125ZM174 121H175V120H174ZM185 121H186V120H185ZM253 121H254V120H253ZM256 121H258V119H257ZM13 122H14V120H13ZM18 122H19V121H18ZM30 122H33V121L29 120V123H30ZM40 122H42V121H40ZM55 122H56V121H55ZM64 122H65V121H64ZM74 122H75V121L72 122V125L74 124ZM78 122H79V121H78ZM82 122H83V121H82ZM109 122H110V121H109ZM123 122H124V121H123ZM126 122H127V121H126ZM128 122H129V121H128ZM153 122H154V121H153ZM155 122H156V121H155ZM182 122H183V121H182ZM186 122H187V121H186ZM191 122H192V120H191ZM242 122H243V121H242ZM242 122H241L240 125H243V124L245 123V122H244V123L242 124ZM259 122L262 123V122H264V121H262V122L259 121ZM15 123H16V122H15ZM21 123H22V122H21ZM45 123H46V121H45ZM68 123H69V122H68ZM68 123H67V125L70 124V123H69V124H68ZM75 123H76V122H75ZM88 123H89V122H88ZM92 123H91V124H92ZM113 123H114V125H115V124H118V123H115V121H113ZM113 123H112V125H113ZM159 123H163V122H159ZM168 123H169V122H168ZM180 123H181V122H180ZM238 123H240V122H238ZM255 123L259 124L258 122H255ZM2 124H3V123H2ZM8 124L10 125V124H12V123H11V122L7 123V126H8ZM18 124H19V123H18ZM22 124H23V123H22ZM22 124H21V125H22ZM33 124H34V122H33ZM33 124H32V125H33ZM50 124H51V123H50ZM77 124H78V123H77ZM83 124H84V123H83ZM91 124H90V126H91ZM105 124H106V123H105ZM120 124H121V122L119 121V126H118V127H120ZM122 124H123V123H122ZM153 124H155V123H153ZM175 124H177V122H176ZM175 124H174V126H175ZM178 124H179V122H178ZM220 124H221V123H220ZM231 124H232V123H231ZM251 124H252V123H251ZM26 125H27V124H26ZM29 125H30V124H29ZM52 125H53V124H52ZM67 125H65V127H66ZM112 125L110 124V127H111ZM114 125H113V126H114ZM141 125H142V124H141ZM144 125H145V124H144ZM150 125H151V124H150ZM171 125H172V124H171ZM183 125H184V123L182 124V126H183ZM189 125H190V124H189ZM224 125H226V124H224ZM227 125H228V123H227ZM233 125H235V123H234ZM23 126H24L25 128L27 127V126H25V124H24ZM33 126H34V125H33ZM47 126L50 127L49 124H48ZM57 126H58V125H57ZM77 126H78V125H77ZM77 126H76V127H77ZM96 126H97V125H95V126H91L90 129L93 130ZM115 126H117V125H115ZM121 126H122V125H121ZM155 126H157V125H154V127H155ZM161 126H162V124H161ZM174 126H173V127H174ZM176 126H177V125H176ZM235 126H237V125H235ZM0 127H1V126H0ZM15 127H16V126H15ZM19 127H20V125L18 126V128H19ZM21 127H22V126H21ZM53 127H54V126H53ZM53 127H52V128H49V129H53ZM55 127H56V126H55ZM76 127H75V128H76ZM78 127H79V126H78ZM78 127H77L76 130H78ZM82 127H83V126H82ZM93 127H94V128H93ZM101 127H102V125H101ZM105 127L108 128L109 126H108V127L105 126ZM125 127H126V126H125ZM197 127H198V126H197ZM243 127H244V126H243ZM243 127H242V128H243ZM1 128H2V127H1ZM9 128H10V127H9ZM18 128H17V129H18ZM22 128H23V127H22ZM30 128H31V127H30ZM106 128H105V129H106ZM120 128H121V127H120ZM120 128H119V129H120ZM137 128H138V127H137ZM149 128H150V127H149ZM151 128H152V127H151ZM169 128H170V127H169ZM174 128H175V127H174ZM200 128H201V127H200ZM219 128H223V129H224V126H223V127H219ZM219 128H217V129L219 130ZM236 128H237V127H236ZM242 128H241V129H242ZM248 128H249V127H248ZM255 128H256V127H255ZM6 129H7V128H6ZM11 129H12V131H14V130H13L14 128L11 127ZM17 129H16L15 131H17ZM20 129H21V128H20ZM20 129H19V130H20ZM35 129H36V128H35ZM40 129H41V128H40ZM43 129H46V128H43ZM43 129H42V130H43ZM83 129H84V128H83ZM87 129H88V128H87ZM87 129L85 128L86 131H87ZM96 129H97V128H96ZM105 129H104V130H105ZM116 129H117V128H116ZM133 129H134V128H133ZM139 129H140V128H139ZM156 129H157V128H155V130H156ZM162 129H163V128H162ZM178 129H179V128H178ZM207 129H208V128H207ZM217 129H216V130H217ZM223 129H222V132H223ZM257 129H258V128H257ZM1 130H2V129H1ZM9 130H10V129H8V131H7L8 133H6V134H8V135H9V132L11 131V130H10V131H9ZM25 130H26V129L23 130L24 133H25ZM27 130H28V128H27ZM29 130H30V129H29ZM31 130H32V129H31ZM31 130H30V132H31ZM73 130H75V129H73ZM80 130H81V129H80ZM141 130H145V129H141ZM199 130H200V129H199ZM239 130H240V129H239ZM251 130H252V128H251ZM260 130H261V129H260ZM262 130H263V129H262ZM3 131H5V130H3ZM23 131L20 130V133H22ZM45 131H46V130H45ZM52 131H53V130H52ZM54 131H56V130H54ZM54 131H53V132H54ZM96 131H97V130H96ZM107 131H109V129H108ZM107 131H105V132H107ZM113 131H114V130H113ZM113 131H112V132H113ZM131 131H132V132H131V133H132L131 135L134 136V135H135V134H133V131H134V130L131 129ZM137 131H139V130L136 129V132H137ZM168 131H169V130H168ZM206 131H208V130H206ZM256 131H258V130H256ZM61 132H63V131H61ZM74 132H76V131H74ZM77 132H78V131H77ZM81 132H82V131H80L79 133H81ZM90 132H91V131H90ZM112 132H111V133H112ZM118 132L121 133V131H117V133H118ZM149 132H150V131H149ZM176 132H177V131H176ZM222 132H221V133H222ZM235 132H236V131H235ZM258 132H259V131H258ZM260 132H261V131H260ZM260 132H259V135H260ZM2 133H3V132H2ZM2 133H1V134H2ZM10 133H11V132H10ZM16 133H17V132H16ZM27 133H28V131H27ZM32 133H33V132H32ZM32 133H31V134H32ZM46 133H48V132L46 131ZM46 133H45V134H46ZM50 133H51V132H50ZM85 133L87 134V132H83L82 134H85ZM93 133H95L94 130H93ZM147 133H148V131H147ZM217 133H218V131H217ZM223 133H226V132H223ZM233 133H234V132H233ZM251 133H253V132H250V130L247 129V132L245 133V136H244V137L246 138V142H245V143H249V138L252 137V136H251V137L249 136ZM254 133H255V131H254ZM262 133H263V132H262ZM17 134H19V133H17ZM33 134H34V133H33ZM86 134H85V135H86ZM88 134H89V133H88ZM121 134H122V133H121ZM129 134H130V133H129ZM171 134H172V131H171ZM191 134H194V133H191ZM191 134H190V135H191ZM195 134H196V133H195ZM201 134H202V135H201ZM204 134H205V133H204ZM231 134H232V132H231ZM80 135H81V134H80ZM89 135L92 136V134H89ZM94 135H95V134H94ZM98 135H100V134H98ZM117 135H118V134H117ZM161 135H162V134H161ZM184 135H186V134H184ZM190 135H189V137H191ZM199 135H200V136H203V133H199ZM232 135H233V134H232ZM252 135H253V134H252ZM255 135H258V134H255ZM6 136H7V135H6ZM12 136H13V137H16V134H15V136H14V135H12ZM43 136H44V134H43ZM48 136H49V135H48ZM51 136H52V134H51ZM56 136H57V135H56ZM56 136H55V137H56ZM101 136H102V135H101ZM114 136H116V135H114ZM120 136H121V135H120ZM128 136H129V135L127 134V137H128ZM187 136H188V135H187ZM192 136H193V135H192ZM194 136H197V135H194ZM209 136H210V135H209ZM221 136H222V134H221ZM7 137H9V136H7ZM13 137H12V140H13ZM36 137H37V136H36ZM55 137H54V139H55ZM57 137H58V136H57ZM57 137H56V138H57ZM65 137H66V136H65ZM86 137H87V136H86ZM88 137H89V136H88ZM111 137H112V135H111ZM111 137H110V138H111ZM118 137H119V136H118ZM134 137H135V136H134ZM179 137H180V135H179ZM189 137H188V138H189ZM198 137H199V136H197V138H198ZM34 138H35V137H34ZM37 138H38V137H37ZM46 138H47V135H46ZM46 138L43 137V141H44V139H45V142H44L45 144H46V140H47ZM51 138H53V137H51ZM71 138L73 139L74 137H71ZM75 138H76V137H75ZM180 138H181V137H180ZM182 138H183V137H182ZM188 138H187V139H188ZM191 138H192V140H193L194 137H191ZM199 138H200V137H199ZM202 138H203V137H202ZM205 138H206V137H205ZM205 138H204V139H205ZM207 138H208V137H207ZM220 138H221V137H220ZM225 138H227V137L224 136V138H223V136H222V139H225ZM252 138H253V139H252ZM252 138H251L250 141H252V140L255 141V140H256V139H254V137H252ZM255 138H256V137H255ZM10 139H11V138H10ZM16 139H17V138H16ZM35 139H36V138H35ZM38 139H39V138H38ZM64 139H65V138H64ZM88 139H89V138H87V140H88ZM96 139H97V138H96ZM115 139H116V137H115ZM128 139H129V137L127 138V140H128ZM147 139H148V138H147ZM162 139H163V138H162ZM184 139H185V138H184ZM184 139H183V141H184ZM200 139H201V138H200ZM210 139H211V138H210ZM217 139H218V138H217ZM222 139H221V140H222ZM230 139H231V138H230ZM230 139H229V140H230ZM261 139H262V138H261ZM17 140H18V139H17ZM49 140H51V139L49 138ZM49 140H48V141H49ZM52 140H53V139H52ZM56 140H57V139H55V141H56ZM66 140H67V139H66ZM109 140H110V139H109ZM109 140H108V141H109ZM112 140H113V139H112ZM118 140H119V138L117 139V141H118ZM123 140H124V139H123ZM125 140H126V139H125ZM127 140L125 141V143L127 142ZM131 140H132V139H131ZM138 140L141 142V138H140V139L138 138ZM144 140L147 141L146 139H144ZM167 140H169V139H167ZM194 140H196V139H194ZM194 140H193V141H194ZM221 140H218L217 143H219ZM233 140H234V138H233ZM10 141H11V140H10ZM10 141H9V142H10ZM13 141H14V140H13ZM24 141H25V139H24ZM64 141H65V140H64ZM94 141H95V140H94ZM113 141H114V140H113ZM128 141H130V139H129ZM136 141H137V140H136ZM139 141H137L138 148H136V150H138V153H139V149L142 148V145L139 146V144H138ZM185 141H186V140H185ZM188 141H189V140H188ZM200 141H201V140H200ZM215 141H216V139H215ZM226 141H228V140H226ZM30 142H31V141H30ZM32 142H33V141H32ZM35 142H36V141H35ZM35 142H34V143H35ZM49 142H50V141H49ZM52 142H54V141H52ZM52 142H51V143H52ZM56 142H57V141H56ZM71 142H72V141H71ZM75 142H76V140H75ZM80 142H81V141H80ZM82 142H84V141H82ZM85 142H86V140H85ZM109 142L111 143V141H109ZM121 142H123V141H121ZM148 142H149V141H148ZM156 142H157V141H156ZM165 142H166V141H165ZM10 143H11V142H10ZM17 143H18V141H17ZM17 143H15V145H16ZM22 143H23V142H22ZM28 143H29V142H28ZM38 143H39V141H38ZM40 143H41V142H40ZM47 143H48V142H47ZM54 143H55V142H54ZM58 143L60 144L59 141H58ZM87 143H88V142H87ZM89 143H90V144H88V145H92L91 142H90V140H89ZM99 143H100V142H99ZM105 143H106V142H105ZM130 143H131V142H130ZM143 143H145V142L143 141ZM143 143H142V144H143ZM149 143H150V142H149ZM160 143H162V142H160ZM171 143H172V142H171ZM171 143H170V144H171ZM186 143H187V144L190 143V145H191V142H190V141H189V142L186 141ZM197 143H198V142H197ZM197 143H196V144H197ZM201 143H202V142H201ZM217 143H214V142H213L214 145H217ZM3 144H4V143H3ZM62 144H63V143H62ZM62 144H61V145H62ZM74 144H75V143L72 142V145H73V146H74ZM77 144H79V143H77ZM77 144H76V145H77ZM107 144H108V143H107ZM117 144H119V143H117ZM131 144H132V143H131ZM135 144H136V142H135ZM135 144H134V142H133V145H135ZM140 144H141V143H140ZM179 144H180V143H179ZM187 144H185V145H184L185 147L183 146V148H182V146H181L182 143L180 144V148H181L182 151H183V152L181 153L182 155L185 154L184 152L187 151V149H188V148H187L188 146L186 147ZM219 144H220V143H219ZM219 144H218V147H216V149H218V148L220 147V148H219V150H220V149H221V146H219ZM231 144H232V142H231ZM251 144H252V143H251ZM254 144H255V143H254ZM254 144H253V146H254ZM4 145H5V144H4ZM25 145H26V144H25ZM28 145H31V144H28ZM42 145H43V144H41V146H42ZM52 145H53V143H52ZM81 145H82V144H81ZM121 145H122V144H121ZM147 145H148V143H147ZM156 145H157V143H156ZM172 145H174V144H172ZM199 145H200V144H199ZM211 145H212V144H211ZM214 145H213L212 147H214ZM237 145H238V144H237ZM246 145H247V144H246ZM246 145H244V147H245ZM258 145L261 146V144H258ZM11 146H13V145L11 144ZM20 146H22V145H20ZM31 146H32V145H31ZM35 146H36V145H34V147H35ZM43 146H44V145H43ZM49 146H51V145H49ZM54 146H55V145H53V147H54ZM73 146H72V147H73ZM105 146H106V144H105ZM115 146H116V145H115ZM149 146H150V144H149ZM165 146H166V145H165ZM209 146H210V145H209ZM226 146H227V145H226ZM240 146H241V145H240ZM250 146H251V145H250ZM4 147H5V146H4ZM6 147H7V146H6ZM8 147H10V144H9ZM23 147H24V146H23ZM58 147H59V145H58ZM64 147H65V145H64ZM66 147H67V146H66ZM86 147H87V145H86ZM130 147L135 148L134 146H130ZM130 147H129V148H130ZM136 147H137V146H136ZM147 147H148V146H146V148H147ZM155 147H157V146H155ZM195 147H196V146H195ZM202 147H203V146H202ZM212 147H211V148H212ZM224 147H225V146H224ZM235 147H236V145H235ZM244 147H242V149H243ZM254 147H256V145H255ZM254 147H251V148H254ZM2 148H3V147H2ZM26 148H27V145H26ZM38 148H39V147H38ZM41 148H42V147H41ZM46 148H47V147H46ZM60 148H61V147H60ZM60 148H59V149H60ZM84 148H85V147H84ZM84 148H82V149H84ZM90 148H92V146H91ZM143 148H144V147H143ZM149 148H150V147H149ZM162 148H163V147H162ZM186 148H187V149H186ZM196 148H197V147H196ZM203 148H204V147H203ZM211 148H210V149H211ZM239 148H240V147H239ZM59 149H58V151H59ZM62 149H64V148L62 147L60 150H62ZM65 149L68 150L67 148H65ZM65 149H64V150H65ZM71 149H73V148H71ZM74 149H75V148H74ZM82 149L79 150V152H80V151H81V152H85V151H82ZM85 149H87V148H85ZM97 149H98V148H97ZM104 149H106V148H104ZM115 149H118V148L115 147ZM115 149L113 148V150H115ZM131 149H132V148H131ZM131 149H129V151H130V152H128L129 154L131 153ZM189 149H190V148H189ZM216 149H215V150H216ZM228 149H229V148H228ZM240 149H241V148H240ZM259 149H260V148H258L257 150L259 151ZM261 149H262V148H261ZM38 150H39V149H38ZM43 150H44V149H43ZM45 150H46V149H45ZM52 150H53V149H52ZM69 150H70V148H69ZM107 150H109V149H107ZM118 150H119V149H118ZM118 150H116V151H118ZM121 150H122V149H121ZM121 150H119V152H120ZM126 150H127V149H126ZM132 150H133V149H132ZM134 150H135V149H134ZM134 150H133V152H134ZM230 150H233V149L230 148ZM249 150H250V149H248V151H249ZM254 150H255V148H254ZM254 150H251V151H253V153H254ZM10 151H12V150H10ZM20 151H21V150H20ZM29 151H30V150H29ZM29 151H27V152H29ZM46 151H47V150H46ZM50 151H51V150H50ZM54 151H57V149L54 150ZM54 151H53V153H54ZM58 151H57V153L59 154L60 152H58ZM92 151H93V150H92ZM95 151H96V150H95ZM102 151H103V150H102ZM104 151H106V150H104ZM110 151H111V150H110ZM143 151H144V150H143ZM145 151H146V150H145ZM216 151H217V150H216ZM221 151H222V150H221ZM235 151H237V150H235ZM235 151L233 150L234 153H235ZM239 151L241 152V150H239ZM260 151H261V150H260ZM4 152H5V151H4ZM17 152H18V150H17ZM38 152H39V151H38ZM47 152H48V151H47ZM51 152H52V151H51ZM63 152H65V151H63ZM63 152H62V153H63ZM67 152H68V151H67ZM75 152H77V151H75ZM79 152L76 153V154H78V158H79ZM81 152H80V153H81ZM107 152H108V151H107ZM122 152H123V151H122ZM135 152H137V151H135ZM148 152H149V151H148ZM151 152L153 153V151H151ZM208 152H210V150H209ZM223 152H224V151H223ZM225 152H226V151H225ZM227 152H229V151H227ZM231 152H232V151H231ZM233 152H232V157H233V155H235ZM256 152H257V151H256ZM256 152H255V153H256ZM262 152H263V151H262ZM5 153H6V152H5ZM7 153H8V152H7ZM14 153H15V152H14ZM39 153H41V152H39ZM42 153H43V152H42ZM57 153H55V154H57ZM62 153H61V154H62ZM92 153H93V152H92ZM128 153H127V155H128ZM145 153H146V152H145ZM149 153H150V152H149ZM188 153H189V152L187 151V154H188ZM215 153H216V152L214 151V153H212V154L216 155L217 153H216V154H215ZM218 153L221 154V152H219V151H218ZM236 153H237V152H236ZM259 153H261V152H259ZM259 153H258V154H259ZM16 154H17V153H16ZM45 154H46V152L44 153V155H45ZM48 154H49V153H48ZM61 154H59V158L63 155V154H62V155H61ZM86 154H87V153H86ZM86 154H85V155H84V154H80V155H81V158H83V157L87 158V157H86ZM89 154H90V152H89ZM107 154H110V153H107ZM111 154H112V152H111ZM111 154H110V155H111ZM140 154H143V153L140 152ZM177 154H178V153H177ZM220 154H219V155H220ZM229 154L231 155L230 152H229ZM239 154H240V153H239ZM37 155H38V153H37ZM39 155H40V154H39ZM44 155H42V156H44ZM50 155L53 156V154H50ZM50 155H49V156H50ZM60 155H61V156H60ZM72 155H73V154H72ZM74 155H75V154H74ZM93 155H94V154H93ZM114 155H115V153H114L113 155H111V156H114ZM117 155H118V153H117ZM119 155H120V154H119ZM121 155H122V154H121ZM124 155H126V154H124ZM133 155H134V154H133ZM133 155H132V156H133ZM144 155H145V154H144ZM150 155H151V153H150ZM204 155H205V154H203V156H204ZM222 155H223V154H222ZM222 155H221V156H222ZM248 155H249V153H248ZM252 155H253V154H252ZM252 155H251V156H252ZM256 155H257V154H256ZM259 155H261V154H259ZM259 155H258V156H259ZM2 156H4V155H2ZM12 156H13V155H12ZM20 156H21V154H20ZM76 156H77V155H76ZM76 156H75V157H76ZM82 156H83V157H82ZM103 156H104V155H103ZM111 156H110V157H111ZM122 156H123V155H122ZM135 156H136V155H135ZM163 156H164V155H163ZM169 156H170V155H169ZM197 156L201 157V154H199V155L197 154ZM206 156H207V155H206ZM206 156H204V157L206 158ZM208 156H209V155H208ZM212 156H213V155L210 154V157H212ZM223 156L225 157V154H224ZM227 156H228V155H227ZM7 157H8V156H7ZM34 157H35V156H34ZM54 157H55V156H54ZM64 157H67V155H65ZM93 157H94V156H93ZM98 157H99V156H98ZM110 157H109V161L111 160ZM136 157H137V156H136ZM136 157H135V159H136ZM164 157H165V156H164ZM199 157H198V158L193 157L195 160L193 159L194 161H192V160H189V161H192V163H193V162H195V161L198 159V162H199V161H200V160H199ZM216 157H217V156H216ZM216 157H215V158H216ZM224 157H223V158H224ZM229 157H230V156H229ZM248 157H249V156H248ZM253 157H255V156L253 155ZM259 157L261 158V156H259ZM18 158H19V157H18ZM28 158H30V157H28ZM40 158H41V155H40ZM59 158L57 159L58 161H59ZM76 158H77V157H76ZM89 158H90V157H89ZM105 158H106V157H104V159H105ZM111 158H112V157H111ZM117 158H118V160H119V162H120V158H119V157H117ZM143 158H144V159H148V158H146L145 156H144ZM183 158H185V157H183ZM218 158H220V156H219ZM218 158H217V159H218ZM226 158L228 159V157H226ZM226 158H225V160H224V159H222L221 161L219 160V161H220V162H218L219 164L217 163L216 165H218L219 168H220V166H219L220 164H221L222 166L225 165V166L227 167L228 165H226V164H222V163L225 162V161L228 162L229 160H231V162L234 161V160L232 161V159H229V160L227 161ZM230 158H231V157H230ZM256 158H257V157H256ZM38 159H39V158H38ZM45 159H46V158H45ZM52 159H54V158H52ZM60 159H62V157H61ZM65 159H66V158H64V160H65ZM68 159H69V158H68ZM79 159H80V158H79ZM79 159H78V161H79ZM87 159H88V158H87ZM87 159H86V160H87ZM90 159H91V158H90ZM90 159H89V163H91V162H90ZM99 159H100V158H98V160H99ZM107 159H108V158H107ZM115 159H116V158H115ZM131 159H133V158L131 157ZM203 159H204V158H202L201 160H203ZM208 159H209V158H208ZM14 160H15V159H14ZM43 160H44V159H43ZM48 160H50V159H48ZM72 160H73V157H72ZM84 160H85V159H84ZM92 160H94V159H92ZM96 160H97V158L95 157V160H94V161H95V164H96V162H97ZM121 160H122V159H121ZM124 160H126V157L124 158ZM124 160H123V161H124ZM136 160H137V159H136ZM172 160H173V159H172ZM183 160H184V159H183ZM223 160H224V161H223ZM256 160H257V159H256ZM1 161H2V160H1ZM9 161H10V160H9ZM40 161H41V160H40ZM76 161H77V160H76ZM94 161H93V162H94ZM105 161H106V159H105ZM132 161H133V160H132ZM175 161H176V160H175ZM216 161H217V160H216ZM248 161L250 162V157H249V160H248ZM6 162H7V161H6ZM23 162H24V161H23ZM37 162H39V161H37ZM93 162H92V163H93ZM101 162L103 163V161H100V163H101ZM147 162L150 164L149 161H146V164H145L146 167H147ZM151 162H153V161H151ZM178 162H179V161H178ZM178 162H177V163H178ZM182 162H183V161H182ZM206 162H207V160H206ZM252 162H254V161L252 160ZM0 163H1V162H0ZM18 163H20V162L18 161ZM39 163H40V162H39ZM39 163H38V164H39ZM71 163H72V162H71ZM71 163L68 164V165H71L70 167L72 168V167L74 166V164H73V166H72ZM73 163H74V161H73ZM76 163H78V162H75V164H76ZM79 163H80V162H79ZM100 163H98V164H100ZM120 163H121V162H120ZM123 163H124V162H123ZM123 163H122V166L124 165ZM129 163H130V162H129ZM131 163H132V162H131ZM153 163H154V165H152V167L148 165V168H150V167H151V168H150V169L147 168V169H148L147 172L150 171V170H151V171H152V170L155 171V170H154L155 168H156V170H157V165H158L159 163H158V164L156 163L157 165L155 164V162H153ZM167 163H168V162H167ZM203 163H204V162H203ZM243 163H244V162H243ZM243 163H242V164H243ZM247 163H248V162H247ZM247 163H246V164H247ZM254 163H255V162H254ZM257 163H258V162H256V164H257ZM13 164H14V163H13ZM35 164H36V163H35ZM53 164H55V161L53 162ZM57 164H58V163H57ZM85 164H86V163H85ZM85 164H84V165H85ZM104 164H105V163H103L102 165H104ZM133 164L136 165V163H133ZM164 164H165V163H164ZM171 164H172V163H171ZM173 164H174V163H173ZM201 164H202V163H201ZM230 164H231V163H230ZM232 164H233V163H232ZM234 164H235V163H234ZM16 165H17V164H16ZM16 165H15V166H16ZM31 165H32V164H31ZM31 165H30V166H31ZM33 165H34V164H33ZM33 165L31 166V168H33ZM82 165H83V164H82ZM84 165H83V166H84ZM108 165H109V163H108ZM129 165H130V164H129ZM155 165H156V167H155ZM176 165H177V167H180V166H181L182 168L180 167V169H183V171H184L185 166H184V168H183V165H182V164L180 165L179 163L176 164ZM190 165H191V162H190ZM199 165H200V163H199ZM244 165H245V163H244ZM244 165H243V166H244ZM6 166H7V165H6ZM37 166H39V165H37ZM64 166H65V165H64ZM85 166H86V165H85ZM94 166H95V165H94ZM106 166H107V165H106ZM120 166H121V165H120ZM126 166H127V165H126ZM126 166H125V167H126ZM133 166H134V165H133ZM133 166H131V167H133ZM200 166H202V165H200ZM225 166H223L221 169H222V170L225 169V168H226ZM229 166H230V165H229ZM232 166H233V165H232ZM253 166H254V165H253ZM9 167H10V165H9ZM17 167H18V166H17ZM17 167H16V168H17ZM34 167H35V166H34ZM75 167H76V166H75ZM88 167H89V166H88ZM91 167H92V165H91ZM91 167H89V168H91ZM97 167H98V166H97ZM129 167H130V166H129ZM131 167H130V169H131ZM136 167H137V165H136ZM146 167H145V170H146ZM153 167H154V169H153ZM171 167H172V166H171ZM177 167H175V169H177ZM192 167H193V166H192ZM194 167H195V166H194ZM204 167H205V166H204ZM218 167H215V168H218ZM239 167H240V166H239ZM246 167H247V166H246ZM5 168H6V167H5ZM19 168H20V167H19ZM50 168H51V166H50ZM54 168H55V167H54ZM67 168H68V166H67ZM71 168H68V169L70 170ZM81 168H82V167H81ZM100 168H101V166H100ZM122 168H123V170L125 169L124 167H122ZM127 168H128V167H127ZM137 168H138V167H137ZM164 168H165V167H164ZM188 168H191V167L188 166ZM196 168H197V167H196ZM205 168H206V167H205ZM210 168L212 169V166H211ZM215 168H214V169H215ZM243 168H244V167H243ZM247 168H248V167H247ZM249 168L254 169V167H249ZM6 169H7V168H6ZM8 169H9V168H8ZM14 169H15V168H14ZM25 169H28V168H25ZM56 169H57V168H56ZM65 169H66V167H65ZM65 169H64V172H63V173H65V172L67 171V169H66V171H65ZM92 169H93L92 171H94V168H92ZM107 169H108V168H107ZM107 169H105V173H106V170H107ZM109 169L111 170L112 167L110 168V166H109ZM138 169H140V168H138ZM173 169H174V168H173ZM178 169H179V168H178ZM180 169H179V170H180ZM186 169H187V167H186ZM34 170H35V169H34ZM52 170H53V169H52ZM52 170L49 169V171H52ZM54 170H55V169H54ZM71 170H72V169H71ZM83 170H84V169H83ZM110 170H109V171H110ZM170 170H172V169L169 168V171H170ZM179 170H178V171L175 170V171H176L175 173H176L177 175H178V173H179ZM188 170H189V169H188ZM194 170H195V169H194ZM208 170H209V169H208ZM225 170H226V169H225ZM230 170H233V168L231 169V166H230ZM230 170H229V171H230ZM240 170H241V167H240ZM243 170H244V169H242L241 171H243ZM257 170H258V169H257ZM1 171H2V170H1ZM7 171H9V170H7ZM7 171L5 170V174H6V175H3V177H5V176L7 177V175H8V174H7ZM24 171H25V170H24ZM40 171H41V170H40ZM47 171H48V170H47ZM72 171H74V170H72ZM72 171H71V172H72ZM85 171H86V170H85ZM109 171H107V172L109 173ZM126 171H127V172H126ZM126 171H125L124 173H128V172H129V168H128V170L126 169ZM130 171H131V170H130ZM143 171H144V170H143ZM151 171H150V172H151ZM181 171H182V170H181ZM185 171H186V170H185ZM189 171H191V169H190ZM201 171H202V170H201ZM206 171H207V170H205V173H206ZM209 171H211V170H209ZM234 171H236V170H234ZM30 172H31V171H30ZM32 172H33V169H32ZM35 172H36V171H35ZM67 172H68V171H67ZM67 172H66V173H67ZM71 172H70V173H71ZM74 172H75V171H74ZM81 172H82V171H81ZM110 172L112 173L113 171H110ZM137 172H139V171H137ZM140 172H141V170H140ZM144 172H146V171H144ZM147 172L145 173V177H146V175H148V174L150 173V172H148V174H147ZM157 172H158V171H157ZM159 172H160V171H159ZM163 172H164V171H163ZM170 172H171V171H170ZM187 172H188V171H187ZM191 172H192V171H191ZM227 172H228V171H227ZM227 172H225V174H224V173H220V177H221L220 179H221V180H222V176H223V175H225V176L227 175V174H226ZM230 172H231V171H230ZM232 172H233V171H232ZM237 172H238V171H237ZM244 172H246V171H244ZM9 173H10V172H9ZM15 173H16V171H15ZM36 173H37V172H36ZM48 173H49V172H48ZM48 173H47V174H48ZM68 173H69V172H68ZM108 173H106V174L108 175ZM152 173H153V172H152ZM172 173H174L173 170H172ZM184 173H185V172H183V174H184ZM188 173H190V172H188ZM201 173H203V172H201ZM212 173H213V171H212ZM218 173H219V172H218ZM241 173H242V172H241ZM16 174H17V173H16ZM50 174H51V173H50ZM56 174H57V175H56ZM61 174H62V172H61ZM78 174H79V173H78ZM85 174H86V173H85ZM89 174H90V173H89ZM92 174H93V173H92ZM113 174H114V173H112V175H113ZM156 174H157V173H156ZM170 174H171V173H169V175H170ZM176 174H174V175H176ZM180 174H181V173H180ZM194 174H195V175H194ZM194 174H193V175L196 176V173H194ZM207 174H208V172H207ZM214 174H215V171H214ZM216 174H217V173H216ZM216 174H215V175H216ZM235 174H236V172H235ZM235 174H233V175H235ZM247 174H248V173H247ZM249 174H250V173H249ZM249 174H248V175H249ZM14 175H15V174H14ZM51 175H52V174H51ZM55 175H56V176H55ZM55 175H54L55 177H57V176L59 175V174H58V171H57V173L55 172ZM62 175H63V174H62ZM62 175H61V176H62ZM71 175H72V173H71ZM75 175H76V174H75ZM102 175H103V174H102ZM125 175H126V174H125ZM137 175H138V174H137ZM141 175H142V174L140 173V177H137V176H136L137 179H140V178H141ZM151 175H152V174L150 173V176H147V178H149L148 181L150 180ZM174 175L172 174V176H171V177H173L174 179H176V178L179 177V175H178V177H174ZM209 175H211V174L209 173ZM209 175H207V176H209ZM228 175H229V174H228ZM262 175H263V174H262ZM18 176H19V175H18ZM20 176H21V175H20ZM24 176H25V175H24ZM45 176H46V175H45ZM59 176H60V175H59ZM68 176H69V175H68ZM73 176H74V175H73ZM77 176H78V175H77ZM108 176H110V174H109ZM108 176H107V178H108ZM126 176H127L128 179L130 178V177H128V175H126ZM143 176H144V175H143ZM155 176H156V175H155ZM160 176H161L160 178H162V179L164 178V177H162V174H161V173H160ZM163 176H164V175H163ZM167 176H168V175H166V177H167ZM183 176H184V175H183ZM191 176H192V175H191ZM194 176H192L191 178L193 179ZM207 176H204V178H206ZM225 176H223V177H225ZM229 176H230V175H229ZM229 176H226V177L228 178ZM251 176H252V175H251ZM49 177H51V176H49ZM66 177H67V176H66ZM66 177H65V178H66ZM69 177H72V176H69ZM69 177H68V178H69ZM132 177H133V176H132ZM132 177H131V178H132ZM166 177H165L164 179H167V178L170 177V176H168L167 178H166ZM217 177L219 178V176H217ZM226 177H225V178H226ZM232 177H233V176H232ZM234 177H235V176H234ZM234 177H233V178H234ZM240 177H241V176H240ZM252 177H253V176H252ZM47 178H48V177H47ZM68 178H67V179H68ZM101 178L104 179V177H101ZM114 178H116V177H114ZM125 178H126V177H125ZM127 178H126V180H128ZM131 178H130V179H131ZM153 178H154V177H153ZM158 178H159V175H158ZM173 178H172V179H173ZM179 178H181V176H180ZM183 178H184V177H183ZM188 178H190V175H189ZM197 178H198V177H197ZM208 178H209V177H208ZM212 178H213V177H212ZM212 178H211V179H212ZM5 179H6V178H5ZM16 179H17V178H16ZM18 179H20V178H18ZM23 179H24V177H23ZM84 179L86 180V178H84ZM91 179H92V178H90V181H91ZM110 179H111V178L109 177V181H110ZM144 179H146V178H144ZM144 179H143V181H144ZM164 179L161 180L162 183L165 181ZM229 179H230V177H229ZM229 179H224V180H227V181H228ZM2 180H3V179H2ZM6 180H7V179H6ZM42 180H43V179H42ZM42 180H40V181H42ZM63 180H65V179H63ZM88 180H89V178H88ZM119 180H120V179H119ZM126 180H125V181H126ZM133 180H136V179H133ZM155 180H156V179H155ZM157 180H158V182L160 183V181H159L160 179H157ZM178 180H179V179H178ZM178 180L176 181V184H178ZM186 180H187V182H189L190 179L188 180V179L186 178L185 181H184V180L181 178V181H182L181 184H184V182H185V184H186ZM249 180H250V179H249ZM253 180H254V182L251 181V182H250L251 184L255 183V180H256V179H253ZM37 181H38V180H37ZM61 181H62V180H61ZM69 181H71V180H69ZM80 181H81V180H80ZM111 181H113V179H111ZM115 181H118V180L115 179ZM121 181H122V182H120V183L123 184V180H121ZM169 181H171V179H170ZM169 181L166 180V182H167L166 184H167V185L170 184V183H168ZM183 181H184V182H183ZM196 181H197V180H196ZM199 181H200V180H199ZM0 182H1V179H0ZM16 182H17V181H16ZM26 182H27V180H26ZM33 182H34V181H33ZM49 182H51V181H49ZM52 182H54V181H52ZM52 182H51V183H52ZM91 182H92V181H91ZM106 182H108V181H106ZM113 182H114V181H113ZM113 182H112V183H113ZM127 182L129 183V180H128ZM127 182H124V183H126V185H128ZM136 182H138V181H136ZM136 182L133 183V184L136 185ZM146 182H147V180H146ZM152 182H153V181H152ZM172 182H173V181H172ZM3 183H4V182H3ZM3 183H2V184H3ZM18 183H19V182H18ZM28 183H29V182H28ZM74 183H75V185H76L77 182L75 181ZM84 183H85V182H84ZM93 183H94V182H93ZM108 183H109V182H108ZM112 183H111L112 188H113V187H115L114 189H117V187H118V189L121 188L120 185H119L120 183H118L119 186H117V187H116V186H113L116 182L113 183V184H112ZM159 183H157V184H158L157 187L160 188V187H161V186H160L161 184H159ZM191 183H192V182H191ZM191 183L189 182L187 186L190 187ZM195 183H196V182H195ZM230 183H232V182H230ZM238 183H240V182H238ZM39 184H40V183H39ZM59 184H60V182H59ZM70 184H73V183H70ZM80 184L83 185V184H82V181H81ZM106 184H107V183H106ZM130 184L132 185V182H131ZM149 184H151V183H149ZM152 184H153V183H152ZM157 184H156V185H157ZM172 184H173V183H172ZM174 184H175V183H174ZM189 184H190V185H189ZM218 184H219V183H218ZM235 184H236V181H235ZM246 184H247V183H246ZM256 184H257V183H256ZM256 184H254V185H256ZM16 185H17V184H16ZM27 185H28V184H27ZM35 185H37V183H36ZM42 185H43V184H41V187H42ZM44 185H45V184H44ZM50 185L54 186L53 183H52V184H49V186H50ZM56 185H57V184H56ZM56 185H55V187H53V188H56L57 186H59V185H57V186H56ZM60 185H62V184H60ZM65 185H66V184H65ZM78 185H79V183H78ZM91 185H93V184L91 183L89 186H91ZM115 185H116V184H115ZM123 185L125 186V184H123ZM141 185H142V182H140V186H141ZM143 185H144V184H143ZM156 185H154V186H156ZM164 185H165V184H164ZM196 185H197V184H196ZM229 185H231V184H229ZM5 186H6V185H5ZM21 186H22V185H21ZM46 186H47V185H46ZM52 186H51V188H52ZM84 186H85L86 190H85V188H84V190H83V187H82V188L80 187V190H79V189H77V190H79V192H80V191H82V192L87 191V192H88V191H89V190L87 189L88 186H86V185H84ZM98 186H100V185H98ZM111 186H109V187H111ZM128 186H130V185H128ZM150 186H151V185H150ZM152 186H153V185H152ZM162 186H163V185H162ZM183 186H185V185H182V188H183ZM187 186H185V187H187ZM191 186H192V185H191ZM199 186L201 187V185H199ZM205 186H206V185H205ZM244 186H247V185H244ZM248 186H249V185H248ZM2 187H3V186H2ZM14 187H15V186H14ZM25 187H26V185H25ZM107 187H108V186H107ZM133 187H134L133 189H135V186H134V185H133ZM136 187H137V189H138V186H136ZM143 187H144V186H143ZM194 187H195V185L192 186V188H194ZM222 187H223V186H222ZM234 187L237 189L236 186H234ZM240 187H241V189H239ZM240 187H238V190H240L239 192L242 191V186H240ZM252 187H253V189L256 188V187L254 188V186H252ZM38 188H39V187H38ZM38 188H37V189H38ZM72 188H73V187H72ZM72 188L70 187V189H69V187H68L69 190H72ZM91 188H92V187H91ZM102 188L104 189V187H102ZM122 188H123V187H122ZM122 188H121V189H122ZM126 188H127V186H126ZM148 188H149V185H148ZM172 188H173V190H171V191L174 192V190H175L174 186H172ZM187 188H188V187H187ZM196 188H198V185L196 186ZM248 188H249V187H248ZM46 189H47V188H46ZM56 189H57V188H56ZM56 189H55V191H57ZM58 189H60V187H59ZM73 189H74V188H73ZM89 189H90V188H89ZM121 189H120V191H121ZM124 189H125V188H124ZM144 189H147V188L144 187ZM161 189H164V188L161 187ZM166 189H167V188H166ZM166 189H165V190H166ZM168 189H169V187H168ZM168 189H167V190H168ZM226 189H230V188H226ZM231 189H232V188H231ZM253 189H251V190H253ZM1 190H2V189H1ZM4 190H5V189H4ZM34 190H36V188H35ZM44 190H45V189H44ZM47 190H48V189H47ZM49 190H51L50 187H49ZM60 190L63 191L64 189L61 188ZM65 190L68 191L66 188H65ZM65 190H64V191H65ZM96 190H97V189H96ZM105 190H106V189H105ZM108 190H109V189H108ZM122 190H123V189H122ZM128 190H130V189H128ZM128 190H127V191H128ZM138 190H139V189H138ZM157 190H158V191H156V192H159V189H157ZM183 190H184V188H183ZM190 190H192V189H190ZM243 190H244V189H243ZM249 190H250V188H249ZM259 190H260V189H259ZM5 191H6V190H5ZM32 191H33V189H32ZM32 191L29 190L28 192L31 193ZM58 191H59V190H58ZM94 191H95V190H94ZM98 191L100 192V189H99ZM98 191H97V194H98ZM146 191H148V190H146ZM146 191L143 190L144 193H145ZM175 191H176V190H175ZM180 191H182V190H180ZM228 191H231V190H228ZM228 191H227V192H228ZM246 191H248V190H246ZM246 191H245V192H246ZM2 192H3V190H2ZM14 192H15V191H14ZM72 192H73V191H71V193L69 192V194H72V196H74V194H73ZM79 192H77V193H79ZM87 192H85V193H87ZM115 192H116V191H115ZM117 192L119 193V191H117ZM133 192H134V191H132L131 194H132ZM138 192H139V191H138ZM141 192H142V191H141ZM149 192H150V190H149ZM160 192H161V191H160ZM160 192H159V194H160ZM176 192H177V191H176ZM176 192H175V194H176ZM184 192L186 193L185 190H184ZM184 192H181V193L184 194ZM190 192H191V191H190ZM190 192L187 190V195H188ZM239 192L236 191V192L234 193V191H233V195H236V194L239 193ZM253 192H254V191H252V192H250V193L253 194ZM255 192H256V191H255ZM11 193H13L12 190H11ZM74 193H75V192H74ZM77 193H75V194H77ZM85 193H84V194H85ZM118 193H117V194H118ZM120 193H121V195H122L123 192L121 191ZM135 193H136V195H140V194H137V192H135ZM146 193H147V198H148L149 193H148V192H146ZM151 193H153V192L151 191ZM162 193H163V191H162ZM181 193H179V194L181 195ZM192 193H193V192H192ZM261 193H263V192H261ZM6 194H7V193H6ZM24 194H26V193H23V195H24ZM34 194H36V193L34 192ZM37 194H38V192H37ZM39 194H40V193H39ZM43 194H44V193H43ZM43 194H42V195H43ZM56 194H60V193H56ZM84 194H83V195H84ZM89 194H91V192H90ZM106 194H107V193H106ZM117 194H115L114 198L116 197ZM123 194H126V193L124 192ZM127 194H128V193H127ZM141 194H142V193H141ZM157 194H158V193H157ZM159 194H158L157 196H156V194H153V195H151V196H152V198H153V196L155 195V196L158 197V199H159V198L162 197V196L160 197ZM172 194H173V193H172ZM179 194H178V195H179ZM214 194H216V192H215ZM19 195H20V194H19ZM19 195L15 196V197H18ZM51 195H52V194H51ZM51 195H50V196H51ZM80 195H81V197H80ZM80 195H79V197H78L77 200H78V203H81V202H82V204H83V202H84L83 199H84L85 196L82 197L83 195H82V194H80ZM85 195H88V193L85 194ZM98 195H99V194H98ZM134 195H135V194H134ZM144 195H145V194H144ZM144 195H143V196H144ZM164 195H165V191H164ZM170 195H171V192L169 193V195L167 194V197L165 196V198L168 199V196H170ZM178 195L176 194V197H177ZM187 195L184 194V196L179 197V199H178V197H177L178 200H175V199H174V200L176 201V203H178V205H179V203H180V205H183V204H181V203H182L181 198H185V197H187ZM190 195H192V194L190 193ZM204 195H205V194H203V196H204ZM8 196H9V194H8ZM8 196H7V197H8ZM21 196H22V195H21ZM25 196H26V195H25ZM27 196H28V195H27ZM54 196H56V195H54ZM61 196H62V195H61ZM61 196L57 195V197H61ZM70 196H71V195H70ZM72 196H71V197H72ZM77 196H78V194L74 196V199H76ZM95 196H96V195H95ZM106 196H107V195H106ZM122 196L125 197L124 195H122ZM224 196H225V194H224ZM227 196H228V195H227ZM230 196H232L231 192L229 193V198H231ZM244 196H245V195H244ZM0 197H1V196H0ZM15 197H14V199H15ZM47 197H48V196H47ZM89 197H90V195L88 196V198H89ZM92 197H94V195H93ZM92 197H91V198H92ZM103 197H104V195L101 196V198H103ZM111 197L113 198V196H111V195H110V197H108V198H111ZM132 197H133V196H132ZM139 197H140V196H139ZM173 197H174V194H173ZM189 197L192 198V196H188V198H185V199L188 200V199H190ZM222 197H223V196H222ZM232 197H234V196H232ZM235 197H236V196H235ZM235 197H234V198H235ZM250 197H251V200H253V199H252L253 197H252V196H250ZM256 197H257V196H256ZM259 197H260V196H259ZM1 198H2V197H1ZM33 198H34V196L32 197V199H33ZM40 198H41V197H40ZM88 198H87V201H89ZM99 198H100V197H99ZM140 198H141V197H140ZM147 198H146L145 200H147ZM149 198H150V195H149ZM162 198L164 199V196H163ZM174 198H175V197H174ZM220 198H221V197H220ZM220 198H219V199H220ZM226 198L228 199V197H226ZM226 198H224V200H225V201H228V200H226ZM25 199H26V198H25ZM36 199H37V198H36ZM42 199H43V198H42ZM42 199H41V200H42ZM79 199H81L82 201L79 202ZM96 199H98V198L96 197ZM105 199H107V198H105ZM137 199H138V197H137ZM150 199H151V198H150ZM150 199H149V200H150ZM153 199H155V198H153ZM193 199H194V200H195V199L197 200V198H193ZM202 199H204V197H203ZM206 199H207V198H206ZM212 199H213V198H212ZM231 199H232V198H231ZM3 200H4V198H3ZM17 200L19 201L20 198H19V199H16V201H17ZM28 200H29V199H28ZM55 200H57L56 197H55ZM58 200H60V198H59ZM69 200H70V199H69ZM69 200H68L67 202H69ZM77 200H74V201H77ZM92 200H93V198H92ZM103 200H104V199H102V201H103ZM113 200H114V199H113ZM124 200H125V199H124ZM126 200H127V199H126ZM129 200H131V199H129ZM138 200H139V199H138ZM149 200H148V201H149ZM164 200H165V199H164ZM169 200H172V201H171L172 203H173V201H174L172 198H170ZM209 200H211V199H209ZM35 201H36V200H35ZM44 201H45V200H44ZM44 201H43V202H44ZM46 201H47V200H46ZM87 201H86V202H87ZM94 201H95V200H94ZM132 201H133V200H132ZM167 201H168V200H167ZM177 201H178V202H177ZM188 201H189V200H188ZM188 201H187V202L184 201V202H185V203H184L185 206L187 205L186 203H188ZM192 201H193V200L190 199L189 202H192ZM198 201H199V200H198ZM214 201H215V200H214ZM222 201H223V200H222ZM246 201H247V200H246ZM253 201H254V200H253ZM257 201H258V200H256V202H257ZM261 201H262V199H261ZM2 202H3V201H2ZM6 202H7V201H6ZM8 202H9V201H8ZM31 202H32V200H31ZM31 202H30V203H31ZM41 202H42V201H41ZM56 202H57V201H55V204H57ZM86 202H85V203H86ZM99 202H100V201H99ZM103 202H105V201H103ZM103 202H100V203H101L100 205H102ZM106 202H107V200H106ZM108 202H109V201H108ZM127 202H128V201H127ZM137 202H138V201H137ZM195 202H196V201H195ZM195 202H194V203H195ZM212 202H213V201H212ZM27 203H29V202H27ZM33 203H34V202H33ZM76 203H77V202H76ZM85 203H84V204H85ZM109 203H110V202H109ZM109 203H107V204H109ZM129 203H131V202H129ZM144 203H145V202H144ZM146 203H147V202H146ZM168 203H170V202H168ZM176 203L174 202V204H175L174 206H176ZM197 203H198V202H197ZM206 203H207V202H206ZM223 203H224V202H223ZM240 203H243V202H240ZM257 203H258V202H257ZM263 203H264V202H263ZM0 204H1V203H0ZM3 204H4V202H3ZM10 204H11V203H10ZM17 204H19V203H17ZM31 204H32V203H31ZM34 204H35V207L38 206V205L36 206V203H34ZM37 204H39L38 201H37ZM41 204H42V203H41ZM41 204H40V205H41ZM69 204H70V202H69ZM74 204H75V203H74ZM88 204H89V203H88ZM88 204H87V205H88ZM95 204H96V203H95ZM107 204H104V206L107 205ZM110 204H112V202H111ZM117 204H118V203H116V205H117ZM142 204H143V203H141V205H142ZM212 204H213V203H212ZM250 204L252 205V203H249V204L247 205V209L249 208L248 206H249ZM260 204H262V203H260ZM4 205H5V204H4ZM15 205H16V203H15ZM76 205H77V204H76ZM79 205H80V204H79ZM87 205L85 204V206H84L83 208L87 207ZM113 205H114V202H113ZM113 205H112L111 209L113 208ZM120 205H122V203L119 204V206H120ZM167 205H168V204H167ZM178 205H177V206H178ZM180 205H179V206H180ZM200 205H201V204H200ZM6 206H7V205H6ZM8 206H9V205H8ZM19 206H20V204H19ZM28 206H29V204H28ZM32 206L34 207L33 204H32ZM51 206H52V205H51ZM51 206H50V207H51ZM59 206H60V205H59ZM65 206H66V205H65ZM77 206H78V205H77ZM77 206H75V207L77 208ZM89 206H91V204H90ZM96 206H97V205H96ZM104 206H103V207H104ZM108 206H111V205H108ZM122 206H123V205H122ZM124 206H126V205H124ZM124 206H123V208H124ZM128 206H129V205H128ZM187 206H188V205H187ZM187 206H186V208H187L186 210H188V207H187ZM190 206H191V204L189 205V207H190ZM217 206H220V204L218 203ZM217 206L215 205V208H213V209H215V210L217 209V211H219V210H218L219 207L216 208ZM227 206H229V205H227ZM227 206H226V207H227ZM253 206L255 207L254 209H256V205L254 204ZM258 206H259V204H258ZM261 206H263V205H261ZM3 207H4V206H3ZM33 207H30V206H29V210H30V208H32V210H34ZM57 207H58V206H57ZM71 207H73V206H71ZM79 207H81V209H83L81 205H80ZM92 207H93V206H92ZM105 207H106V206H105ZM139 207H140V205H139L137 208H139ZM142 207H143V206H141L140 208H142ZM162 207H164V206H162ZM165 207H166V209H167L168 207H170V205H168V207H167V206H165ZM172 207H173V205H172ZM180 207H181V206H180ZM182 207H184V206H182ZM198 207H199V206H198ZM220 207H221V206H220ZM231 207H233V205H232ZM235 207H237V206L235 205ZM239 207H240V206H239ZM0 208H1V205H0ZM10 208H11V207H10ZM14 208H15V207H14ZM25 208H26V207H25ZM66 208H67V206H66ZM76 208H75V210H76ZM87 208L89 209L90 212H92V213L95 214V210H94V212H93L92 209H90L89 207H87ZM95 208H96V207H95ZM116 208H119V209L121 210V207H116ZM116 208H115V211H118V210H116ZM144 208H145V207H144ZM178 208H179V207H177V209H178ZM184 208H185V207H184ZM192 208H193V207H192ZM202 208H203V207H202ZM202 208H201V209H202ZM223 208H224V206H223ZM228 208H229V207H228ZM12 209H13V208H12ZM12 209H11V210H12ZM56 209H58V208H56ZM56 209H55V210H56ZM68 209H70L71 212L74 211V210H73L74 208H73V209L68 208ZM78 209H79V208H78ZM88 209H87V211H88ZM103 209H104V208H103ZM103 209H102V210H103ZM105 209H106V208H105ZM126 209H127V207H126ZM126 209H124V210H126ZM129 209H130V211H131V208H129ZM135 209H136V208H135ZM162 209H163V208H161V210H162ZM170 209H171V208H170ZM170 209H169V210H170ZM189 209H190V208H189ZM236 209H237V208H236ZM236 209H235V210H236ZM5 210H7V209H5ZM23 210H24V209H23ZM40 210H41V207H40ZM48 210H52V209L50 208V209H48ZM58 210H59V209H58ZM64 210H67V209H64ZM64 210H63V211H64ZM70 210H69V213H70ZM83 210H84V209H83ZM133 210H134V209H133ZM139 210H141L140 214L142 213V216H143V212H142L143 210H142V209H139ZM153 210H155V209H153ZM163 210H164V209H163ZM169 210H168V212H169ZM173 210H174V209H173ZM192 210L195 211L194 208H193ZM192 210L190 209V210H188V211H190V213H191ZM211 210H212V209H211ZM215 210H214V211H215ZM232 210H233V209H232ZM243 210H244V209H243ZM20 211H21V210H20ZM35 211H36V210H35ZM35 211H34V212H35ZM38 211H39V210H38ZM42 211H43V210H42ZM42 211H41V212H42ZM61 211H62V210H61ZM63 211H62V212H63ZM98 211H99V210H98ZM127 211H128V214H129L130 211H129V210H127ZM165 211H166V210H165ZM175 211H176V212H175ZM175 211H174V212H175L176 214L181 213V212H178L177 210H175ZM209 211H210V210H209ZM225 211H226V210H225ZM261 211H262V209H261ZM15 212H16V211H15ZM26 212H28V211H26ZM52 212H53V211H52ZM55 212H57V211H55ZM59 212H60V211H59ZM62 212L59 213V214H60V216L58 215L59 217H61ZM90 212H89V214H92V213H90ZM106 212H107V214H108V211H106ZM131 212H132V211H131ZM138 212H139V211H138ZM138 212H135V213H138ZM153 212H154V211H153ZM160 212H161V211H160ZM160 212H158V214H160ZM168 212H167V213H168ZM171 212H172V211L169 212L170 215H173V216H174L175 214H171ZM177 212H178V213H177ZM186 212H187V211H186ZM227 212H228V217H229V216H230V211H227ZM237 212H238V210H237ZM263 212H264V211H263ZM6 213H7V212H6ZM6 213L4 212L5 216L7 217L8 215H6ZM18 213H19V212H18ZM50 213H51V211H50ZM65 213H66V212H64V214H63L62 216H64V215L67 216V214H65ZM67 213H68V212H67ZM79 213H85V210H84V212L81 211V212H79ZM96 213H97V212H96ZM101 213H102V211H101V212L99 211V214H101ZM109 213H110V211H109ZM118 213H120V212H118ZM145 213H146V212H145ZM167 213L164 212V216H165V214H167ZM169 213H168V214H169ZM172 213H173V212H172ZM187 213H188V212H187ZM187 213H186V214H187ZM215 213H216V211H215ZM220 213H221V212H220ZM224 213H225V212H224ZM224 213H221V214L225 215ZM235 213H236V212H235ZM238 213H239V212H238ZM241 213H242V211H241ZM241 213H240V214H241ZM248 213H249V212H248ZM8 214H9V212H8ZM23 214H24V213H23ZM37 214H39V213H37ZM57 214H58V213H57ZM105 214H106V213L103 212V215H105ZM112 214H113V213H112ZM128 214H126V211H125L124 216H125V215L128 216ZM154 214H156V213L154 212V213L152 214V216H153ZM195 214H196V212H195ZM197 214H198V213H197ZM212 214H213V212H212ZM242 214H243V213H242ZM242 214H241V215H242ZM251 214H252V213H251ZM259 214H260V213H259ZM50 215H51V214H50ZM109 215H110V214H109ZM119 215H121V214H119ZM130 215H131V213H130ZM137 215H139V214H137ZM160 215H161V217H162V213H161ZM187 215H188V214H187ZM226 215H227V214H226ZM237 215H238V214H237ZM244 215H245V216H244ZM244 215H243V217H244V219H246V214H244ZM68 216H69V215H68ZM73 216L75 217L76 215H73ZM73 216H72V217H73ZM78 216H79V215H78ZM78 216H77V217H78ZM80 216H82V215H80ZM97 216H98V215H97ZM97 216H96L95 218L98 220L99 216H98V218H97ZM152 216H151V217H152ZM155 216H156V215H155ZM157 216H158V218L160 217L159 215H157ZM166 216H167V215H166ZM178 216H179V215H178ZM212 216H214V215H212ZM212 216H211V217H212ZM216 216H218V215L216 214ZM252 216H254V215H252ZM263 216H264V214H263ZM21 217H22V216H21ZM24 217H26V216H24ZM30 217L32 218V214L30 215ZM36 217H38V216H36ZM45 217H46V215H45ZM72 217H70V218L72 219ZM83 217H84V216H83ZM100 217H101V216H100ZM103 217H104V216H103ZM103 217H102V219H103ZM108 217H110V216H108ZM108 217H107V219H109ZM118 217H120V216H118ZM138 217H140V215H139ZM146 217H148V216L146 215ZM146 217H144V218L146 219ZM151 217L149 218L150 220L154 218V217H153V218H151ZM168 217H169V215H168ZM168 217H167V218H168ZM170 217H171V218H170ZM170 217H169V219H172V218H173L172 216H170ZM175 217H177V215H176ZM220 217H221V215H220ZM224 217H225V216H224ZM224 217H223V218H224ZM233 217H234V216H233ZM34 218H35V217H34ZM52 218H53V217H52ZM52 218H51V219H52ZM63 218H64V217H63ZM66 218H67V217H66ZM110 218H111V217H110ZM113 218H114V217H113ZM128 218L131 219V216H130V217H127L126 219H128ZM135 218H136V217H135ZM140 218H141V217H140ZM140 218L137 219V220H138L137 223H139V224H141V223L143 222V220H142V221H139ZM142 218H143V217H142ZM142 218H141V219H142ZM156 218H157V217H156ZM167 218L165 217L164 219L167 220ZM208 218H209V216H208ZM223 218H221V219H223ZM231 218H232V216H231ZM252 218H254V217H252ZM252 218H251V219H252ZM2 219H4V218H2ZM10 219H11V217H10ZM12 219H14V218H13V214H12ZM18 219H20V218H17V220H18ZM28 219H29V218H28ZM42 219H43L42 221H44V218H42ZM48 219H50V217L48 218V216H47V220H48ZM61 219H62V218H61ZM75 219H76V218H75ZM77 219H78V218H77ZM89 219H90V218H89ZM89 219H88V221H89ZM116 219H118V218H116ZM194 219H195V218H194ZM205 219H206V218H205ZM218 219H220V218L218 217ZM221 219H220V220H221ZM251 219H250V220H251ZM256 219H257V218H256ZM25 220H26V218H25ZM25 220H24V221H25ZM45 220H46V219H45ZM54 220L56 221V219H54ZM54 220H53V221H54ZM103 220H104V219H103ZM134 220H135V219H134ZM134 220L132 219L131 221L133 222ZM147 220H148V219H147ZM147 220L144 221L143 223L146 222V224H147V225L149 226V228H150V225H149V223H147V222H148ZM174 220H175V219H174ZM208 220H210V219H208ZM229 220H230V219H229ZM234 220H235V218H234ZM250 220H249V221H250ZM254 220H255V218H254ZM257 220H259V218H258ZM262 220H264V219L262 218ZM262 220H260V223H261V224H264ZM2 221H3V220H2ZM2 221H0V222L2 223ZM6 221H7V220H6ZM24 221H23V222H24ZM35 221H36V220H35ZM49 221H50V220H49ZM49 221H47V222L49 223ZM55 221H54V222H55ZM58 221H59V220H58ZM86 221H87V220H86ZM90 221H91V220H90ZM93 221H94V220H93ZM105 221H106V220H105ZM109 221H112V218H111V220L109 219ZM115 221H118V220H115ZM120 221H121V220H120ZM124 221H125V219H124ZM131 221H130V223H128V224H129V227L132 226V225L130 226V224H132ZM151 221H152V220H151ZM167 221H169V220H167ZM198 221H199V220H198ZM201 221H202V220H201ZM235 221H237V219H236ZM261 221H262V222H261ZM14 222H15V221H14ZM14 222H13V224H14ZM39 222H40V221H39ZM44 222L47 223L46 221H44ZM72 222H74V220H72ZM91 222H92V221H91ZM112 222H114V220H113ZM125 222H126V221H125ZM171 222H172V220H171ZM188 222H189V221H188ZM195 222H196V221H195ZM195 222H194V223H195ZM206 222H207V220H206ZM209 222H210V221H209ZM212 222H213V220H212ZM212 222H210V225H211V226L209 225L208 230L210 229V227H213L212 224H211ZM217 222H218V221H217ZM219 222H222V220L219 221ZM223 222H224V220H223ZM223 222H222V223H223ZM233 222H234V221H232V223H233ZM251 222H252V224L254 223V221H252V220L250 221V223H251ZM255 222H256V221H255ZM27 223H28V222H27ZM29 223H30V222H29ZM33 223H34V222H33ZM33 223H32V225H33ZM45 223H44V224H45ZM55 223H56V222H55ZM84 223H85V222H84ZM92 223H93V222H92ZM94 223H95V224H94ZM94 223H93V226L96 225V222H95V221H94ZM110 223H111V222H110ZM116 223H118V222H116ZM119 223H121V222H119ZM122 223H123V222H122ZM133 223H134V222H133ZM143 223H142V224H143ZM165 223H166V222H165ZM169 223H170V222H168V224H169ZM189 223H190V222H189ZM191 223H192V222H191ZM214 223H215V222H214ZM241 223H242V222H240L239 225L243 226L244 224H243V223L241 224ZM246 223H247V221H246ZM257 223H259V222L257 221ZM35 224H36V223H35ZM49 224H50V223H49ZM60 224H61V223H60ZM82 224H83V223H82ZM82 224H80V226H81ZM100 224H101V223H100ZM107 224H109V222H108ZM114 224H115V223H113V225H114ZM125 224H126V223H124V225H125ZM171 224H172V223H171ZM186 224H187V222H186ZM192 224H193V223H192ZM200 224H202V222H201ZM219 224H220V223H216V226H218ZM247 224H248V223H247ZM252 224H251V225H252ZM16 225L18 226L17 223H16ZM32 225H31V226H32ZM40 225H42V224H40ZM75 225H76V224H75ZM97 225H98V224H97ZM113 225H111V226H113ZM117 225H118V224H117ZM120 225H121V224H120ZM120 225H119V226H120ZM122 225H123V224H122ZM135 225H136V224H135ZM143 225H145V224H143ZM162 225H163V224H162ZM162 225H161V227H162ZM188 225H189V224H188ZM188 225H187V226H188ZM194 225H195V224H194ZM223 225H224V224H223ZM230 225H231V223H230ZM235 225H237V224L234 223L233 226H235ZM239 225H238V226H239ZM251 225H250V226H251ZM5 226H6V225H5ZM11 226H12V224H11ZM33 226H35V225H33ZM43 226H45V225H43ZM73 226H74V225H73ZM85 226H87V225H85ZM102 226H104V225H102ZM107 226H108V225H107ZM111 226H110V224H109L108 227H111ZM133 226H134V225H133ZM133 226H132V228H133V229L135 228L134 231H136V229H137L136 226H135V227H133ZM137 226H138V224H137ZM198 226H199V224H198ZM207 226H208V225H207ZM238 226H237V227H238ZM246 226H247V225H246ZM252 226H253V225H252ZM256 226H257V224H256ZM14 227H15V225H14ZM14 227H13V228H14ZM18 227H19V226H18ZM18 227H17V228H18ZM22 227H23V226H22ZM27 227H28V226H27ZM35 227H38V226H35ZM41 227H42V226H41ZM75 227H76V226H74V228H75ZM77 227H79V226H77ZM81 227H83V226H81ZM81 227H79V228L81 229ZM88 227H89V226H88ZM96 227H98V226H95V228H96ZM113 227H114V226H113ZM143 227H144V226H143ZM158 227H160V226H158ZM163 227H164V226H163ZM163 227H162V228H163ZM168 227H169V226H168ZM188 227H189V226H188ZM204 227H205V226H204ZM226 227H227V226H226ZM228 227H229V226H228ZM243 227H244V229H246L245 226H243ZM253 227H254V226H253ZM3 228H4V226H3ZM6 228L9 229L7 226H6ZM13 228H12V229H13ZM19 228H20V227H19ZM23 228H26V227H23ZM43 228H44V227H42V229H43ZM70 228H71V227H70ZM86 228H87V227H86ZM98 228L100 229V228H103V227L100 226V227H98ZM111 228H112V227H111ZM123 228H124V229H123ZM123 228H122V229H123V231L125 232V229H127V228H125V226H123ZM140 228H141V227H140ZM140 228L138 227L139 230L136 231V232H139V233H138L139 235H140L141 232L143 233V230L141 231ZM152 228H153V227H152ZM164 228H165V227H164ZM197 228H198V227H197ZM233 228H234V227H230V229H232V231H234L236 227L234 228V230H233ZM238 228H240V226H239ZM238 228H236V229H238ZM241 228H242V227H241ZM241 228H240V229H241ZM255 228H256V227H255ZM255 228H254V229H255ZM257 228H258V227H257ZM260 228H262V226H261ZM37 229H38V228H37ZM37 229H36V230H37ZM40 229H41V228H40ZM71 229H72V228H71ZM99 229H98V230H99ZM104 229H105V228H104ZM133 229L130 230V232L133 231ZM144 229H145V232H147V231L149 230L148 227H147L148 230L146 229V227H145ZM199 229H200V228H199ZM206 229H207V228H206ZM212 229H213V228H212ZM230 229H229V230H230ZM244 229H243V230H244ZM258 229H259V228H258ZM5 230H6V229H5ZM22 230H25V229H21V231H22ZM31 230H32V229H31ZM38 230H39V229H38ZM61 230H62V229H61ZM76 230H78V228H77ZM112 230H114V229H111V231H110V230H109V231L112 232ZM120 230H121V229H119V231H120ZM155 230H156V229H155ZM159 230H160V228H159ZM167 230H168V229H167ZM190 230L192 231V229H190ZM190 230H189V231H190ZM243 230H241V231L243 232ZM259 230H260V229H259ZM261 230H263V229H261ZM0 231H1V227H0ZM21 231H20V232H21ZM33 231H34V229H33ZM41 231H42V230H41ZM84 231H89V230L87 229V230H84ZM104 231H105V230H103V232H104ZM134 231H133V232H134ZM151 231H153V229H152ZM179 231H180V230H179ZM205 231H206V230H204V232H205ZM219 231H220V230H219ZM232 231H231V232L229 231L230 234L232 233ZM235 231H236V230H235ZM235 231H234L233 234H235ZM244 231H245V230H244ZM4 232H5V231H4ZM7 232H8V231H6V233H7ZM12 232H13V231H12ZM14 232H15V231H14ZM24 232H25V231H24ZM27 232L29 233V231H27ZM35 232H36V231H35ZM35 232H33V233H35ZM96 232H98V231H96ZM99 232H100V231H99ZM99 232H98V233H99ZM105 232H106V231H105ZM115 232H116V231H115ZM115 232L112 233V234L114 235ZM117 232H118V231H117ZM117 232H116V233H117ZM133 232H132V235L136 236V235H135L136 233L134 234ZM183 232H184V231H183ZM183 232H182V233H183ZM214 232H215V231H214ZM217 232H218V231H217ZM227 232H228V231H227ZM21 233H23V231H22ZM25 233H26V232H25ZM36 233H37V232H36ZM36 233H35V234H36ZM92 233H93V232H92ZM94 233H95V232H94ZM98 233H97L96 235L99 236ZM122 233H123V232H122ZM142 233H141V235H142ZM147 233H151V234H152V232H150V231L147 232ZM172 233H173V232H172ZM176 233H179V232H176ZM176 233H175V234H176ZM186 233H187V231H186ZM202 233H203V232H201V234H202ZM2 234H3V233H2ZM15 234H18V229H17V233H15ZM15 234H12V235H15ZM19 234H20V233H19ZM26 234H27V233H26ZM30 234H32V232H31ZM56 234H57V233H56ZM85 234H86V233H85ZM88 234H90V233L88 232ZM106 234H107V233H106ZM168 234H169V233H168ZM179 234H180V233H179ZM201 234L199 235L198 238H200V236L205 237L204 235H201ZM215 234H216V233H215ZM218 234H219V233H218ZM240 234H241V233H240ZM73 235H75V234H73ZM73 235H72V236H73ZM115 235H116V234H115ZM117 235H120V234L118 233ZM129 235H130V234H129ZM141 235H140V236H141ZM166 235H167V234H166ZM169 235H170V234H169ZM172 235H173V234H172ZM184 235H186V234H183V237H184ZM223 235H225V233H224ZM245 235H248V233H247V234L245 233ZM245 235L243 234L242 236L244 237ZM3 236H4V235H3ZM29 236H30V235H29ZM58 236H59V235H58ZM70 236H71V234H70ZM72 236H71V237H72ZM98 236H97V238H98ZM108 236H109V235H108ZM134 236H133V237H134ZM147 236H148V235H147ZM206 236H209L210 239H216V237H215V238H214V237L211 238V237H210L211 235H209V234H207ZM216 236H217V235H216ZM226 236H228V233H226L225 237H226ZM32 237H33V236H32ZM37 237H38V236H36V238H37ZM40 237H41V236H40ZM63 237H64V236H63ZM73 237H74V236H73ZM92 237H94L95 239H97V238L95 237V235H94V236L92 235ZM109 237H110V239L112 238L111 240H113V237H114V236H109ZM118 237L120 238V236H118ZM136 237H137V238H136L135 242L138 241V240H137V239H138V236H136ZM167 237H168V236H167ZM175 237H176V236H175ZM177 237H178V234H177ZM181 237H182V234H181ZM185 237H186V236H185ZM223 237H224V236H223ZM239 237H240V235H239ZM239 237H238V238H239ZM26 238L28 239V236H27ZM38 238H39V237H38ZM54 238H55V237H54ZM58 238H60V237H58ZM58 238H56L55 240H57ZM89 238L94 240V238H91L90 235H89ZM106 238H107V236H106V237H103V239H106ZM119 238H118V239H119ZM163 238H164V237H163ZM220 238H222V236H221ZM227 238H228V237H227ZM230 238H232L231 235H230ZM40 239H42V238H40ZM61 239H62V238H61ZM90 239H86V240H88V242L91 243L93 240H90ZM103 239L101 240V238H99L100 241H103V245H104V240H103ZM115 239H116V241H118L116 237H115ZM157 239H158V238H157ZM160 239H161V238H160ZM164 239H166V236H165ZM168 239L171 240L170 238H167V241H168ZM173 239H174V238H173ZM195 239H197V238H195ZM210 239H209V241H210ZM233 239H234V237H233ZM246 239H247V238H246ZM53 240H54V239H53ZM55 240H54V241H55ZM86 240L84 239V241H86ZM89 240H90V241H89ZM139 240H140V237H139ZM145 240H146V239H145ZM151 240H152V239H151ZM181 240H184V239L182 238ZM181 240H180V241H181ZM200 240H202V239H200ZM200 240H199V241H200ZM220 240H221V239H220ZM223 240H224V238H223ZM226 240H227V239H226ZM230 240H231V239H230ZM243 240H244V238H243ZM1 241H2V240H1ZM54 241H53V244L56 243V242H54ZM57 241H58V240H57ZM60 241H61V240H60ZM82 241H83V239H82ZM95 241H98V239L95 240ZM146 241H149V240H146ZM174 241H175V239H174ZM174 241H173V242L170 241V242L174 243ZM180 241H179V242H180ZM199 241H197L196 245H199L200 248H201V247H203V246H201V245H203V244H201V242H199ZM204 241H205V240H204ZM212 241H213V240H212ZM212 241H210V242H211V246H212ZM228 241H229V239L227 240V242H228ZM31 242H33V241H30V244H31ZM42 242H43V241H42ZM88 242H87V243H88ZM106 242H108V238H107ZM106 242H105V243H106ZM119 242H121V241H119ZM122 242H123V241H122ZM149 242H150V241H149ZM168 242H169V241H168ZM168 242H166V243L169 245ZM186 242H187V241H186ZM206 242H208V239L206 240ZM206 242H204V243H206ZM210 242H209V244H210ZM222 242H224V241H222ZM227 242L224 243V244L226 245ZM232 242H233V241H232ZM23 243H24V241H23ZM61 243H62V242H61ZM65 243H66V241H65ZM109 243H110V241H109ZM116 243H118V242H116ZM138 243H140V242L138 241ZM143 243H144V242H143ZM160 243H163V242H160ZM177 243H178V242H177ZM180 243H181V242H180ZM198 243H199V244H198ZM214 243H216L215 240H214ZM218 243H219V240H218ZM242 243H243V241H242ZM254 243H255V242H254ZM0 244H2V242H1ZM40 244H41V243H40ZM48 244H49V243H48ZM56 244H57V243H56ZM98 244H99V242H98ZM100 244H101V242H100ZM100 244H99V245H100ZM106 244H107V243H106ZM111 244H112V243H111ZM136 244H137V243H136ZM150 244H151V246H152V243H150ZM154 244H155V243H154ZM167 244H166V245H167ZM175 244H176V243H175ZM216 244H217V243H216ZM220 244H221V242H220ZM239 244H240V243H239ZM243 244H244V243H243ZM28 245H29V242H28ZM32 245H33V244H32ZM35 245H37V244H35ZM38 245H39V244H38ZM69 245H70V244L67 245V243H66V245H65L66 247H64V248H65V249H68V248L71 249V247H72L74 244H73L71 247H68ZM83 245H84V244H83ZM85 245H86V244H85ZM87 245L89 246V245H91V244H87ZM93 245H94V244H93ZM96 245H97V244H96ZM108 245H109V244H107V246H108ZM148 245H149V244H148ZM163 245H165V243H164ZM166 245H165V246H166ZM168 245H167V247L169 248ZM176 245H177V249H178V245H179V248L182 249V247H180V244H176ZM176 245H175V246H176ZM183 245L186 246V244H183ZM236 245H237V244H236ZM254 245H255V244H252V246H254ZM33 246H34V245H33ZM51 246H52V245H51ZM59 246H61V244L59 245V243H58V246H57L58 248H57V247H56V248L59 249ZM63 246H64V245H63ZM74 246H75V245H74ZM74 246H73V247H74ZM88 246H87V249L89 248ZM104 246H105V245H104ZM109 246H110V245H109ZM111 246H112V245H111ZM129 246H130V245H129ZM171 246H173V245H171ZM181 246H182V245H181ZM185 246H183V249H184ZM187 246L189 247V245H187ZM219 246H221V245H219ZM219 246H218V244H217V247H219ZM5 247H6V246H4V248H5ZM25 247H26V246H25ZM25 247L23 246V248H25ZM27 247H28V246H27ZM31 247H32V246H31ZM44 247H45V246H44ZM67 247H68V248H67ZM73 247H72V248H73ZM84 247H86V246H84ZM97 247H99V246L97 245ZM100 247H102V246L100 245ZM114 247H115V248H114ZM114 247L112 246L113 249H116V247H118V246L114 245ZM133 247H136V246H133ZM143 247H144V246H143ZM143 247H142V250L145 248V252H144V254H145V253H149V252L147 251V249H149L150 247H147V246H145L144 248H143ZM146 247H147V249H146ZM173 247H174V246H173ZM207 247H208V246H207ZM221 247H222V246H221ZM225 247H226V246H225ZM239 247H240V246H239ZM242 247H244V245H243ZM242 247H241V249H242ZM4 248H3V249H4ZM8 248H9V247H8ZM8 248H7V249H8ZM10 248H11V247H10ZM12 248H13V247H12ZM16 248H17V247H16ZM29 248H30V245H29ZM32 248H33V247H32ZM47 248H48V247H47ZM60 248H62V246H61ZM92 248H93V247H92ZM94 248H95V247H94ZM103 248H106V247H103ZM108 248H109V247H108ZM112 248H111V249H112ZM130 248H131V252H132L134 249H133L132 247H130ZM152 248H154V246H152L151 249H152ZM186 248H187V247H186ZM208 248H209V247H208ZM0 249H1V248H0ZM3 249H2V250H3ZM26 249H28V248H26ZM26 249H24V250H26ZM37 249H39V248H36V250H37ZM43 249H44V248H43ZM43 249L41 248V250H43ZM57 249H56V250H57ZM69 249H68V250H69ZM96 249H97V250L99 249L98 251H101V248H96ZM111 249L108 250V249L106 248V249H104V250H107V251L110 252ZM138 249H140V248H138ZM138 249H137L136 251H139V254H143V253H141L142 250H141V252H140V250H138ZM169 249H170V248H169ZM187 249H188V248H187ZM198 249H199V248H198ZM2 250H1V252H2ZM10 250H11V249H10ZM48 250H50V249H48ZM51 250H52V248H51ZM51 250H50V251H51ZM90 250H91V249H90ZM166 250H167V252H168V249H165V251H166ZM195 250H196V249H195ZM199 250H201V249H199ZM215 250H216V249H215ZM5 251H6V250H4L3 252H5ZM8 251H9V250H8ZM21 251L23 252L22 249H21ZM26 251H27V250H26ZM33 251H35V250L33 249ZM38 251H40V250H37V251H35V252H33V253H36V252H38ZM46 251H47V249H46ZM57 251H58V250H57ZM60 251H61V250H60ZM60 251H59V252H60ZM64 251H65V250H64ZM76 251H77V250H76ZM94 251H95V250H94ZM146 251H147V252H146ZM156 251H158V250H156ZM182 251H183V250H182ZM3 252H2V254H3ZM15 252H16V251H15ZM15 252H14V254H15ZM22 252H21V253H22ZM29 252H31L30 254H32V251H30V249H29ZM48 252H49V251H48ZM51 252H52V254H51V253H49V254L54 255L53 252H55V249H54L53 251H51ZM77 252H78V251H77ZM88 252H89V251H88ZM91 252H92V250H91ZM131 252H130V253H131ZM150 252H151V251H150ZM175 252H176V251H175ZM175 252H174V249H173V251H172V254L174 253V254H173V257H174V255H175ZM25 253L27 254V252H25ZM25 253H23V254H25ZM40 253H41V252H40ZM40 253H38V254H40ZM45 253H46V252H45ZM92 253H93V252H92ZM92 253H91V254H92ZM98 253H99V252H98ZM104 253H105V252H104ZM106 253H107V252H106ZM130 253H129V254H130ZM136 253H137V252H136ZM136 253H135V254H136ZM159 253H161V252H159ZM183 253H184V252H183ZM186 253H187V252H186ZM229 253H230V252H229ZM2 254H1V255H2ZM16 254L18 255V254H20V253L17 251ZM23 254H22V255H23ZM41 254H42V253H41ZM46 254H47V253H46ZM76 254H77V253H76ZM93 254H95V253H93ZM102 254H103V251H102ZM133 254H134V253H133ZM133 254H131V255L134 256ZM144 254H143V256H146V255H147V254H146V255H144ZM155 254H156V253H155ZM172 254H170V253L168 252V256H167L168 259L170 258V256H171ZM10 255H11V254H10ZM12 255H13V254H12ZM12 255L10 256L9 259H11V257H13ZM22 255H21V256H22ZM33 255H34V254H33ZM33 255H32V256H33ZM43 255H44V254H43ZM106 255H107V254H105V256H106ZM108 255H109V254H108ZM137 255H138V253H137ZM156 255H157V254H156ZM156 255H152V257H153V256H156ZM162 255H163V254H162ZM164 255H165V258H166V255H167V254L164 253ZM186 255H188V254H186ZM18 256H19V255H18ZM23 256H25V255H23ZM29 256H31V255H29ZM29 256H28V257H29ZM37 256H38V259H41V258H39L40 255H37ZM46 256H48V255H46ZM56 256H57V253H56ZM99 256H100V255H99ZM138 256H139V257H138ZM138 256H137L138 258H136V255H135L134 257H135L136 259L139 260V258H141L140 256H142V255H138ZM143 256H142V257H143ZM181 256H182V262H184V261L186 260V258H187L189 255H188V256H185V255L183 254V255H181ZM184 256H185L186 258H185V260L183 261V257H184ZM7 257H8V256H7ZM26 257H27V256H25V258H26ZM40 257H42V255H41ZM44 257H45V255H44ZM51 257H52V256H51ZM79 257H80V256H79ZM79 257H78V258H79ZM108 257H109V256H108ZM129 257H131V256L129 255ZM150 257H151V256H150ZM158 257H159V254H158ZM171 257H172V256H171ZM25 258H24V259H25ZM32 258H35V259H36V256H35V257H32ZM53 258L55 259V256H53ZM58 258H59V257H58ZM65 258H66V257H65ZM83 258H86V257H83ZM98 258H100V257H98ZM101 258H103V256H102ZM101 258H100V259H101ZM131 258L133 259V257H131ZM135 258H134V259H135ZM144 258H145V259H143V260L146 261V257H144ZM154 258H155V257H153V259H152L153 262H154ZM176 258H177V257H176ZM16 259H17V258H16ZM20 259H21V258H20ZM27 259H28V258H27ZM27 259H25V260L28 261L30 258H29L28 260H27ZM42 259H44V258H42ZM63 259H64V258H63ZM103 259H104V258H103ZM136 259H135V261H136ZM159 259H160V257H159ZM171 259L173 260L174 258H171ZM171 259H169V260H171ZM210 259H211V258H210ZM12 260H13V258H12ZM12 260H10V261H12ZM22 260H23V259H21V264H22V263L25 264L26 262H22ZM30 260H31V259H30ZM32 260H33V259H32ZM44 260H45V259H44ZM79 260H80V259H79ZM84 260L87 261V259H84ZM116 260H117V259H116ZM116 260H111V261L115 262ZM123 260H124V259H123ZM128 260H129V261H132V260L129 259V258H128ZM138 260H137V261H138ZM143 260H142V261L140 260V261H138V262H140V263L145 262V261H143ZM155 260H156L157 263H158L157 257L155 258ZM161 260H163V259H160L159 261H161ZM164 260H165V259H164ZM169 260H168V261H169ZM1 261H3V260H1ZM14 261L16 262L15 259H14ZM34 261H35V260H34ZM36 261H37V260H36ZM46 261H48V260H46ZM80 261H81V260H80ZM86 261H85V262H86ZM120 261H121V259H120ZM148 261H149V260H148ZM156 261L154 262V264H157ZM165 261L167 262V260H165ZM173 261H174V260H173ZM186 261H187V260H186ZM189 261H191V257H190V260H189ZM207 261H208V259H207ZM210 261H211V260H210ZM3 262H4L3 264H5V261H3ZM6 262H8V261H6ZM17 262H18V261H17ZM17 262H16V264H17ZM43 262H44V261H43ZM67 262H68V261H67ZM89 262H90V261H89ZM99 262H100V261H99ZM102 262H103V261H102ZM107 262H108V261H107ZM109 262H110V261H109ZM109 262H108L107 264L112 263V262H110V263H109ZM171 262H172V261H171ZM174 262H175V261H174ZM191 262H193V260H192ZM19 263H20V262H19ZM28 263H30V262H28ZM28 263H26V264H28ZM31 263H32V262H31ZM120 263H121V262H120ZM124 263H125V262H124ZM129 263H130V262H129ZM140 263H138V264H140ZM146 263L148 264V262H146ZM161 263H162V262H161ZM185 263L188 264L189 262H185ZM185 263H184V264H185ZM201 263H202V262H201ZM214 263H215V262H214ZM1 264H2V263H1ZM9 264H10V263H9ZM37 264H41V263L39 262V263H37ZM99 264H100V263H99ZM105 264H106V263H105ZM117 264H119L118 261H117ZM126 264H128V263L126 262ZM159 264H160V263H159ZM163 264H165V263H163ZM207 264H208V263H207ZM209 264H210V263H209Z\"/></svg>","mask_w":264,"mask_h":264}]
</instances>
